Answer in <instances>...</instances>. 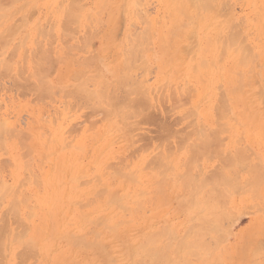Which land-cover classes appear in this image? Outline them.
<instances>
[{
    "label": "rangeland",
    "instance_id": "374dc122",
    "mask_svg": "<svg viewBox=\"0 0 264 264\" xmlns=\"http://www.w3.org/2000/svg\"><path fill=\"white\" fill-rule=\"evenodd\" d=\"M1 1V0H0ZM5 0H3L2 2H0V4L2 5V4H4V6H1L0 8H1V13L4 15V16H2V18H4V21H3V19L2 18H0V22H2L1 24H0V34L2 35V33L3 32H5V34L4 35H2L3 37H0V50H1V45H2V43H5L4 45H5V48H3L2 47V51H0V61L2 60H5V62H6V60H7V64L9 65V67H11V68H8V66H7V70H4L3 68H4V64H5V62H4V64H3V62L1 61L0 62V64H2V65H0V121H2V120H4V121H6V122H4V126L6 125V127L8 126L12 131H11V135H13L15 132H16V134L18 133V131L20 132V134H22V135H20L19 133H18V135H16L17 136V138H16V136L15 135H13V137L11 136L10 137V135L8 134L10 131H9V129L7 130L6 128V130L8 131V132H6L7 133V135H6V133H4V128H2L1 126H0V128H2V131H1V129H0V131L2 132V136H1V138H2V141H1V139H0V159H1V161H0V181H1V183L2 184H0V197L1 198H5L4 200L3 199H1L0 201H2V202H0L1 204H0V222L2 223H0V239H3V240H1L0 242V244L2 245V242H3V244H4V246H2V248H1V245H0V264H52V262H53V264H55V259L58 261V263L59 264H69L70 262H72V263H70V264H75V263H80L81 262V264L83 263V264H100V262H102L101 264H121L120 262H122V264H126L127 262V264H132L134 261H136L137 259H138V257H139V259L142 257V258H144L143 259V261H142V259H141V261H142V263L144 264V262H145V260H146V258L148 257V256H154V254H152V252L149 254H144V252H142L141 250L139 251H137L135 248L137 247V245L136 244H139L143 239V235H144V237L145 236H147L148 234L147 233H145V231L147 232L148 231V233L149 234H151L152 232H154V231H156L155 232V234H157L158 232H160L161 230H162V228H164V227H166L167 229H165L164 228V233L166 232L165 230H167V232L164 234V236L162 235L161 236V233H160V235H159V233H158V235H159V237L161 236V238H158L157 236V238H156V240H159V242H160V247H162L163 248V246L162 245H165V244H163V243H165V242H167V241H170L169 243L171 244H168V243H166L167 245H165L164 247H166V246H168V245H170L169 246V249L167 250L166 248H165V250L164 249H162V250H164V251H162V250H160L161 248H159V250L160 251H162V252H164L163 253V255H164V257H166L167 259V262H166V260L165 259H163V262H160L161 264H165V262H166V264H174L175 262H181V261H183V263L182 264H184V261L185 260H189L190 262L191 261H194V262H187V264H208V263H213V264H215L216 262V264H252L251 263V261L252 262H254L253 264H259V262H260V264H264V237H263V235H264V212H262V211H264L263 210V208H264V199H263V197H264V179L262 180V177L264 178V174H262L261 173V171L264 173V115H262L263 113H264V109H263V107H264V101L262 102L263 103V107L261 106H259V105H261L262 103H261V101L259 102V100L262 98V96H263V100H264V77H262L263 75H264V62H263V66H262V61H264V50H263V52H262V49L264 48V45H262L263 44V42L264 41H262V39L264 40V33H263V31H264V14L262 13V12H264V0H253L252 2H251V0H207L208 2H209V4L211 3V5H212V3L214 4V5H216V6H214V5H212V6H210V8H212V7H214L215 8V10L213 11V10H210V8H209V10L208 9H206V12L205 11H203L205 8H207V7H205V4H203L202 6L203 7H205V8H202L201 6H199L200 4H199V2L196 4V5H198V7H201L202 8V11H201V9L199 8L198 10H196L195 9V7H197L195 4H191V2H189L190 0H188V2L191 4L190 6H192V5H195V7H193L192 6V8L191 7H189V5L187 4L188 2L186 1L185 3H184V0H170V2H169V0H128V2H126L127 0H15V1H13V0H6V1H12L11 3L10 2H4ZM105 1H106V4H105ZM117 1V2H116ZM135 1V2H134ZM176 1V2H175ZM194 2H195V0H193ZM192 1V2H193ZM212 1V2H211ZM213 1H215L216 2V4L213 2ZM221 1V2H220ZM226 1V2H225ZM24 2H26L25 3V5L27 6V8H26V6L24 5ZM28 2V3H27ZM31 2H33V3H31ZM101 2V3H100ZM109 2V3H108ZM132 4H131V3ZM139 2H140V4H139ZM165 2V3H164ZM169 2V3H168ZM208 2H206V3H208ZM218 2H219V4H218ZM222 2H225V4L223 5V3ZM258 2H260V4L258 3ZM262 2V3H261ZM7 3H9V4H11V5H9V4H7ZM68 3V4H67ZM164 3V4H163ZM169 5H168V4ZM170 3H172V4H170ZM174 3H175V5L176 6H174ZM186 5L187 4V6L185 7V6H183L184 4ZM220 3H222V4H220ZM228 3V4H227ZM24 5L23 7L22 6H20V9H21V7L24 9H19L18 7H19V5ZM65 4V5H64ZM70 4V5H69ZM125 4V5H124ZM128 4V5H127ZM139 4V5H138ZM165 4H166V6H165ZM181 4V5H180ZM183 4V5H182ZM209 4H207L208 5V7H209ZM263 4V5H262ZM8 5V7L9 6H11V7H6ZM68 5V6H67ZM136 5V6H135ZM171 5H173L172 7H171ZM179 5V6H178ZM206 5V6H207ZM221 5V7L219 8V6ZM226 5V6H225ZM256 5H257V7H256ZM13 6V7H12ZM32 6V7H31ZM100 6V7H99ZM113 6H115L114 8H112ZM126 6V7H125ZM163 6H165V8L163 7ZM168 6L170 7V8H168ZM263 6V7H262ZM29 7H31V8H29ZM82 7V8H81ZM137 7H138V9H137ZM175 7V8H174ZM178 7V8H177ZM183 7V8H182ZM187 7H188V9L189 8H191V9H187ZM216 7H218V8H216ZM230 7V8H229ZM3 8H5V9H3ZM29 8V9H28ZM34 8V9H33ZM65 8V10H66V12H64L63 13V9ZM77 8V9H76ZM78 8H79V10H78ZM168 8V9H167ZM256 8V9H255ZM258 8V9H257ZM15 9H16V11L19 9V11L18 12H14L15 11ZM31 9H33L32 10V12H31ZM69 9V10H68ZM112 9H114V10H112ZM115 9H116V11H115ZM127 10V11H124V10ZM167 9V11H165ZM175 9V10H174ZM187 9V10H186ZM193 9H195L197 12H195V11H192ZM218 9H219V13L220 14H222V15H225V16H227V14H228V16L229 17H224V20H223V16L222 15H220L219 13H215V11L217 10L218 11ZM222 9H223V11H222ZM255 9V10H254ZM13 10V12L12 13H10L11 11ZM56 10V11H55ZM84 12H83V11ZM117 10H118V12H119V16H118V12H117ZM135 10H137V11H135ZM140 10V11H139ZM168 10H170V12L168 11ZM177 10V11H176ZM178 10H179V12H180V15H182V16H180V15H178L179 14V12H178ZM180 10H182V12L180 11ZM183 10H184V12H183ZM200 10V11H199ZM209 12H208V11ZM222 12H221V11ZM253 10V11H252ZM5 11V12H4ZM8 11V12H7ZM70 11H71V14H70ZM74 11V14H72V12ZM76 11H78V12H76ZM174 11V12H173ZM191 11V12H190ZM216 11V12H217ZM255 11V12H254ZM257 11H258V13H257ZM20 12V13H19ZM25 12H27V13H29V14H31V16L28 14V16H27V13H25ZM31 12V13H30ZM50 12V13H49ZM90 12V13H89ZM92 12V13H91ZM114 12V13H113ZM127 12V13H126ZM138 12V13H137ZM166 12V13H165ZM167 12H168V14H167ZM175 12H177L176 13V17H174L175 16ZM204 13L203 14V16H202V14H200V13ZM7 13H9V14H7ZM83 13H84V15H83ZM85 13H89V14H87V15H85ZM126 13V14H125ZM171 13H173V14H171ZM183 13V14H182ZM185 13V14H184ZM186 13L187 14H189V13H192L191 15L189 14V17L190 16H192L195 20H197L196 22L194 21V20H188V18L186 19H182V18H184V17H187V15H186ZM194 13H199L200 14V16H201V18H200V16L198 17V18H200L199 20H198V18L196 19V17H194ZM207 13V14H206ZM252 13V14H251ZM2 14H0V16L2 15ZM12 15V16H9L10 18L8 19V15ZM20 14H22V15H20ZM23 14H24V16H23ZM59 14V15H58ZM64 14V15H63ZM125 14V15H124ZM170 14H171V16H170ZM196 14H195V16H196ZM199 14H197V15H199ZM206 14V15H205ZM212 14L215 16H212ZM217 14H219V16L217 15ZM251 14V15H250ZM258 14V15H257ZM260 14V15H259ZM262 14H263V16H262ZM49 15V16H48ZM73 15V17L71 18V16ZM89 15V16H88ZM93 15V16H92ZM117 15V16H116ZM123 15V16H122ZM168 15V16H167ZM179 17H178V16ZM183 15H186V16H183ZM92 16V17H91ZM114 16V17H113ZM126 16V17H125ZM208 16H210V17H214L213 19H215V20H212V18H210V19H208L209 17ZM247 16H248V18H247ZM256 16H258V17H256ZM262 16V17H261ZM60 17V18H59ZM86 17V18H85ZM174 17V18H173ZM203 17H204V19H203ZM231 17V18H230ZM235 17V18H234ZM252 17H254V18H252ZM256 17V18H255ZM27 18H28V20H27ZM48 18V19H47ZM65 20V22L63 23V22H61V21H64L63 19ZM113 18V19H112ZM168 18V19H167ZM171 18V19H170ZM222 18V20H220ZM229 19L227 22H225V20L226 19ZM238 18L240 19L241 18V20L242 21H240V20H238ZM260 18V19H259ZM262 18V19H261ZM7 19V20H6ZM13 19H15V20H13ZM24 19V20H23ZM45 19H46V21H45ZM62 19V20H61ZM74 19V20H73ZM77 19V20H76ZM85 19H87L86 21H85ZM91 19V20H90ZM93 19V20H92ZM110 19H112V20H110ZM147 19V20H146ZM203 19V20H202ZM206 19V20H205ZM231 19H233V20H231ZM257 19H259V20H257ZM5 20H6V22H5ZM22 20V21H21ZM36 20V21H35ZM39 21V23H36V22H38ZM145 20H146V22H145ZM167 20V21H166ZM174 20V22H172V23H170V21H173ZM175 20L176 21H180V22H183V24L185 25V22H187L186 20H188V22L189 21H191V22H193V23H191L192 24V26L193 27H196L197 26V28L199 27V29L200 30H202L201 32H200V30L199 29H197V28H195V29H197V30H195V29H193V28H191L190 26L188 27V25L190 24V22L189 23H187L185 26H180L182 29L180 30V27L178 28V27H175V25L176 26H178V25H183V24H180L179 22H175ZM183 20V21H182ZM202 20V22L200 23V21ZM209 20V21H208ZM232 21V23H233V25L231 24V21ZM238 21V23H237V25H235L234 23H236L237 21ZM249 20V21H248ZM25 21V22H24ZM33 21H35V22H33ZM67 21V22H66ZM111 21V22H110ZM149 21V22H148ZM168 21H169V23H168ZM206 21V22H205ZM243 24H240V22ZM244 21V22H243ZM251 21V22H250ZM258 21H260V22H262L261 23V26L259 25L260 24V22H258ZM13 22V23H12ZM28 24H27V23ZM59 22L60 23H62L61 25L59 24ZM198 22V23H197ZM210 22V23H209ZM213 22H215L214 24H213ZM221 22V23H220ZM224 22H225V24H224ZM230 24H229V23ZM247 22V23H246ZM6 23V24H5ZM17 25H16V24ZM25 23V24H24ZM56 23H58V24H56ZM174 23H175V25H174ZM179 23V24H178ZM200 23V24H199ZM203 23H205V24H207V25H205V24H203ZM228 24V28L230 29V31H229V29L227 28V24ZM248 23H249V26H248ZM252 23V24H251ZM3 24V25H2ZM23 24H24V26H23ZM32 24V25H31ZM35 24V25H34ZM53 24V26H51ZM87 24V25H86ZM151 24V25H150ZM171 24V25H170ZM212 24V25H211ZM218 24V25H217ZM238 24H240V25H238ZM2 25V26H1ZM8 26V28H7V26ZM11 25V26H10ZM25 25H27V26H25ZM31 27H29V26ZM34 25V26H33ZM37 25V26H36ZM40 25V26H39ZM50 25V26H49ZM152 25H155V28H154V26H152ZM166 25H168L167 27H165ZM174 25V26H173ZM196 25V26H195ZM203 25V26H202ZM208 25H210V27H208ZM224 27H223V26ZM230 25H231V27H230ZM13 26H15V27H13ZM21 26V27H20ZM44 26V27H43ZM58 27V29H56L55 27ZM62 26L64 27V29L62 28ZM85 26V27H84ZM147 26V27H146ZM151 26L153 27L152 29H151ZM162 26V29L160 28ZM163 26L165 27V28H167V31H166V29L164 30V28H163ZM173 26V27H172ZM187 26V27H186ZM206 26V27H205ZM211 26H214V27H216V28H211ZM220 26V27H219ZM222 26V27H221ZM234 26V27H233ZM242 26H244L245 27V29L243 30V27ZM9 27H11L12 29L13 28H15V29H13V31H11V29L9 30L10 32H13L12 34H9L10 32H8V29H9ZM22 27H24V30H23V28ZM34 27V28H33ZM37 27V28H36ZM43 27V28H42ZM51 27H53L52 29H51ZM111 27V29H109V28ZM115 27V28H114ZM171 27V28H170ZM175 27V28H174ZM202 27H205L204 28V31H203V28ZM219 27V28H218ZM237 27V28H236ZM255 27V28H254ZM259 27V28H258ZM3 28H4V30H5V28H6V30L5 31H3ZM26 28V29H25ZM38 29L39 30V32H37V30L36 29ZM55 28V29H54ZM60 28V29H59ZM173 28V29H172ZM177 28L179 29L178 31H177ZM187 29V31H189V32H191L190 30L192 29V31H195L194 32V36H196V37H192L191 36V34H188V32L187 31H185L186 29ZM189 28H190V30H189ZM211 28V29H210ZM217 28H218V30H217ZM234 28H236L237 30H232V29H234ZM257 28V29H256ZM261 28V29H260ZM42 29V31H43V34H42V32L40 31ZM49 29H51L52 30V32L49 30ZM54 29V30H53ZM147 29H149V30H147ZM170 29H172L171 30V33L173 32V34H172V37H175V38H171L170 37V34L171 33H169L170 31L169 30ZM216 30V31H208V30ZM223 29V30H222ZM226 29V30H225ZM241 29V30H240ZM14 30H16V32L14 33ZM27 30H29V31H27ZM30 30H31V32H30ZM34 30H36V31H34ZM113 30V31H112ZM159 30V31H158ZM221 30H222V32H221ZM228 30V31H227ZM238 30H240V31H238ZM245 30H246V32H245ZM249 30H251V31H249ZM255 30V31H254ZM262 31V33H260L261 31ZM3 31V32H2ZM22 31V32H21ZM33 31V32H32ZM55 31V32H54ZM135 31V32H134ZM166 33H165V32ZM169 31V32H168ZM175 31H176V33L178 34H175ZM182 31V32H181ZM226 31V32H225ZM240 33H238V32ZM257 31H259V33L257 32ZM7 32V33H6ZM183 32H184V34H183ZM187 32V33H186ZM208 32V33H207ZM211 32V33H210ZM215 32V33H214ZM217 32H219V34L217 33ZM230 34V32L232 33V32H236V33H238V34H235L236 36L235 37H231V35L232 36H234V34L232 33V34H230L228 37L229 38H226L227 37V35H228V33ZM30 33V34H29ZM33 33V34H32ZM37 33H39L38 35L35 34ZM47 33V34H46ZM161 34V35H159V34ZM164 33H165V35H164ZM183 34V35H185V36H182L181 34ZM201 34L202 35V39L200 38V35L199 34ZM204 33H206V34H204ZM221 33L223 34V36L221 35ZM227 33V34H226ZM243 33V34H242ZM23 34H24V36H23ZM26 34V35H25ZM127 34V35H126ZM144 36H143V35ZM151 34V35H150ZM154 34V35H153ZM186 34H188V36L186 35ZM214 35V34H217L218 35V37H220L221 39V41H222V39H223V37H224V43H226L227 45H225V47H228V49L226 48L225 49V51H224V46L222 45L221 46V43H223V41L221 42L220 40H219V42H218V39L219 38H217L216 36L217 35H214V36H212V38H210V35ZM225 34V35H224ZM246 34V35H245ZM258 34V35H257ZM0 35V36H1ZM6 35V36H5ZM7 35H11L10 36V38H12V41L11 40H9L10 42H8V40H7V38L9 37H7ZM41 35H43V36H41ZM136 35H137V38L139 39H137V38H135L136 37ZM169 37H168V36ZM179 35H180V37H179ZM192 35H193V33H192ZM197 35L199 36L198 38H197ZM205 37H204V36ZM219 35H221V36H219ZM237 35H238V37H237ZM244 37H243V36ZM248 35H249V38H248ZM255 35H257V36H255ZM262 35H263V38H262ZM22 36H23V40H24V42H22V46L20 47V41L22 40ZM28 36V37H27ZM30 36V37H29ZM139 36V37H138ZM159 36H161L162 38L160 39V37ZM182 36V37H181ZM186 36L187 37H190L191 36V38H195V41L193 40V39H190V43H191V40L192 41H194L192 44L194 45V43H196L194 46H190V44H189V42H188V38H186ZM207 36H208V39L209 40H207L206 38H207ZM240 36V37H239ZM247 36V37H246ZM251 36H254V38L253 37H251ZM261 37L260 39H259V37ZM5 37H7L6 39H5ZM17 37V38H16ZM157 37H159V38H157ZM177 37V38H176ZM185 38V43H187L188 42V46L183 42V41H181L182 39H184ZM216 37V39H217V46H215L216 45V43L214 44V42L216 41V40H214V38ZM127 38V39H126ZM147 38H149V39H147ZM171 38V39H170ZM180 38H182V39H180ZM204 38V39H203ZM243 39L242 40V42L244 43V44H246V45H248L247 46V48H244V47H246V46H242V44H240V46L242 47H240L242 50H243V48H244V50L248 53L249 51H251V54L252 55H254L253 53L255 52V55H254V57L256 58V60L258 59V61H256V60H254L253 62H252V66L254 67V68H251L250 66H248V65H250L249 64V62H246V60L248 59V57L250 56V55H248L246 52H244V53H246V54H243V52H242V50L239 48V43H238V45H237V47L238 48H234V47H232V46H234V45H236V43L237 42H241V40L239 41V39ZM245 38V39H244ZM9 39V38H8ZM134 39H137V41L136 40H134ZM160 39V40H159ZM162 39H164L165 40V43L167 42H170V43H168V49H167V43L164 45V44H161V43H157V42H162ZM166 39L168 40V39H170V40H168V41H166ZM173 39H175L174 41H172ZM188 39V40H187ZM198 39H201V40H203V41H201L202 43H200V40L198 41ZM211 39H213L214 41H212ZM253 39V40H252ZM260 41H259V40ZM17 40V41H16ZM27 40V41H26ZM135 41V42H133V41ZM144 40H145V42H144ZM176 40H179V41H176ZM207 40V41H206ZM210 40H211V42H213V43H211L210 42ZM236 40H237V42H236ZM128 41H129V45H128ZM132 41V42H131ZM142 42L143 41V43H139V44H141V46L139 45V44H137L138 42ZM173 43H175V44H173L172 45V42ZM181 41V42H180ZM206 41V42H205ZM252 41V42H251ZM253 41H254V44L252 45V43H253ZM262 41V42H261ZM12 42V43H11ZM147 42V43H146ZM176 42H178V43H176ZM210 42V43H209ZM233 42H236L235 44H233ZM249 42H251V43H249ZM130 43H132V44H130ZM135 43V44H134ZM162 43H164V42H162ZM184 44V46H185V48H184V46L182 45V50H180L179 48H181L180 46H181V44ZM204 43V44H203ZM220 43V44H219ZM223 43V44H224ZM255 43H257V44H255ZM259 43V44H258ZM261 43V44H260ZM11 44V45H10ZM145 44V45H144ZM159 44V45H158ZM178 44V45H177ZM191 44V45H192ZM205 44H207L208 46H206ZM211 44V46L213 47H210L209 45ZM214 46H213V45ZM17 45V46H16ZM135 45H138L136 48H138L139 50V52L137 53V52H135L136 54H134L135 56H133V55H131V52H133V51H129L130 49H129V46H130V48L131 49H134L133 47L135 46ZM144 45V46H143ZM160 45H162V47L160 46ZM171 45V46H170ZM177 45V46H176ZM180 45V46H179ZM230 45V46H229ZM256 45V46H255ZM8 46V47H7ZM133 46V47H132ZM165 46V48H163ZM173 46V47H172ZM203 46V47H202ZM208 47V49L206 48V47ZM221 47V50H222V52L224 53V56H221V54H220V56H218L219 55V53H220V51L221 50H218V49H220L219 47ZM250 46V47H249ZM258 46H259V48H258ZM7 47V48H6ZM40 47V48H39ZM140 47V48H139ZM142 47V48H141ZM175 47V48H174ZM179 47V48H178ZM192 47H194V48H196V49H194L193 48V50L191 49ZM214 47H216V48H214ZM32 48V49H31ZM43 50L42 51V53H41V51L39 50ZM126 48V49H125ZM147 48V49H146ZM172 48H174L173 50H172ZM184 48V49H183ZM203 48V49H202ZM231 50H230V49ZM253 48V49H252ZM13 50L12 52H11V50ZM17 49V50H16ZM46 50V52H45V50ZM128 49V50H127ZM143 49V50H142ZM145 49V50H144ZM164 49V50H163ZM166 49V50H165ZM177 49V50H176ZM178 49H179V51H178ZM191 49V51H189V53L187 52V53H185V51H187V50H190ZM204 49H205V51H204ZM240 51H239V50ZM14 50H15V53H13L14 52ZM22 50V51H21ZM123 50V51H122ZM125 50V51H124ZM136 51H137V49H135ZM134 50V51H135ZM196 50V51H195ZM212 50H213V52H212ZM226 50H230L229 52H226ZM238 50V51H237ZM243 50V51H244ZM254 50V51H253ZM255 50H257L258 52V54L256 53V51ZM259 50H261L260 52H259ZM4 51V52H3ZM9 51V52H8ZM26 52V54H25V52ZM35 51H36V54H35ZM37 51L38 52H40V53H37ZM129 51V52H128ZM165 51V52H164ZM168 53H167V52ZM172 51V52H171ZM177 51H178V53H177ZM203 53V55H202V53ZM218 53H217V52ZM231 51L233 52V51H237L236 53L235 52H233V53H231ZM19 52V53H18ZM23 52V53H22ZM44 52H45V54H44ZM170 52V53H169ZM179 52H180V54H179ZM193 52V53H192ZM199 52V53H198ZM206 52V54H204ZM211 52V53H210ZM214 52H216V53H214ZM225 52H226V54H225ZM239 52H241V56H240V54H239ZM13 53V54H12ZM24 54V55H22V54ZM48 53V54H47ZM125 53V54H124ZM129 53H130V55H131V57H130V59H128L127 60V56H130L129 55ZM134 53V52H133ZM191 53V54H190ZM198 53V54H197ZM228 53V54H227ZM230 53V54H229ZM32 54V55H31ZM33 54H35V55H33ZM40 54H42V55H40ZM128 54V55H127ZM164 54V55H163ZM166 54H167V56H166ZM173 54V55H172ZM193 54V55H192ZM194 54H197V56L198 55H201L200 57H198V58H196L197 56L196 55H194ZM208 54V55H207ZM212 54H213V56H212ZM30 55H31V57H30ZM40 56V59H38L39 57H37V56ZM124 55V56H123ZM181 55H183V57L184 56H186L185 58H182L181 59ZM204 55H206V56H204ZM235 55V57H233ZM237 55H239L238 56V58H242L243 57V59H241L242 61L244 60V57L246 56V55H248L247 56V59H246V57H245V62H246V64H244V65H246V66H244V65H242L243 64V62H242V64L241 63H238L237 64V61L238 62H241V60L240 59H238L237 58ZM242 55H245V56H242ZM251 55V56H252ZM22 56V57H21ZM24 56V57H23ZM35 56H36V58L38 59H36L35 58ZM134 57V61L132 60L133 59V57ZM179 56V57H178ZM191 56H194L193 58L191 57ZM208 56V58H206ZM209 56H211V58H209ZM225 56H229V57H225ZM232 56V57H231ZM260 56H262V57H260ZM4 57H6V59L4 58ZM41 57H42V60H44V58L45 57H47L46 58V61H43L42 62V60H41ZM44 57V58H43ZM125 57V58H124ZM166 57V58H165ZM170 59H169V58ZM179 59H177V58ZM191 57V58H190ZM203 57V59H205L206 58V60L207 59H211V61H212V63H211V65H209L210 64V60H208V61H206L205 63H203V64H201L202 62V59H201V61H199V63H198V61L196 60V59H198L199 60V58H202ZM213 57V58H212ZM214 57H216V58H214ZM218 57V58H217ZM223 57V58H222ZM231 57V58H230ZM258 57V58H257ZM259 57H260V59H259ZM4 58V59H3ZM13 58V59H12ZM129 58V57H128ZM136 58V59H135ZM175 58H176V60H175ZM195 58V59H194ZM221 58V59H220ZM227 60H225V59ZM228 58V59H227ZM233 58H234V60H233ZM250 58H252V59H250ZM249 58V61L250 60H253V56L252 57H250ZM254 58V59H255ZM10 59H11V61H10ZM32 59H36L39 63H40V65L38 66L37 64H35V65H37V68L35 67V69L37 70H39V72H41V73H39L38 74V72H37V74L38 75H42V76H40L41 77V79H43V81H45L47 84H49V85H51V86H54V87H48V86H46V90H47V87H48V89L50 90V88H51V92H49V90L48 91H46V90H44V88H42V87H44V85H40V83L41 82H43V81H41V79H36L37 77H35L34 76V71H36L35 69H34V67H32V64L31 63H33L32 62ZM77 59V60H76ZM161 59V61H159ZM173 61H172V60ZM184 59V60H183ZM185 59H186V62L184 63L183 61H185ZM214 59H216V60H214ZM230 59V60H229ZM238 59V60H237ZM36 60L34 61L35 63H36ZM41 62H40V61ZM125 60V61H124ZM131 60V61H130ZM162 60H166L165 61V63H163V67L165 66V67H167V68H165V69H163V67H161L162 66ZM170 60V61H169ZM178 60V61H177ZM180 60H181V62H180ZM187 60H189V61H187ZM194 60V61H193ZM229 60V61H228ZM262 60V61H261ZM9 61V62H8ZM80 61V62H79ZM176 61V63H174ZM193 61V62H192ZM197 62V64L196 63H194V62ZM205 61V60H204ZM221 61H223V62H221ZM233 61V62H232ZM259 61H261V62H259ZM69 62V63H68ZM77 62L78 63H81L82 65H83V67L81 66V64H77ZM84 62V63H83ZM124 63V65H125V62L126 63H128V65L126 64L125 66H126V68H127V66H128V69H125L124 67V65H123V63ZM132 62V64H130ZM134 62V63H133ZM139 62H142L141 64L139 63ZM172 62V64H170ZM201 62V63H200ZM214 62L215 63H217V64H214ZM224 62L226 63L225 65H224ZM230 62V63H229ZM244 62V63H245ZM11 63V64H10ZM14 65H13V64ZM17 63L19 64V66L17 65ZM38 63V64H39ZM138 63H139V65H138ZM182 63V64H181ZM184 63V64H183ZM190 63V64H189ZM192 63V64H191ZM207 63H209L208 65H207ZM229 63V65L227 66V64ZM232 63H233V65H232ZM247 63H248V65H247ZM259 63H261V65L259 64ZM42 64H43V66H42ZM133 64H135L133 67L131 66V65H133ZM194 64V67H195V69L194 68H190V70H188L189 68L188 67H190V66H192ZM198 64H201V66L200 65H198ZM206 65V68H204V67H202V65ZM218 64H219V66H221L222 64H223V66H224V70L222 69V67L223 66H221V67H219L218 66ZM240 64H241V66H240ZM33 65H34V63H33ZM138 65V66H137ZM170 65V66H169ZM188 67H187V66ZM190 65V66H189ZM196 65V66H195ZM258 65V66H257ZM260 65V66H259ZM40 66H42V67H40ZM68 66V67H67ZM129 66H131V68L129 69ZM137 66V67H136ZM173 67V69H172V67ZM185 66V67H184ZM198 66V67H197ZM208 66H209V68H208ZM213 66H215V69H214V67ZM243 66H244V68H245V70H244V68H243ZM249 67V69H250V71H252L253 70V73L251 74L250 73V71L248 70V67ZM1 67H2V69H1ZM20 67V68H19ZM30 67V68H29ZM169 67V68H168ZM171 67V68H170ZM179 67H183L182 69H179ZM193 67V66H192ZM18 68V69H17ZM28 68V69H27ZM65 68V69H64ZM68 68V69H67ZM79 68H83L82 70H84V72L83 71H81V69H79ZM115 68V69H114ZM138 68V69H137ZM179 70H178V69ZM218 68V69H217ZM258 68V69H257ZM21 69V70H20ZM23 69V70H22ZM34 69V71H32ZM73 69H74V71H73ZM79 69L81 72H83V73H78L79 72V70L77 71V70ZM168 69H169V71H168ZM171 69V70H170ZM175 69V70H174ZM177 69V70H176ZM196 72V76L194 75L195 73H191V71L192 72H194L193 70ZM221 69V70H220ZM252 69V70H251ZM10 70V71H9ZM37 70V71H38ZM117 70V74H116V72H114V71H116ZM119 70V71H118ZM134 70H137V71H134ZM181 70V71H180ZM186 70V71H185ZM200 70V71H199ZM208 70H210V72L208 71ZM239 70V71H238ZM243 70V71H242ZM256 70H259V71H256ZM17 71V72H16ZM30 71H32V73L30 72ZM72 71L74 72L73 74H72ZM128 72L127 74L128 75H132V77H130V79H129V77L128 76H126L127 74H126V72ZM164 71V72H163ZM165 71H168V73L170 72L171 74H168V73H166ZM176 71H177V73H176ZM190 71V72H189ZM204 71H205V73H204ZM217 71V72H216ZM232 71V72H231ZM235 71V72H234ZM239 72V74H241L240 72H244V73H242V75L240 76V78H238V75L239 74H237L238 72ZM2 72V73H1ZM24 72V73H23ZM32 74V76L29 74ZM66 72V73H65ZM97 72H99V73H97ZM107 72V73H106ZM125 73V76L126 77H128V79L127 80H124V79H122V78H124V77H122V78H120L121 76H119L120 75V73ZM175 73V75L176 74H178V75H180V77L177 75L176 77L173 75L174 73ZM179 72V73H178ZM207 72H208V74H207ZM212 72H214V74L212 73ZM223 72V73H222ZM237 72V73H236ZM254 72L257 74V76H256V74H254ZM260 74H259V73ZM16 73V74H15ZM71 73V74H70ZM86 73V74H85ZM188 73H190L189 74V76H188ZM216 73V74H215ZM226 73H228L227 75H229V76H227L226 75ZM234 73H236V75H234ZM261 73H262V75H261ZM18 74V75H17ZM36 74V73H35ZM88 74V75H87ZM90 74V75H89ZM168 74V75H167ZM185 74V75H184ZM199 74V75H198ZM202 74H204V75H206V77L203 75V76H201ZM225 74V75H224ZM232 74V76L230 77V75ZM245 74L248 76V77H254L253 79H255L254 80V82L257 84V82H258V85L259 86H257L256 87V85H255V83H253V80L251 79V78H248L247 76H245ZM249 74V75H248ZM37 75V76H38ZM82 75V76H81ZM116 75V76H115ZM119 77H118V76ZM121 75H123V74H121ZM170 75H173V76H171L170 77ZM191 75H192V77L193 78H191ZM213 77H215V78H213V79H215V80H212V76ZM215 75V76H214ZM222 75V76H221ZM255 75V76H254ZM260 75V76H259ZM14 76H16V77H14ZM25 76H27V77H25ZM34 76V77H33ZM64 76V77H63ZM90 76V77H89ZM111 76H114V78L113 77H111ZM124 76V75H123ZM134 76V77H133ZM186 78H184V77ZM188 76V77H187ZM209 76H210V78H209ZM218 76V77H217ZM219 76L221 77V78H219ZM243 76V77H242ZM259 76V77H258ZM44 77V78H43ZM68 77V78H67ZM78 77V78H77ZM87 77V78H86ZM98 77H99V79H98ZM105 77V78H104ZM108 77V78H107ZM183 77V78H182ZM191 79H190V78ZM198 77H200L201 79H204L203 81H204V83H206V84H204L203 82H200V80H198L199 78ZM204 77V78H203ZM225 79H224V78ZM233 77V78H232ZM260 77H261V79H260ZM38 80V82L39 81H41L39 84H37L36 83V80ZM70 78V79H69ZM73 78V79H72ZM75 78H77V79H75ZM86 78V79H85ZM103 78V79H102ZM117 78H118V83H119V80H121L122 79V85L124 86H120V88H119V84L117 85V83H116V80H117ZM132 78V79H131ZM167 78V79H166ZM175 78V79H174ZM187 78H188V80H187ZM208 78V79H207ZM223 78V79H222ZM228 78V79H227ZM263 78V79H262ZM17 79V80H16ZM93 79V80H92ZM96 79V80H95ZM171 79V80H170ZM173 79H174V81H173ZM182 79V80H181ZM183 79H185V80H183ZM205 79H207V82H206V80ZM218 79V80H217ZM231 79V80H230ZM239 80L240 81V79L242 80V79H244V81L242 80V81H238L239 82V84L238 83H236L237 81L236 80ZM252 81H250V80ZM62 82H61V81ZM76 80V81H75ZM84 80L86 81L85 82V84H84ZM88 80H90V81H88ZM97 81V80H99V83H98V81L97 82H95V81ZM104 80H106L105 82H104ZM133 80H138V82H136L135 84H134V82H133ZM166 82H165V81ZM168 80H170L169 81V83L167 82ZM177 80V81H176ZM195 80V81H194ZM209 80L211 81V82H209ZM223 80V81H222ZM227 80H228V82H227ZM249 80V81H248ZM19 81V82H18ZM81 81H83V82H81ZM110 81V84H109V86H107L108 85V82ZM113 81H114V83H113ZM139 81H141V83L139 82ZM179 81V82H178ZM199 81V82H198ZM202 81V80H201ZM213 81V82H212ZM230 81V82H229ZM245 81H247V83H243V82H245ZM257 81V82H256ZM45 82H43V84H45L46 85V83ZM76 82V83H75ZM81 82V83H83V84H81L82 85V87L84 88V86L86 87V90H83V91H80V93L79 92H77L78 90H80L81 88H79L78 89V85H79V83ZM103 82V83H102ZM165 82V83H164ZM187 83V86H189L190 88H191V90H192V87H193V90H195L194 92L196 93V95L195 96H192V99L190 98L191 97V93L193 92V90H192V92H190L189 93V91L187 90V89H185V88H188V87H185L186 86V84H184V83ZM195 84H194V83ZM220 82V86H219V88H217L216 86L218 85V83ZM59 83H61L60 85H59ZM73 83H75L74 85H73ZM105 83H107V85L105 84ZM115 83H116V85H115ZM120 83V84H121ZM162 83V84H161ZM175 83V84H174ZM208 83V84H207ZM212 83H214V87H213V84ZM228 83V84H227ZM250 83V84H249ZM42 84V83H41ZM52 84H54V85H52ZM68 84V85H67ZM77 84V86H75ZM92 84V85H91ZM100 84H101V89H103L104 87L103 86H107L106 88H107V90H109V92L106 90V88H105V92L104 93H102L104 96L106 95L107 96V94H109L110 92H114V93H112L113 95H114V97H115V99H114V97L112 98L115 102H114V104L116 105V103H117V105L116 106H114L115 108H113V109H111L110 110V112L108 111V109L110 108V105L108 106L107 104H105L104 103V101H105V99L106 100H108V98L110 99V97H104V96H101V93L98 95V94H95V92L96 93H98V90L97 89H100L99 88V86H100ZM102 84H105V85H102ZM124 84H126V85H124ZM128 84V85H127ZM194 84V85H193ZM225 84H227V85H225ZM234 86H233V85ZM236 84H237V87L238 88H240L239 90H237V87H236ZM37 85H39V86H42L41 88L38 86V88L39 89H36L37 87L36 86ZM70 85H71V87L73 88V90H75L74 92L76 93H74L73 92V90H71L72 88H70ZM80 85V86H81ZM98 85V86H97ZM130 85V86H129ZM183 85H184V87H183ZM202 85H204V87L202 86ZM208 85V86H207ZM224 85V86H223ZM249 85H251L250 87H249ZM254 85V86H253ZM79 86V87H80ZM112 86V87H111ZM118 86V88H116ZM212 86V87H211ZM227 86V87H226ZM253 86V87H252ZM55 87H58V88H56V89H54ZM74 87H77V89L75 88L74 89ZM110 87V88H109ZM115 87V88H114ZM122 87V88H121ZM127 87V88H126ZM131 87H133V88H131ZM185 89H183V88ZM206 87H209V88H206ZM231 87H236V90L237 91H235V93H234V91L233 90H235V88L233 89L232 88V91H233V93H231L230 94V91H231ZM241 87H246V88H241ZM259 87L261 88V90H259ZM64 88V89H63ZM96 88V89H95ZM112 88V89H111ZM129 88V89H128ZM135 88V89H134ZM139 88V93H140V95H137L138 93H136L137 91H136V89H138ZM153 88V89H152ZM157 88V89H156ZM189 88V89H190ZM204 88V89H203ZM208 90V91H205L206 89ZM217 88V89H216ZM37 91H36V90ZM41 89V90H40ZM61 91H60V90ZM66 89H68V92L66 91ZM85 89V88H84ZM110 89L111 90H113V91H110ZM123 89H124V91H130V92H128V94H127V92H124L123 91ZM133 89V90H135V92H132L131 90ZM140 89L141 90H143L144 92H142V91H140ZM184 90V91H180V90ZM219 89V90H218ZM222 89V92H223V96H224V99H225V104H224V99L222 100V102L220 103L219 101V103H217L216 101H217V99H216V97L218 98V94H221L222 92H220V93H218L220 90ZM245 89V90H244ZM39 90V91H38ZM59 90V91H58ZM62 90H64L63 92H62ZM70 90V91H69ZM104 90V89H103ZM117 90V91H116ZM190 90V91H191ZM203 90V91H202ZM227 90V91H226ZM240 90H241V92H240ZM258 90H259V92H258ZM72 91V92H71ZM92 91V92H91ZM95 91V92H94ZM147 91V92H146ZM151 91V92H150ZM185 91L187 92V93H185ZM204 91H205V93H207V94H205L204 93ZM211 91H214L213 93L211 92ZM231 91V92H232ZM251 91V92H250ZM258 93V95H257V93ZM262 91V92H261ZM70 92V94L68 95V93ZM88 92V93H87ZM108 92V93H107ZM116 92V93H115ZM181 94H180V93ZM204 94H203V93ZM228 92V93H227ZM246 92V93H245ZM250 92V93H249ZM254 93V95H253V93ZM261 92V95L259 94ZM67 93V94H66ZM73 93V94H72ZM118 93V94H117ZM121 93V94H120ZM154 93V94H153ZM178 93H179V95H178ZM211 93V94H210ZM214 93H218L217 95L216 94H214ZM243 94V93H245V95H239V94ZM252 93V95H249V94H251ZM42 94H45L44 96L42 95ZM88 94V95H87ZM123 94V95H122ZM131 94V95H130ZM135 94V96L137 95V99H135V96H133ZM144 96H143V95ZM172 94V95H171ZM174 94V95H173ZM187 94V95H186ZM214 94V95H213ZM233 94H236V95H233ZM257 96H256V95ZM263 94V95H262ZM70 95H72V97L70 96ZM116 95V96H115ZM126 95V96H125ZM127 95H129V97L127 96ZM142 95V96H141ZM204 95H207V96H204ZM222 95V94H221ZM227 95H229V96H227ZM237 95H239L238 97H237ZM249 95V96H248ZM260 95V96H259ZM41 98H40V97ZM84 98H83V97ZM92 96V97H91ZM101 98V97H104V98H101V99H104L103 100V102H99L97 105H100V106H95V104L93 103L92 104V102H97V99L99 98V97ZM110 96V95H109ZM124 96H125V99H124V102H126L125 103V106H126V104H127V106L125 107V109H124V107L122 106V105H124V104H122L121 106L123 107L122 109H120V107L121 106H119L118 105V99H119V101H121L123 98H124ZM210 96V97H209ZM220 96V95H219ZM232 96V97H231ZM235 96V97H234ZM250 96H251V98H250ZM253 96H254V100L252 99L253 98ZM261 97L260 99H259V97ZM112 97V96H111ZM119 97H121V98H119ZM126 97L127 98H129V99H126ZM132 97V98H131ZM133 97H134V99H133ZM144 97V98H143ZM147 97H149V98H147ZM221 98H223L222 96H220ZM219 97V98H220ZM247 97V98H246ZM257 98V101H256V98ZM89 98V100H87ZM90 98H92L93 100H91ZM99 98V99H100ZM142 98H143V100H142ZM206 98H208V99H206ZM210 98V99H209ZM220 98V99H221ZM234 99V100H232V99ZM238 98V99H237ZM245 98H246V100H245ZM98 99V100H99ZM100 99V100H101ZM117 99V100H116ZM132 99V100H131ZM201 99V100H200ZM216 99V100H215ZM249 99H251V100H249ZM125 100H127V101H125ZM136 100H139V101H136ZM143 101V103L141 104V102ZM146 101V103H145V101ZM230 100V101H229ZM112 101V100H111ZM111 101H109V103L108 104H111L110 102ZM128 101H131V102H128ZM133 101H134V103L136 104H133V105H131V103H133ZM211 101H213V103L211 102ZM215 101V102H214ZM229 101V102H228ZM246 101H248V102H246ZM253 101H255V103L253 102ZM68 102V103H67ZM69 102H70V105H69ZM87 102V103H86ZM106 102V101H105ZM108 102V101H107ZM129 104H128V103ZM139 102V103H138ZM194 102V103H193ZM195 102H198V103H195ZM246 102V103H245ZM249 102H251V103H249ZM257 102V103H256ZM261 103V104H259V103ZM214 103H216V104H214ZM232 103V104H231ZM234 103H236V104H234ZM66 104V105H65ZM91 104V105H90ZM144 104V105H143ZM212 104V105H211ZM218 104H219V106L221 105V109L218 107ZM231 104V105H230ZM238 104H241V105H239L238 106ZM242 104H243V106H242ZM244 104H245V107H244ZM256 104H257V106H256ZM130 106V108H128L129 106ZM138 105H140V106H138ZM179 105V106H178ZM210 105V106H209ZM215 105H217V107L220 109V113L221 114H223V113H226V115L225 114H223L222 116H224V117H222L221 118V116H220V114H219V109H217V107L215 108L214 106ZM249 105H250V107H249ZM103 106V107H102ZM107 106V107H106ZM111 106H113V105H111ZM138 106V107H137ZM204 106V107H203ZM208 106V107H207ZM228 106V107H227ZM254 106H255V108H254ZM94 107H96V109H94ZM116 107H117V109H116ZM132 107H135V108H133L134 109V115L132 114V112L133 111H131V110H133V109H131ZM141 107V108H140ZM186 107H188V108H186ZM212 107H214L217 111H218V113L216 112V110H215V112H214V110L212 109ZM238 107V108H237ZM248 107V108H247ZM256 107H260L259 109L261 110V108L263 109V110H259V109H257ZM105 108L107 109V110H105ZM136 108H138V109H136ZM140 108V109H139ZM205 108V109H204ZM207 108V109H206ZM235 108V109H234ZM121 110V112L119 111H117V112H115V113H117L116 114V116H115V114L113 115L112 113L114 112V110ZM192 109L194 110V111H192ZM204 109V110H203ZM208 109H210V110H213V111H210V110H208ZM228 109V110H227ZM231 109H234V110H231ZM242 109H244V110H242ZM248 109V110H247ZM257 109V110H256ZM138 110H140V111H138ZM191 110V111H190ZM208 110V111H207ZM225 112H224V111ZM242 111V113H240V111ZM251 110H252V112H251ZM111 111H112V113H111ZM123 111V112H122ZM137 111V112H136ZM188 111H190V112H193V113H195L194 114V116L192 115H190L191 113H189ZM197 111V112H196ZM203 111V112H202ZM226 111H230V113L229 114H227L228 112H226ZM246 111V112H245ZM247 111H249L248 113H247ZM130 113L131 115H128L126 118H125V121L123 120V122H122V119L124 118L123 117V114L125 113ZM223 112V113H222ZM233 112V113H232ZM261 112V113H260ZM139 115H138V114ZM186 113V114H185ZM215 113H217V115L219 114V116L218 117H216L215 118V116L213 115V114H215ZM119 114H122L121 116L119 115ZM125 114H124V116H125ZM136 114V115H135ZM182 114V115H181ZM187 114H188V116H187ZM196 114H197V116H196ZM243 114V115H242ZM251 114V115H250ZM255 114V115H254ZM107 115V116H106ZM113 115V116H112ZM117 115H118V117H117ZM127 115V114H126ZM181 115V116H180ZM203 115V116H202ZM206 115V116H205ZM213 115V116H212ZM228 115L229 116H231V119H230V117H228ZM241 115H242V117H241ZM36 116V117H35ZM208 116V117H207ZM233 116V117H232ZM234 116H235V118H234ZM246 116H247V118H246ZM248 116L249 117H251V118H248ZM111 117H112V119H111ZM116 117V118H115ZM122 117V118H121ZM185 117V118H184ZM207 117V118H206ZM228 117V118H227ZM244 117V118H243ZM119 120H118V119ZM121 118V119H120ZM243 118V119H242ZM257 119V121L256 120H254V119ZM2 119V120H1ZM194 120V121H191V120ZM227 119H229V120H227ZM235 119V120H234ZM237 119V120H236ZM260 119V120H259ZM118 120V121H117ZM198 120V121H197ZM212 120V121H211ZM231 120V121H230ZM243 120V121H242ZM248 120H250V121H248ZM253 120L255 121L254 123H253ZM120 121L123 123H120ZM223 121V122H222ZM245 121H248V122H245ZM50 122V123H49ZM199 122V123H198ZM202 122V123H201ZM231 122H234V123H231ZM236 122V123H235ZM258 122V123H257ZM2 123H3V121H2ZM1 123V124H2ZM186 123H188L187 124V126H186ZM193 123H195L194 125H193ZM201 123V124H200ZM213 123H215V124H223V125H225L224 127L221 125V127L219 126L218 128L220 129V128H224V131H225V128H226V131H225V133H224V131H222L221 133H219L218 131H220V130H218V129H214V127H216L217 128V126L215 125V124H213ZM53 125V126H50V125ZM190 124H191V126H190ZM199 124V125H198ZM205 124V125H204ZM213 124V125H212ZM237 124V126L238 125H240V127L238 126H235ZM40 125V127H42V128H39L38 126ZM60 125H61V128L63 129H61L60 128ZM122 125V126H121ZM202 125V126H201ZM215 125V126H214ZM33 126V127H32ZM36 126V127H35ZM60 128V129H58V127ZM118 126V127H117ZM199 126H201L202 127V129L204 128V130H202V131H204V137H203V132L200 130V128H199V130H197V128L199 127ZM54 127V128H53ZM56 127V128H55ZM116 127V128H115ZM193 127H195V128H193ZM52 128L55 130V132H53V133H51L52 132ZM121 130H120V129ZM205 128H206V130H205ZM213 129V131L214 130H218L217 131V133H215L216 135H213L214 137L216 136V138H214L213 136H212V133H211V135H210V137L212 138V140L214 139V140H216V141H214L213 140V142H215V143H210V142H212V140L209 138V139H207V140H211L210 142H208L206 139V141H204L203 139H202V137L203 138H205V137H208V136H205V135H209V134H206L207 133V131H210V132H213L212 131V129ZM243 128V129H242ZM245 128V129H244ZM32 129V130H31ZM191 129V130H190ZM53 130V131H54ZM59 132V134H58V132ZM70 131V132H69ZM131 131V132H130ZM192 131H193V133H192ZM263 131V132H262ZM52 134H50V133ZM128 132V133H127ZM187 132V133H186ZM195 132H197V135H196V133ZM202 133V136H201V133ZM28 133V134H27ZM49 134V136H48V134ZM57 133V134H56ZM69 133V134H68ZM181 133H182V135H181ZM240 133V134H239ZM244 133V134H243ZM254 133V134H253ZM5 134V135H4ZM23 134H25L24 136H23ZM38 134V135H37ZM41 134V135H40ZM130 134V135H129ZM213 134H214V132H213ZM29 135V136H28ZM55 135V136H54ZM57 135H58V137H57ZM69 135V136H68ZM226 135V136H225ZM242 137V139L241 138H239L240 136ZM14 136H15V138H14ZM26 136V137H25ZM37 136H40L39 138L37 137ZM47 136H48V138H47ZM54 136V137H53ZM218 136V137H217ZM232 136V137H231ZM237 136V137H236ZM251 136V137H250ZM9 137V138H8ZM21 138V139H19V138ZM22 137H23V139L25 140H23L22 139ZM25 137V138H24ZM42 137V138H41ZM54 139V141H53V139ZM61 137V138H60ZM62 137H65V139L66 140H64V138L62 139ZM175 137V138H174ZM195 137H196V139H195ZM199 137L201 138L200 140H198L199 139ZM225 139H224V138ZM254 137V138H253ZM257 137V138H256ZM8 138V139H7ZM50 138H51V140H50ZM69 138H71V139H69ZM77 138H78V140H77ZM198 138V139H197ZM222 138V139H221ZM237 138H239V140H235V141H238L237 143L234 141V139H237ZM7 139V140H6ZM46 139V140H45ZM48 139V140H47ZM55 139L57 140L56 142H59V143H56L55 142ZM193 139H195L194 140V142H196V143H194L195 145H198V150L196 149V150H194L195 148H193V142L191 141V140ZM221 139V140H220ZM248 139H249V141H248ZM45 140V141H44ZM51 141V142H47V141ZM68 140V141H67ZM74 140V141H73ZM160 140V141H159ZM161 140H162V142H161ZM218 140H219V142H218ZM241 140V141H240ZM261 140V141H260ZM19 141V143H17ZM44 141V142H43ZM67 141V142H66ZM70 141H72L71 143L73 144V146L72 145H70L69 144V142ZM222 141V142H221ZM24 142V143H23ZM43 142V143H42ZM46 142V143H45ZM68 143V146L69 147H67V145L66 146H64V144H62V143ZM165 142V143H164ZM203 142V143H202ZM41 143L43 144V145H41ZM44 143H45V146H44ZM187 143V144H186ZM205 143H208V145L206 144L205 146H204V144ZM218 143H220L219 144V146H218ZM241 143V144H240ZM6 144V145H5ZM23 144V145H22ZM166 144V145H165ZM183 144V145H182ZM210 144V145H209ZM211 144H213V145H211ZM214 144L216 145V146H218L216 149H218L220 152H218V150H216L215 148H213L214 147ZM261 144V145H260ZM28 145V146H27ZM41 145V146H40ZM46 145H47V148H43V147H46ZM51 145V146H50ZM56 145V146H55ZM63 145V146H62ZM82 145H83V147H82ZM25 146V147H24ZM43 146V147H42ZM50 146V147H49ZM62 146V147H61ZM75 146V147H74ZM78 146V148H76ZM179 146V147H178ZM212 146V147H211ZM248 148H247V147ZM256 147V149H255V147ZM260 146V147H259ZM53 147V148H52ZM55 147H56V149H55ZM58 147V148H57ZM65 147H66V150H65ZM71 147H73V148H75L76 149V151H77V149H78V151L79 152H75V150L73 149V148H71ZM79 147H80V149L82 150H80L79 149ZM82 147V148H81ZM155 147V148H154ZM187 147H189L188 148V151L186 150L185 151V149H187ZM197 147V146H196ZM206 147H208L207 149H206ZM26 148V149H25ZM61 148V149H60ZM71 148V149H70ZM159 148H160V150H159ZM200 148H202V149H200ZM209 148L210 149H212V152H214V151H216V152H218V153H216V152H214V153H216V154H218V156H219V154L221 155V156H223V162L221 161V159H220V156L219 157H217V156H215L214 155V153H212L211 151L209 152L208 150H209ZM234 148V149H233ZM247 148V149H246ZM253 148V149H252ZM261 148V149H260ZM42 149H45V150H42ZM55 149V150H54ZM58 149V150H57ZM68 149V150H67ZM121 149V150H120ZM181 149V150H180ZM242 151V153L240 152V150ZM28 151L27 153L26 152H24V151ZM29 150L31 151V153H29ZM49 150H51V152L52 153H54L55 151H56V153H54V154H50L49 153ZM65 150V151H64ZM107 150V151H106ZM200 150L202 151V154L204 153V154H206L205 152H207L208 154H206L207 156H204V155H198V154H201L200 153ZM207 150V151H206ZM239 150V151H238ZM54 151V152H53ZM105 151V152H104ZM195 151V152H194ZM199 152V153H196V152ZM244 151V152H243ZM247 153H246V152ZM257 151V152H256ZM4 152V153H3ZM20 152H22L21 154H20ZM58 152V153H57ZM81 152V153H80ZM181 152V153H180ZM225 152H227L226 154H225ZM237 152H238V154L240 155L241 154V156H238L237 155ZM251 152V153H250ZM260 152V153H259ZM26 153V155L24 156V154ZM29 153V154H28ZM40 153H42V154H40ZM46 153V155L44 156V154ZM49 153V154H48ZM65 153V154H64ZM98 153V154H97ZM101 153V154H100ZM248 153L249 154H253V155H249L248 156ZM48 154V155H47ZM167 154V155H166ZM193 154V155H192ZM213 154V156H215V157H213V159L212 158H210V157H212V156H210L209 158H208V156L209 155H212ZM234 154H236V156H234L236 159L237 158H239L238 160L240 161V159L241 158H243V157H245V158H243V160L241 159V161H242V163L243 162H245L244 164H242L241 163V161L240 162H238V160H237V162L235 163V165H234V163H232L233 161L232 160H234V158L232 159V157H233V155ZM260 154V155H259ZM21 155H23V158H21L22 156ZM42 155V156H41ZM51 155V156H50ZM55 157H54V156ZM58 155V156H57ZM70 155V156H69ZM95 155V156H94ZM98 155V156H97ZM197 155L199 156V158L197 157ZM225 155V156H224ZM256 155L258 156L257 158H254V157H256ZM263 155V156H262ZM28 156H30L31 158H29ZM44 156V157H43ZM67 156V157H66ZM80 156V157H79ZM110 156V157H109ZM126 156H128V157H126ZM130 156V157H129ZM163 156V157H162ZM165 156V157H164ZM189 158H187V157ZM229 156H231V159L232 160H228V159H230V158H228ZM254 156V157H253ZM27 157V158H26ZM43 157V158H42ZM54 157V158H53ZM57 157V158H56ZM69 157V158H68ZM77 159H75V158ZM94 157V158H93ZM100 157H102V158H100ZM125 157V158H124ZM156 159H155V158ZM191 157H193L194 159H193V162H192V158ZM206 157V158H205ZM224 157H225V159H226V163H225V159H224ZM261 157V158H260ZM26 158V159H25ZM65 158V159H64ZM74 158V159H73ZM91 158V159H90ZM110 158V159H109ZM123 158V159H122ZM141 158V159H140ZM149 158V159H148ZM154 158V159H153ZM171 158V159H170ZM187 158V159H186ZM219 158V159H218ZM247 158V159H246ZM25 159V160H24ZM50 159V160H49ZM62 159V160H61ZM65 161H64V160ZM158 159V161L156 162V160ZM159 159H161V160H159ZM169 159V160H168ZM181 159H182V161H181ZM184 159H185V161H187V162H190V159H191V162H190V165H191V167H190V170L187 168V167H189L188 165H186L185 164V162H183L184 161ZM202 159V160H201ZM205 159H206V161H205ZM210 159V160H209ZM255 159H257V161L255 160ZM263 159V160H262ZM18 160V161H17ZM27 160V161H26ZM67 160V161H66ZM69 160V161H68ZM93 160V161H92ZM99 160V161H98ZM110 160V161H109ZM142 160V161H141ZM197 161V164L199 165V166H201L200 168H199V166H197L196 167V161ZM198 160H200V161H198ZM217 160H219V161H217ZM247 160V161H246ZM24 161H26L27 163L29 162V164H30V166H28V167H30V169H32V170H30V169H28L27 170V167L25 166V164H23V162ZM70 161H71V163H70ZM73 161H75V162H73ZM89 161H91V162H89ZM105 161H106V164H107V162H108V164L107 165H105L104 163H105ZM115 161V163H113ZM116 161H118V162H116ZM166 161V162H165ZM172 163H171V162ZM230 161H231V163L234 165V166H232L231 164H230ZM236 160H234V162H235ZM254 161V162H253ZM256 161V162H255ZM262 161V162H261ZM16 162V163H15ZM21 162V163H20ZM60 162V163H59ZM64 162H66L65 164H64ZM103 162V163H102ZM110 162H112L111 163V165H109L110 164ZM121 162V163H120ZM139 162H141L140 164H139ZM161 162H164V164H165V166L166 165H168L169 166V169H170V171H169V169L167 168L168 166H166V168H167V170L164 172V170H165V168H164V164L162 165L161 164ZM170 162V163H169ZM183 163V165L185 164L186 165V167H185V165H184V167H183V165H182V163ZM198 162H200V163H198ZM19 163H20V165H19ZM59 163V164H58ZM89 163V164H88ZM94 163V164H93ZM97 163V164H96ZM99 163V164H98ZM125 163V164H124ZM205 163L207 164V166H205V167H203L204 165H205ZM251 163V164H250ZM263 163V164H262ZM73 164V165H72ZM94 167H92L91 165ZM158 164H161V166H162V168H161V166L160 165H158ZM172 164H173V166H172ZM177 164V165H176ZM182 165V167H180L181 165ZM188 164V163H187ZM214 164H217V165H215L214 166ZM220 164L222 165L223 164V166L225 165V164H229L230 165V168L232 169H226L225 167L226 166H224V168L222 167L221 169H219L218 168V166L220 167ZM237 164H239V166L237 165ZM14 165V167H12V166ZM17 165V166H16ZM64 165H65V167H64ZM71 165V166H70ZM94 165H96V166H94ZM118 165V166H117ZM121 165V166H120ZM153 165V166H152ZM229 165H227V166H229ZM246 165V166H245ZM248 165H249V167H250V169H251V166L253 167V168H255V167H257L258 168V171H257V169H256V171L254 170V169H251V173L253 174V176H255V177H261V175H263L261 178H259V179H261L260 181L259 180H256V178L255 177H253L252 176V174L249 172V171H247L246 172V170H248L249 168H248ZM260 165V166H259ZM23 166H24V169L26 170V173H25V170H22L23 169ZM58 166V167H57ZM99 166V167H98ZM104 166H106V167H104ZM128 166V167H127ZM137 168H136V167ZM160 166V167H159ZM212 166H214V167H212ZM217 166V167H216ZM261 166H262V168H261ZM55 167V168H54ZM81 169H80V168ZM98 167V168H97ZM122 167H124V168H122ZM150 167V168H149ZM160 168L161 169V172H162V174H161V172H159V170H157L158 168ZM171 167H173V169H171ZM180 167V168H179ZM240 167V168H239ZM245 167V168H244ZM260 167V168H259ZM11 168H12V170H11ZM20 168V169H19ZM69 168V169H68ZM72 168V169H71ZM119 168V169H118ZM126 168V169H125ZM132 168H134V169H132ZM140 168V169H139ZM156 168V169H155ZM184 168L186 169V174H185V172L183 171L184 170ZM228 168V167H227ZM243 168V169H242ZM58 169H59V171H58ZM64 169H66V171L64 170ZM88 171H87V170ZM129 169V170H128ZM144 169V170H143ZM175 169V171H171V170H174ZM199 169H201V170H203L202 172H201V170H199ZM210 169V170H209ZM213 169V170H212ZM217 169V170H216ZM246 169V170H245ZM249 169V170H250ZM30 170V171H29ZM51 170H54V171H51ZM81 170V171H80ZM86 170V171H85ZM123 170L126 172V174L125 175H128L129 173H130V171L131 172H133L132 174V176H131V174H130V176L131 177H133V178H131V179H133V180H130V178H127V177H125V178H122V177H124V176H120V174H124V173H122L123 172ZM127 170V171H126ZM181 170V171H180ZM209 170V171H208ZM220 170V171H219ZM222 170H223V172H224V174H222ZM259 170H261V171H259ZM23 171V172H22ZM41 171V172H40ZM49 171V172H48ZM84 171V172H83ZM90 171H92V172H90ZM121 173H120V172ZM136 171H137V173H136ZM142 171V172H141ZM145 171V172H144ZM159 173H158V172ZM180 171V172H179ZM182 171H183V173H184V175L185 176H187V175H189V174H187L189 171V173H190V175L192 176V175H196L195 177L194 176H192L193 178H195L196 179V181L198 180L199 181V179L205 174V178L203 179H200L201 181H199V183L201 182V185H202V182H204L203 180H205L206 178H208V181H206L204 184L205 185H202V188H205V189H200V188H198L197 190L195 189V182L196 181H194L193 180V178H192V181H190V179H191V176L189 177V176H187V177H185V179L187 178H189V181L188 182H191V183H193V186H191L189 183H185L184 182V178H181V177H184V175L182 174ZM188 171V172H187ZM214 171H219L218 173H221L222 174V176H225V175H230V173H231V175H230V177L231 176H233L234 175V173L236 174V175H234V177H236L235 179L237 180V188H239V187H241V188H239L236 192H234L235 190H236V188H235V184H234V181H235V179H234V181L232 180L233 179V177H231L232 179V181L231 182H228V184H227V181L229 180L230 181V179H228L226 182H225V180L228 178H226L224 181H222V178L220 179V181H222V182H225L224 184L225 185H223L225 188H226V190L225 189H223V190H225V191H223L222 189H221V187H223V186H221L223 183L222 182H219V183H215V182H217L219 179L216 177V179L215 180H217V181H215L214 183H213V175L214 176H216V173L214 172ZM232 171H233V173H232ZM22 172V173H21ZM29 172H30V174L32 173V175H30L29 174ZM52 172V173H51ZM59 172V173H58ZM69 173V175H68V173ZM77 172V173H76ZM90 172V173H89ZM120 173V174H116V176H117V178L115 177V175H114V179H113V175L111 176V174H109V173ZM128 172V173H127ZM140 172V173H139ZM156 172V173H155ZM173 172V173H172ZM193 172V173H192ZM195 172V173H194ZM253 172H256V174H257V176H256V174L255 173H253ZM33 173H35V175L37 176H33L34 174ZM48 173V174H47ZM66 173V174H65ZM80 173V174H79ZM166 173V174H165ZM178 173V174H177ZM200 173V174H199ZM207 173V174H206ZM212 173H214L213 175H211V177H210V174H212ZM218 173H217V175H218ZM246 173V174H245ZM248 173H250L249 175H248ZM28 174H29V176H28ZM46 174V175H45ZM58 174V175H57ZM94 174H99V177L98 176H96V177H98V178H100L99 180H97L96 179V177H95V175ZM155 174L157 175L156 177H155ZM160 174V175H159ZM168 174V175H167ZM173 174H174V176L175 177H172L173 176ZM182 174V176H180V178L182 179V181H181V179L179 178V176L178 175H181ZM203 174V175H202ZM221 174H219V175H221ZM56 175V176H55ZM88 175V176H87ZM92 175H94V177H92ZM108 175V176H107ZM119 175V176H118ZM137 175V176H136ZM151 175V176H150ZM152 175H154V176H152ZM165 175H167V176H165ZM13 176H14V178H13ZM31 176V177H30ZM32 176H33V178H32ZM46 176V177H45ZM50 176V177H49ZM62 176V177H61ZM64 176V177H63ZM75 176V177H74ZM80 176H82L83 178H78V177H80ZM84 176H85V178H84ZM107 176V177H106ZM136 176V177H135ZM168 176H170V177H168ZM199 176H201V177H199ZM210 178H209V177ZM222 176H220V177H222ZM238 176V177H237ZM245 176V177H244ZM21 177V182L20 181H18L19 180V178ZM28 177L30 178L29 179V181L27 182L26 180L28 179ZM44 177V178H43ZM53 179H52V178ZM73 177V178H72ZM76 177L78 178V181L76 182L74 179H76ZM150 177V178H149ZM160 177H162L163 179L161 180V178ZM199 177V178H198ZM219 177V176H218ZM244 177V178H243ZM248 177V178H247ZM23 178V179H22ZM39 178V179H38ZM47 178V179H46ZM64 178H67V181H66V179H64ZM71 178V179H70ZM90 178H92V179H90ZM110 178L111 179H113V181H111L110 180ZM120 178V179H119ZM136 178L140 181H136ZM141 178V179H140ZM154 178V179H153ZM171 178V179H170ZM175 178H176V180H175ZM198 178V179H197ZM18 179V180H17ZM31 179H32V181H34V182H32L31 181ZM57 179V180H56ZM69 179V180H68ZM97 180V181H93V180ZM123 179V180H122ZM134 179H135V181H134ZM146 179H148L147 181H146ZM158 180V181H155V180ZM180 179V180H179ZM187 179L185 180V181H187ZM244 179H246V185H244V182L243 181H245ZM258 179V178H257ZM24 180V181H23ZM40 181V182H37V184H38V186L37 187H35L37 184H36V181ZM49 180V181H48ZM62 180V181H61ZM65 182H64V181ZM70 180H71V182H70ZM90 180V181H89ZM101 180V181H100ZM175 180V181H174ZM213 180V181H212ZM247 180H249L248 182L249 183H247ZM3 181L6 183L7 182V184H5L6 186H5V188L8 186V185H10V187H9V189H11V187H13V184H14V187H13V190H14V188H15V186L17 185V183H22L19 187H18V185L16 186V189H18V191H22V193L21 192H19L18 193V191L16 190V193L14 192V195H16L15 196V198H19V200H21V195H28V193H29V196H30V199H28V200H24L23 199V201H25V203L24 202H21V201H19L18 199H16V201H18V211L16 212L15 210H13L14 208H12V210L13 211H15L16 212V214L18 215V216H15L13 213H12V211L10 212V208L11 207H8L7 208V206L9 205L10 206V203H11V201H10V198H12V196H13V190H11L12 191V193H11V191H9V189L6 191V189L8 188H6V189H4V183H3ZM51 181V183H52V185H49L50 182ZM53 181V182H52ZM61 181V182H60ZM90 183H89V182ZM128 182V181H130L129 183H124V182ZM134 181V182H133ZM155 182V184H154V182ZM160 181H163V182H161L160 183ZM165 181V182H164ZM169 181H171V182H169ZM177 181V182H176ZM179 181V182H178ZM181 181V182H180ZM197 181V182H198ZM239 181V182H238ZM241 181V182H240ZM254 181H255V183H254ZM256 181H257V183H256ZM23 182H24V184H23ZM44 182H45V185H46V189H45V186L43 185L44 184ZM54 182H55V185H54ZM76 182V183H75ZM79 182L81 183V184H79ZM88 182V183H87ZM95 182V183H94ZM97 182H102V183H100V184H102V185H100V187H102V188H100V190L98 189V185H97ZM182 182H184V186H187V189L185 188V187H183V184H181ZM196 182V183H197ZM210 182H212L213 184H215V186L213 185H211L212 183H210ZM236 182V181H235ZM30 183H32V184H30ZM41 185H40V184ZM58 183H60V184H58ZM66 184V185H64L63 186V184ZM92 183V184H91ZM104 183H109V185H107V184H105L106 185V187L104 186ZM133 183V184H132ZM161 184L160 186H158V184ZM169 183H171V184H169ZM175 183V184H174ZM206 183H207V185H206ZM210 183V184H209ZM232 184L233 183V185L232 186H227V185H229V184ZM58 184V186H56ZM68 184V185H67ZM90 186V184H91V186L90 187H88V185ZM94 184V187L92 186ZM153 184V185H152ZM165 184V185H164ZM248 184V185H247ZM250 184H252V186H254L255 184H259L257 187H256V189H257V193L254 191L255 190V188H254V190L252 189V191H251V185ZM254 184V185H253ZM261 184V185H260ZM2 185H3V187H2ZM30 185V186H29ZM86 185H87V187H86ZM96 185V186H95ZM129 185V186H128ZM133 185H135V186H133ZM139 185V186H138ZM151 187H150V186ZM241 185V186H240ZM23 186V187H22ZM53 186H54V188H53ZM62 186V187H61ZM73 187L72 189H71V187ZM104 186V187H103ZM120 188H119V187ZM128 186V187H127ZM146 186L147 187H149V188H146ZM156 186V187H155ZM158 186V187H157ZM178 186V187H177ZM191 186V187H190ZM207 188H206V187ZM209 186V187H208ZM211 186V187H210ZM220 186V187H219ZM227 186V187H226ZM233 186H234V188H233ZM247 186H248V188H247ZM18 187V188H17ZM43 187V188H42ZM63 187H65V189H63ZM67 187V188H66ZM76 187V188H75ZM89 188L88 190L86 189H83V188ZM109 187V188H108ZM122 187H124V188H122ZM127 187V188H126ZM160 187V188H159ZM193 187V189L192 190H190V188H192ZM220 188V190H222V193H221V191L219 190V188ZM223 187V188H224ZM22 188H23V190H22ZM35 188H36V190H35ZM49 188V189H48ZM58 188V189H57ZM105 188H107V189H105ZM118 188V189H117ZM129 188L131 189L130 191H129ZM137 188H138V190H139V192L137 191ZM173 188H175L174 190H173ZM178 188V189H177ZM181 188H184V190L181 192L179 189H181ZM197 188V187H196ZM213 188H216L217 190H219V191H217V190H215L214 189V191H217L218 192V195H216L213 191V194H215V195H213L212 193H211V190H213ZM229 188L230 189H234V191H233V189H232V191L231 190H229ZM247 189V191H246V189ZM50 189H53V190H50ZM54 189H56L57 191H55ZM69 189V190H68ZM74 189V190H73ZM77 189H80V191H79V193L80 194H78L77 193ZM96 189V190H95ZM107 190V191H104V190ZM121 189V190H120ZM128 189V190H127ZM146 189V191H144ZM153 189V190H152ZM155 189V190H154ZM161 189H164V190H161ZM169 191H168V190ZM196 191H195V190ZM244 189V190H243ZM42 190V193L40 192ZM46 190V191H45ZM50 190V192H48ZM58 190L60 191L59 193H58ZM66 190V192H64ZM68 190V191H67ZM84 190V191H83ZM92 190V191H91ZM100 192H99V191ZM148 190V191H147ZM159 190H161V193H157ZM172 192H171V191ZM178 190H179V192H178ZM187 190V191H186ZM198 190H200V193H201V195H202V191H204L203 192V194H205V195H203L204 197H203V199H205V196L207 197L206 199H207V201L208 202H210V204L208 203V206H210L211 207V204H214L213 206L214 207H212L213 209L214 208H219V207H221V208H219L218 210H224V215L225 216H222L221 214H220V212H217L215 209V211H212L213 213H215V217L219 214V215H221L222 217L220 218L221 219V221H219L218 223L214 220L215 219V217H214V215H213V217H214V219H212V217L210 218L209 217V214H207V213H209L211 210H209V209H211V208H209L208 206H207V204L206 203H204L203 204V202H205V200L202 202V204L204 205H202V204H200L199 203V201H202L203 199H202V196H201V198L199 199V201L197 200H195V198L196 199H198V197H200V194L198 193L197 195H196V192L198 191ZM228 190V191H227ZM242 190H243V192H242ZM31 191H32V193H31ZM54 191V193H52ZM91 191V192H90ZM94 191V192H93ZM102 191H104V193L106 192V195L104 194L103 195V192ZM114 193H113V192ZM119 191V192H118ZM125 191H127V192H125ZM141 191H143V192H145V194H143V192H141ZM157 191V192H156ZM168 191V192H167ZM185 191H186V194H185ZM189 191V192H188ZM190 191H191V193H192V195H193V193H194V191H195V196L193 195L192 197H191V195H190V199L192 200V201H194V202H191V201H189L188 200V202L186 201L188 198L187 197H189L188 195L190 194ZM193 191V192H192ZM245 191V192H244ZM6 192V193H5ZM41 193V194H36V193ZM47 192V193H46ZM67 193V194H62L61 195V193ZM82 192V193H81ZM89 192V194H87ZM102 192V193H101ZM147 192H149V193H147ZM160 192V191H159ZM171 192V193H170ZM180 192H181V194H180ZM199 192V191H198ZM209 192H210V194H209ZM237 192H238V194H237ZM240 192V193H239ZM252 192V193H251ZM254 192H255V195H254ZM21 193V194H20ZM51 193H52V195H51ZM92 193H93V195H92ZM100 193V196L98 195ZM108 193H110V195L113 197H110V195H108L107 196V194ZM130 193V194H129ZM139 193V194H138ZM176 193H178V194H176ZM206 193H207V195H206ZM229 193V194H228ZM242 193V194H241ZM245 193H247V195L245 194ZM250 193V194H249ZM263 193V194H262ZM6 194H8L7 196L8 197H6ZM36 194V195H35ZM82 194H86L85 196L84 195H82ZM102 194V195H101ZM112 194H114V195H112ZM116 194V195H115ZM123 194H125V195H127V196H129V197H127V196H122V198L124 199V200H121V197H120V195H123ZM134 194V195H133ZM135 194H138V195H135ZM141 194V195H140ZM171 194V195H170ZM252 194H253V196H252ZM256 194H259V195H256ZM43 195V196H42ZM73 195V196H72ZM79 195V196H78ZM96 195L97 196H99V197H97L96 198ZM132 195H133V197H132ZM163 195V196H162ZM176 195V196H175ZM215 196V198L214 199H212V197L213 196ZM220 195V196H219ZM246 195V196H245ZM251 195V196H250ZM25 196H23L24 198H25ZM29 196H26V198L28 197L29 198ZM38 196V197H37ZM45 196V197H44ZM61 196H62V198H61ZM68 196H69V198H68ZM72 196V197H71ZM102 196H103V199H102ZM116 196V197H115ZM147 196V197H146ZM168 196V197H167ZM186 196V197H185ZM223 196H224V199L222 200V198H223ZM226 196V197H225ZM235 196V197H234ZM257 196H258V198H257ZM262 196V197H261ZM10 197V198H9ZM56 199H55V198ZM64 197V198H63ZM93 197V199H91ZM109 197V198H108ZM120 198V199H118V198ZM126 197V198H125ZM139 197V198H138ZM169 197H171V198H169ZM194 197V198H193ZM222 197V198H221ZM229 197V198H228ZM250 197V198H249ZM256 197V198H255ZM261 197V198H260ZM7 198H9V199H7ZM25 198V199H26ZM44 198H45V201H44ZM70 198H72V199H70ZM89 200V201H87V199ZM108 198V199H107ZM143 198V199H142ZM167 198H169V199H167ZM178 198V199H177ZM182 198V199H181ZM185 198V199H184ZM43 199V200H42ZM51 199V201H49ZM60 199V200H59ZM64 199V200H63ZM77 199V203L80 201V203H82L81 205H84V204H89V206L87 207V206H80L79 208H78V206H77V204H75L72 200H76ZM102 200L101 202L99 201V200ZM127 199V200H126ZM137 199V201H140V200H142V202L140 203L141 204V208H138L137 209V211L135 212V209L134 210H132V208H134L135 206L136 207H138L139 206V203H137V201L136 202H133V201H135ZM181 199V200H180ZM227 199V200H226ZM230 199V200H229ZM232 199V200H231ZM238 199V200H237ZM252 199V200H251ZM258 199V200H257ZM260 199V200H259ZM262 199V200H261ZM14 200V199H13ZM54 200H56V201H54ZM59 200V201H58ZM62 200V201H61ZM79 200V201H78ZM91 200H93L94 201V203H93V201H91ZM97 200H98V202H97ZM121 200V201H120ZM148 200V201H147ZM161 200V201H160ZM162 200H163V202H162ZM176 202H175V201ZM178 200V201H177ZM8 201H10V203H8ZM54 201V202H53ZM66 201H68V202H66ZM71 201V202H70ZM105 203H104V202ZM121 203H120V202ZM127 203H126V202ZM130 201H132V202H130ZM159 201L161 202L160 204H159ZM196 201V202H195ZM218 202L217 204H215V202ZM226 203H225V202ZM230 201H232V202H230ZM236 201V203H234ZM259 201H261V202H259ZM14 202H15V200H14ZM35 203L34 205H33V203ZM50 202V203H49ZM83 202H86V203H83ZM100 202V203H99ZM122 202H123V204H122ZM125 202V203H124ZM146 202V203H145ZM239 202V203H238ZM254 202H256V205H255V203ZM3 203V204H2ZM16 203H14L13 205H15ZM30 203V204H29ZM31 203H32V205H31ZM52 203V204H51ZM70 203H72V204H70ZM80 203H78L79 205H80ZM92 203V204H91ZM107 203V204H106ZM113 203V204H112ZM134 203H136V204H134ZM143 203V204H142ZM155 203V204H154ZM166 203V204H165ZM191 203H196V205L198 206V207H192V205L193 204H191ZM234 203V204H233ZM252 203H254V205L252 204ZM263 203V204H262ZM12 204V203H11ZM45 204H49V205H45ZM61 206H60V205ZM64 204H66V205H64ZM73 204H75V205H73ZM106 205V207H105V205ZM132 204V205H131ZM219 204V205H218ZM245 204V205H244ZM251 205V207L249 208V206ZM262 204V205H261ZM12 205V206H13ZM39 205H41V206H39ZM62 205H64V206H62ZM102 205V207L101 208H98L99 206H101ZM196 205H194V206H196ZM231 205V206H230ZM235 205V206H234ZM243 205V206H242ZM248 205V206H247ZM28 206H30L29 208H27ZM32 206L34 207V209L32 208ZM45 206V207H44ZM50 206V207H49ZM56 206H58V208L56 207ZM111 206V207H110ZM128 208V210L130 211V213L131 214H126L125 215V213H128L129 211L128 210H126L127 208ZM129 206V207H128ZM142 206H144V210L142 209L143 207ZM217 206V207H216ZM239 206H240V209H243V210H240L239 209ZM246 206V208H244ZM37 207V208H36ZM40 207H43V208H40ZM46 207H48V208H46ZM97 207V208H96ZM104 207V209H102ZM116 207H117V209H116ZM140 207V206H139ZM156 207H158V209L156 208ZM160 207V208H159ZM182 207V208H181ZM200 207L202 208V210L200 209ZM206 207H208L207 209V211L208 212H206V210H205V208ZM224 207V208H223ZM234 207V208H233ZM253 207V208H252ZM255 207H256V209H255ZM257 207H260L261 209H259L258 210V208ZM37 210H36V209ZM40 208V209H39ZM75 208V209H74ZM94 208V209H93ZM147 208V209H146ZM193 208V209H192ZM198 208V209H197ZM38 209H39V211H38ZM58 209H60V210H58ZM99 209H101V210H99ZM112 210V211H109V210ZM122 209V210H121ZM179 209V210H178ZM199 209H200V211H199ZM212 209V210H213ZM230 211H229V210ZM20 210H22L21 211V213H24V214H21L20 213ZM33 210V211H32ZM36 210V211H35ZM44 210L46 211V213L44 212ZM51 210V212L50 213H48L49 211ZM53 210H54V212H53ZM78 210H79V212H78ZM88 210V211H87ZM98 210V211H97ZM108 210V211H107ZM120 210V211H119ZM125 210L127 211V212H125ZM141 210H143L144 211V213H143V211H141ZM194 210H195V212H196V214H197V211H199L198 212V214L199 213H201V212H203L204 214H205V216H206V218H210V221L207 219L206 221L208 222V224L210 223V227H211V229H213L214 231L216 230L217 231V233H218V235H216L217 233L216 232H214L213 230H210L209 231V229H210V227L208 226V224L205 226H203V225H201L202 223H201V221L203 222L204 220L203 219H206V218H204V214L203 213H201V214H199L201 217L203 216V219L201 218V219H199L200 218V216L198 215L197 217H193L192 218V215L193 216H195L194 215ZM197 210V211H196ZM228 210V211H227ZM5 211V212H4ZM26 211H27V213H26ZM28 211H30V213L33 215L34 213H36V214H34L33 215V218L31 217L32 215H30V213H28ZM32 211V212H31ZM58 211H60L59 213H58ZM77 211V212H76ZM80 211H81V213H80ZM90 211V212H89ZM95 211V212H94ZM123 211L125 212L124 214H123ZM135 213H134V212ZM254 211H256V212H254V214H253V212ZM9 212V213H8ZM72 212V213H71ZM106 212V213H105ZM116 212H117V214H116ZM212 212H211V216H212ZM231 212V213H230ZM260 212H262V213H260ZM59 214V215H57V214ZM65 213V214H64ZM69 215H68V214ZM87 213H89L88 215H89V217L86 215ZM114 213V214H113ZM178 213V214H177ZM222 213V212H221ZM234 213V214H233ZM27 214L29 215L28 217H27ZM39 214V215H38ZM48 214V215H47ZM57 215V216H59V219L58 218H56L54 215ZM73 214V215H72ZM77 214V215H76ZM91 214V215H90ZM92 214H93V216H92ZM101 214H104L105 216H101ZM113 214V215H112ZM123 214V216H121ZM207 214V215H206ZM217 214V215H216ZM26 215V217H24ZM61 215H62V217H61ZM68 215V216H67ZM71 215V216H70ZM78 215H79V218H78ZM83 215V217H81ZM99 215H100V217H99ZM125 215V216H124ZM140 215V216H139ZM142 215H143V218H142ZM147 217H146V216ZM156 217H155V216ZM159 216V218H158V216ZM9 216H11V217H9ZM70 216V217H69ZM99 217V221L101 222V223H105L106 225H104V226H102V224L100 225V223L98 224V220H96L97 221V223H96V221H94L95 219H97L98 217ZM123 217L124 218V220H123V218H121V217ZM150 216H154L153 218H151ZM18 217V218H17ZM36 217V218H35ZM45 217H46V220H45ZM50 219H49V218ZM64 217V218H63ZM69 217V218H68ZM88 217V218H87ZM92 217V218H91ZM97 217V218H96ZM104 218V220H103V218ZM107 217H109L108 219H107ZM116 217V219H114ZM118 217V218H117ZM146 217V218H145ZM149 217V218H148ZM220 217V216H219ZM25 218H27V219H25ZM32 218V219H31ZM34 218H35V220H34ZM55 218V219H54ZM61 218V219H60ZM63 218V219H62ZM82 218V219H81ZM102 220H101V219ZM139 218V219H138ZM157 218V219H156ZM194 218L196 219V220H201V221H199V224L201 225H197V223H196V221H193L194 220ZM217 218V217H216ZM5 219V220H4ZM25 219V220H24ZM49 219V220H48ZM67 221H66V220ZM70 219V220H69ZM72 219V220H71ZM77 219V220H76ZM93 219V221H90V220H92ZM114 219V220H113ZM119 219V220H118ZM130 219H132V220H137V221H133L132 222V220L130 221ZM159 219V220H158ZM211 219H212V221L214 220L216 223H214V222H212L211 221ZM12 220H14V221H12ZM17 220V221H16ZM26 220L28 221V222H26ZM32 220H33V224H30V222L32 223ZM41 220V221H40ZM43 220V221H42ZM51 220H52V222H51ZM79 220V221H78ZM81 220V221H80ZM83 220V221H82ZM106 220V221H105ZM121 221V222H118V221ZM123 220V221H122ZM126 220V221H125ZM150 220H153V222L151 221L150 222ZM162 220H163V222H162ZM218 220V219H217ZM253 220V221H252ZM263 220V221H262ZM5 221V222H4ZM20 221H23V222H20ZM30 221V222H29ZM45 221H47L49 224H47V222H45ZM65 223H64V222ZM116 222L117 224L116 225H118V227L119 228H121V229H118L117 230V228L118 227H113V226H111L112 225V223L113 222ZM130 221V222H129ZM165 221H167V222H165ZM172 221V222H171ZM177 223H175V222ZM189 221H191L190 223H189ZM205 221V222H206ZM262 221V222H261ZM4 222V223H3ZM42 222V223H41ZM55 222H58V223H55ZM59 222H61V223H59ZM82 222V223H81ZM87 222V223H86ZM95 224L96 223V226H94V227H96L95 229L93 228V223ZM114 222V223H115ZM143 222V223H142ZM149 222V223H148ZM212 222V223H211ZM40 223V224H39ZM43 223H44V225H43ZM69 223H72V224H69ZM84 223V224H83ZM111 223V224H110ZM119 223H123V224H119ZM125 223L127 224V223H129V225H126L125 226ZM145 223V224H144ZM150 223H151V226H150ZM162 223V224H161ZM166 223V224H165ZM178 223H180V224H178ZM193 223H194V225H193ZM196 223V224H195ZM4 224V225H3ZM7 224V225H6ZM28 228H24V225ZM58 224V225H57ZM63 224L65 225V226H63ZM79 225V226H76V225ZM88 224H89V226H88ZM99 226H98V225ZM135 224V225H134ZM137 224V225H136ZM143 224V225H142ZM177 226H176V225ZM190 224H192V225H190ZM204 224V223H203ZM215 224V225H214ZM216 224H218V225H216ZM3 225V226H2ZM16 225H18V226H16ZM21 225H22V227L23 228H21ZM51 225V226H50ZM57 225V226H56ZM60 225V226H59ZM62 225V226H61ZM69 225V226H68ZM72 225V226H71ZM108 225H110L111 227H113V228H111L110 226H108ZM115 225V226H116ZM155 225L158 227H160L161 225L163 226V225H165L164 227H162V228H160L159 229V227H158V229H159V231H158V229H157V227H155ZM174 225H175V227H174ZM14 226H16V227H14ZM41 226H42V228H41ZM59 226V227H58ZM82 226V227H81ZM101 226H102V229L100 230V228H101ZM128 226V227H127ZM131 226H133V227H131ZM145 226H147L146 228H145ZM172 226V227H171ZM179 226V227H178ZM186 226H189L187 229H189L190 230V227H192L194 230H192L191 229V232L193 233V234H191V232L189 231L188 233H187V235L188 236H190V237H188V236H186V238H184L185 239V241L186 240H193V238H194V236H196V235H198V233H195L194 231H198V230H200V229H203V230H205V231H207L206 232V234H209V235H211V236H208V235H205V237L204 236H202L199 240L201 241V239L202 240H205V241H203V243H206V245L208 246H206L207 248H211L210 250L209 249H206V247H204V245L201 243L200 245V247H199V244H198V246L196 247V246H192V245H194V244H192L191 243V247H196V248H190V247H186V248H181V250H178L179 249V243L177 242L178 240V238L180 237V238H182L183 239V237H181V234H182V236H184L185 237V231L187 230V229H185V227ZM196 227V229L194 228V227ZM209 227V229H208V227ZM47 227V228H46ZM64 227V228H63ZM72 227H74L73 229H70V228H72ZM77 227V228H76ZM108 227L110 228V230L111 231H108ZM131 229H133V228H135V227H137L136 229H133V230H131ZM140 227H141V229H140ZM149 227H151L150 229H149ZM4 228H6V229H4ZM15 228V229H14ZM54 228H56L55 230H53ZM90 228H92V230L91 231H89L90 230ZM104 228V229H103ZM114 228H116L115 230H113ZM124 228V229H123ZM127 228V229H126ZM145 228V229H144ZM155 228V229H154ZM176 228H178V229H176ZM199 228V229H198ZM253 228V229H252ZM16 230V232L18 233H23V231H24V235L23 234H17V233H12V232H15L14 230ZM21 229V230H20ZM27 229V230H26ZM37 229H39V230H37ZM45 229V230H44ZM62 229V230H61ZM87 229H88V231H87ZM93 229L96 231L97 230V232L99 231V233H98V235L99 236H96L95 234L92 236L91 234L92 233H94L93 232ZM125 229H126V231H125ZM130 229V230H129ZM157 229V230H156ZM170 229V230H169ZM172 229H174V232H175V234H174V236H173V232H172ZM2 230V231H1ZM21 232H20V231ZM35 230V231H34ZM43 230L44 231H48V230H50V232L51 233H48L47 231H46V233L45 232H43ZM52 230H53V232H52ZM59 230L61 231V235L62 234H64V235H62V236H60V234H56V233H58L59 232ZM76 232H75V231ZM122 230V231H121ZM136 230H138V231H136ZM141 232H140V231ZM178 230L180 231V232H178ZM181 230H185L184 232L183 231H181ZM203 230H202V232H203ZM253 230L255 231V232H253ZM40 231V232H39ZM42 231V232H41ZM54 231H56V233L54 232ZM64 231H66V232H64ZM69 233H71L72 231L74 232H72L73 233V235L75 234L76 235V233H79V234H81V233H83V236H85L81 241H83V242H81V241H78L77 239L80 237H78V234L76 235L78 238L77 239H75L76 238V236L74 235V236H70L69 234H68V232ZM86 231V232H85ZM121 231V232H120ZM126 232V233H124V232ZM136 231V232H135ZM149 231H152V232H149ZM201 231V230H200ZM214 233H213V232ZM260 231V232H259ZM25 232H27V233H25ZM113 232H115L116 233V236L115 237H112V236H114L115 234L113 233ZM135 232V233H134ZM138 232V233H137ZM140 232V233H139ZM187 232V231H186ZM201 232V233H202ZM210 232V233H209ZM3 233H4V235H3ZM39 233V234H38ZM43 233L45 234L44 236H43ZM56 235H55V234ZM88 233H89V235H88ZM96 233V232H95ZM111 233V234H110ZM118 233V234H117ZM123 235H121V234ZM144 233V234H143ZM163 233V232H162ZM168 233V234H167ZM172 234V236H170V234ZM195 233V234H194ZM205 233V232H204ZM15 234H16V236L18 237L19 235H23V237H18L19 239H20V241H19V239H17L16 238V236H15ZM36 234V235H35ZM46 234H48V235H46ZM65 234H67L66 236H65ZM106 234H107V236H106ZM110 234V235H109ZM135 234H137V235H135ZM140 234H142V235H140ZM147 234V235H146ZM167 234V235H166ZM215 236H214V235ZM256 234V235H255ZM13 235L15 236V241H14V239L12 238L13 237ZM34 235V236H33ZM42 235V236H41ZM54 237H53V236ZM57 235H59V236H57ZM82 235V234H81ZM126 235V236H125ZM151 235H153L154 236V233L153 234H151ZM178 235V236H177ZM202 234H200V235H198V236H201ZM212 235H213V237H212ZM224 235V236H223ZM5 236H7V237H5ZM41 236V237H40ZM47 236V237H46ZM65 236V237H64ZM82 236V237H83ZM88 238H90V239H88ZM96 238H95V237ZM129 236H133V237H129ZM138 236H140V237H138ZM167 236H170V238H168ZM177 236V237H176ZM217 236H218V241L217 242H215L216 240H217ZM222 236V237H221ZM248 236V237H247ZM252 236V237H251ZM37 238V237H39V238H37V240H35V239H33V238ZM43 237V238H42ZM46 237V238H45ZM59 237H62V238H59ZM67 237V238H66ZM72 237V238H71ZM75 237V238H74ZM101 237H102V239H101ZM129 237V240H128V242H127V238ZM150 237V236H149ZM167 239H165V238ZM192 237V238H191ZM197 237V236H196ZM211 237V238H210ZM245 237V238H244ZM262 237V238H261ZM4 238H6V239H4ZM10 238H12L13 240H12V242H9L11 239ZM27 239V240H29V238L31 239V240H33L34 242H33V246L32 245H30V243L28 244V245H30V246H28L27 244H26V242H27V240H24V239ZM40 238H42V239H40ZM45 238V239H44ZM54 238H56V239H54ZM64 238V239H63ZM73 238L76 240V241H73ZM87 238V239H86ZM112 238H114L115 240H113ZM148 238V237H147ZM155 238V237H154ZM172 238H173V240H172ZM177 238V239H176ZM180 238H179V242L181 241V242H184V241H182V240H180ZM189 238V239H188ZM205 238V239H204ZM210 238V239H209ZM214 238V239H213ZM259 238H261V241H260V239ZM18 240V242L20 243V244H22V245H19V244H15V243H18L17 242V240ZM44 239V240H43ZM61 239V240H60ZM63 239V240H62ZM84 239H86L85 241H84ZM102 240V241H100V242H96V244H99V243H103L104 241V245L101 247V246H94V244L93 243H95V241L96 240ZM110 239V240H109ZM116 239H118L120 242H118ZM140 239H142V240H140ZM146 239V238H145ZM175 239V240H174ZM196 239V238H195ZM209 239V240H208ZM23 240V241H22ZM64 240L66 241V242H64ZM88 240V242L86 243V241ZM94 240V241H93ZM107 240H109V241H112V242H107ZM126 240V241H125ZM134 240V241H133ZM154 241H152V244H154V246H156L157 248H155V249H158V247H159V242L157 241L156 242V240L155 239H153ZM163 240V241H162ZM177 240V241H176ZM199 240H194L195 242V244H197L198 243V241ZM212 240H215V241H212ZM257 240H259V242H257ZM6 241H8L9 242V244L6 246L7 248H5V242ZM30 241V240H29ZM28 241V242H29ZM37 241V242H36ZM42 241V242H41ZM55 241V244L53 243L52 244V242H54ZM60 241V242H59ZM77 242V243H79V242H81V244H83V245H81L80 243V247L78 246L79 244H76L75 245V243H74V245L75 246H77V247H73L74 245H73V242ZM91 241V242H90ZM115 241H117V242H115ZM135 241H136V243H135ZM147 241V240H146ZM188 241H186V242H188ZM242 241V242H241ZM256 241V242H255ZM24 242H25V244L27 245H25L24 244ZM31 243H32V241H30ZM36 242V243H35ZM40 242H41V244H43V247L41 246V244H40ZM48 242H50V243H48ZM69 242V243H68ZM72 242V243H71ZM91 243V245H90V243ZM115 242V243H114ZM133 242L135 243V244H133ZM142 242H144V240L142 241ZM154 242H156V243H154ZM176 242L178 243V244H176ZM190 242V241H189ZM197 242V243H196ZM241 242V243H240ZM39 243V244H38ZM101 243V244H102ZM105 243H107V244H105ZM111 243V244H110ZM113 243L114 244H116V246L115 245H113ZM117 243H119V244H117ZM133 244V245H131V244ZM175 243V244H174ZM216 243H218L216 246H215V244ZM248 243V244H247ZM12 244H14L15 246H13ZM24 244V245H23ZM36 244V245H35ZM47 244V245H46ZM51 244V245H50ZM68 244V245H67ZM70 244H72V245H70ZM85 244H87L86 246H88V247H84V245ZM95 244V245H96ZM130 244V245H129ZM189 244V243H188ZM211 244H213V245H211ZM256 244V247L254 246ZM50 245V246H49ZM62 245V246H61ZM63 245H65L64 246V249H62L63 248ZM90 245V246H89ZM111 245V246H110ZM134 245H136V246H134ZM178 245L179 247L178 248H176V246ZM202 245H203V247H202ZM225 245V246H224ZM246 245V246H245ZM49 248H48V247ZM52 246V247H51ZM60 246V247H59ZM69 247V250L67 249V247ZM71 246H72V253L70 252L71 251ZM94 246V247H93ZM109 246H110V248H109ZM113 246V247H112ZM115 246V247H114ZM123 246V247H122ZM130 246H132V247H130ZM210 246V247H209ZM224 246V247H223ZM228 246V248H226ZM231 246V247H230ZM245 246V247H244ZM247 246H249V247H247ZM252 246V248L254 247V251H253V249H252V251L250 250V247ZM11 247V248H10ZM20 247V248H19ZM32 249H31V248ZM90 247H91V249H90ZM111 247H112V249H111ZM123 249H121V248ZM213 247H215L214 249H213ZM30 248V249H29ZM39 248H41L40 249V251H39ZM47 248H48V250H49V252H48V250H47ZM80 248V249H79ZM101 248H103L102 250H100ZM116 248V249H115ZM129 248V249H128ZM133 250V251H135V252H133L131 249ZM223 248V249H222ZM238 248V249H237ZM242 248H243V250H242ZM260 248V249H259ZM7 249V250H6ZM11 249V250H10ZM21 249V250H20ZM34 249H36V252L35 251H33ZM46 249V250H45ZM86 249V251H83V250H85ZM89 249V250H88ZM94 249V250H93ZM118 249H120V250H118ZM172 249H174V251L172 250ZM182 249L184 250L183 252L185 253V251H186V255H184V253L183 252H181L182 251ZM190 249V250H189ZM191 249L193 250H197V253H200V254H198V255H200V256H203V257H198L199 258V260H198V258L196 259H194V257L195 256H189L190 254H188V253H190V251H191ZM227 251H229L228 253V255H230V256H228L227 255V252H226V250ZM2 250V251H1ZM63 250V251H62ZM65 250H66V252H65ZM74 250H76V251H78V252H76L75 251V253H73L74 252ZM103 250L105 251V252H103ZM116 250V251H115ZM128 250H131V251H128ZM172 250V251H171ZM194 250L192 251V255H194L195 253H193L194 252ZM215 250V251H214ZM222 250H225L224 252L222 251ZM234 250V251H233ZM260 250V251H259ZM263 250V251H262ZM17 253H16V252ZM33 251V252H32ZM42 251H44V253L42 252ZM45 251L47 252V254L45 253ZM80 251V252H79ZM90 251V252H89ZM92 251V252H91ZM113 251V252H112ZM178 252L177 254L178 255H176V257L178 258V260H177V258H175L174 256H175V254L176 253H173V252ZM20 252V253H19ZM61 252H63V253H61ZM96 252V253H95ZM110 252V253H109ZM115 252V253H114ZM124 253V256H123V253ZM137 252L138 253H140L139 254V256H138V254H137ZM166 252V253H165ZM172 252V253H171ZM181 252V253H180ZM219 252V253H218ZM233 252H234V254H233ZM249 252V253H248ZM14 253H16L15 255L18 257H16L15 255H13ZM33 253H34V255H33ZM37 253V254H36ZM65 253V254H64ZM70 253V254H69ZM82 253L84 254V255H82ZM85 253H87V254H85ZM93 253H95V254H93ZM111 253H113L114 255H111ZM131 255H130V254ZM135 255H134V254ZM168 253V254H167ZM171 253V255H169ZM197 253L195 254V255H197ZM211 253V254H210ZM224 253V254H223ZM2 254V255H1ZM18 254V255H17ZM43 254H46V255H43ZM61 254V255H60ZM72 254V255H71ZM116 254V255H115ZM118 254V255H117ZM132 254H133V256H132ZM167 254V255H166ZM174 256H173V255ZM204 254H207L208 256V258L205 256V259H206V261H205V259H204ZM217 254H219V255H217ZM255 254V255H254ZM20 255V256H19ZM63 255V256H62ZM73 255H75V256H73ZM79 255V256H78ZM88 255H90L89 257H88V261H85V260H87L86 259V256H88ZM100 255V256H99ZM113 258V260L115 261H113V263H110V262H112V258L110 257V256ZM143 255V256H142ZM144 255H146V256H144ZM187 258H184V256ZM188 255V256H187ZM210 255V256H209ZM218 257H217V256ZM221 255V256H220ZM232 255H233V257H232ZM11 256H15V257H11ZM67 256V257H66ZM71 256V257H70ZM82 256V257H81ZM95 256H97V257H95ZM127 256V257H126ZM152 256V257H153ZM161 256V255H160ZM179 256H181V257H179ZM211 256H212V258L213 259H211ZM240 256V257H239ZM253 258H252V257ZM20 257V258H19ZM60 257V258H59ZM93 257V258H92ZM98 257H100V258H98ZM110 257V258H109ZM118 257V258H117ZM129 257V258H128ZM134 257V260H132V258ZM151 257V258H152ZM156 257H157V255H156ZM162 257V256H161ZM172 257H174L173 259H171ZM185 259V260H183V258ZM191 257V258H190ZM193 257V258H192ZM197 257V256H196ZM228 257H230V258H228ZM236 257V258H235ZM240 258V259H238V258ZM250 258V259H248V258ZM21 258H22V261H21ZM66 258V259H65ZM67 258H69V259H67ZM78 258L80 259V260H78ZM82 258V259H81ZM84 258H85V260H84ZM95 258V259H94ZM117 258V259H116ZM123 258V259H122ZM128 258V260L126 261V259ZM136 258V259H135ZM150 257H148V259H149ZM149 259L150 261H152V259ZM182 258V259H181ZM201 258V259H200ZM203 258V259H202ZM218 258L219 259H221V260H218ZM223 258H226V259H223ZM231 259V260H229L228 261V259ZM261 258H263L262 260H261ZM52 259V260H51ZM61 259H64L63 261L61 260ZM71 259L72 260H74V261H71ZM77 259V260H76ZM96 259H97V261H96ZM122 259V260H121ZM138 259V260H139ZM158 259H160L159 257H158ZM170 259V260H169ZM180 259V260H179ZM194 259V260H193ZM211 259V260H210ZM245 259V260H244ZM54 260V261H53ZM69 260V261H68ZM81 260H83V261H81ZM90 260H92V261H90ZM98 260H100V261H98ZM130 260H132L131 261V263H130ZM138 260L136 261V262H138ZM148 260V261H149ZM157 260V259H156ZM155 260V261H156ZM165 260V261H164ZM171 260H172V262H171ZM176 260V261H175ZM205 262H204V261ZM254 260V261H253ZM20 263H19V262ZM75 261H77V262H75ZM110 261V262H109ZM140 261V262H141ZM147 261V260H146ZM146 262L145 264H149V262ZM154 261V262H155ZM158 261V260H157ZM157 261H156V263H157ZM162 261V260H161ZM175 261V262H174ZM216 261V262H215ZM49 262H51V263H49ZM64 262V263H63ZM75 262V263H74ZM97 262V263H96ZM124 262V263H123ZM159 262V261H158ZM218 262H220V263H218ZM224 262V263H223ZM237 262V263H236ZM249 262V263H248ZM57 262H56V264H58ZM141 263V264H142ZM135 264H138V263H135ZM155 264V263H154ZM158 264V263H157ZM175 264H178V263H175Z\"/></svg>",
    "mask_w": 264,
    "mask_h": 264
},
{
    "label": "bare ground",
    "instance_id": "6f19581e",
    "mask_svg": "<svg viewBox=\"0 0 264 264\" xmlns=\"http://www.w3.org/2000/svg\"><path fill=\"white\" fill-rule=\"evenodd\" d=\"M2 1H3V0H1L0 2H2ZM13 1H15V0H13ZM16 1H17V0H16ZM107 1H108V0H107ZM117 1H118V0H117ZM117 1H116V2H117ZM124 1H125V0H124ZM130 1H131V0H130ZM172 1H173V0H172ZM186 1L188 2V0H184V3H185ZM192 1H193V0H190L189 2H191V4H192V3L195 4L196 2H197V3L199 2V4H200V3H201V4H200V5L198 4V5L201 6L202 8L207 7V8H205V9L203 10V11H205V12H206V9L209 10L210 6L214 5L213 3H212V5H211V3L209 4V2H208L207 0H195V2H194V1L192 2ZM218 1H219V0H218ZM221 1H222V0H221ZM221 1H220V2H221ZM248 1H249V0H248ZM252 1H253V0H251V2H252ZM4 2H10V3H11L12 1H6V0H5ZM126 2H128V0H127ZM134 2H135V1H134ZM169 2H170V0H169ZM169 2H168V3H169ZM175 2H176V1H175ZM189 2H188L187 4H188L189 7H191V8H192V6L195 7V5L197 4V3H196L195 5L190 6L191 4H190ZM206 2H208V3H206ZM211 2H212V1H211ZM213 2L216 4L215 1H213ZM225 2H226V1H225ZM225 2H222L223 5L225 4ZM249 2H250V1H249ZM2 3H3V2H2ZM12 3H13V2H12ZM25 3H26V2H24V5H25ZM27 3H28V2H27ZM31 3H33V2H31ZM100 3H101V2H100ZM108 3H109V2H108ZM130 3H131V2H130ZM164 3H165V2H164ZM164 3H163V4H164ZM168 3H167V4H168ZM184 3H183V4H184ZM202 3L205 4V7L202 6V5H203ZM222 3H220V4H222ZM258 3L260 4V2H258ZM261 3H262V2H261ZM7 4H9V3H7ZM67 4H68V3H67ZM105 4H106V1H105ZM131 4H132V3H131ZM139 4H140V2H139ZM139 4H138V5H139ZM170 4H172V3H170ZM183 4H182V5H183ZM187 4H186V5L184 4L183 6L186 7ZM207 4H209V7H208ZM218 4H219V2H218ZM227 4H228V3H227ZM9 5H11V4H9ZM24 5L21 4V5H19L18 8L20 9V6L23 7ZM64 5H65V4H64ZM69 5H70V4H69ZM124 5H125V4H124ZM127 5H128V4H127ZM168 5H169V4H168ZM180 5H181V4H180ZM198 5H196L197 7H195V9L198 10V9L200 8L201 11H202V8H201V7H198ZM206 5H207V6H206ZM262 5H263V4H262ZM1 6H4V4H2V5L0 4V7H1ZM25 6H26V5H25ZM25 6H24V7H25ZM67 6H68V5H67ZM135 6H136V5H135ZM165 6H166V4H165ZM165 6H163V7L165 8ZM172 6H173V5H171V7H172ZM174 6H176L175 3H174ZM178 6H179V5H178ZM214 6H216V5H214ZM225 6H226V5H225ZM263 6H264V5H263ZM263 6H262V7H263ZM6 7H8V5H7ZM9 7H11V6H9ZM9 7H8V8H9ZM12 7H13V6H12ZM22 7H21V9L24 8V7H23V8H22ZM31 7H32V6H31ZM31 7H29V8H31ZM99 7H100V6H99ZM114 7H115V6H113L112 8H114ZM125 7H126V6H125ZM220 7H221V5L219 6V8H220ZM222 7H223V6H222ZM222 7H221V8H222ZM256 7H257V5H256ZM26 8H27V6H26ZM29 8H28V9H29ZM81 8H82V7H81ZM168 8H170V7L168 6ZM168 8H167V9H168ZM172 8H173V7H172ZM174 8H175V7H174ZM177 8H178V7H177ZM182 8H183V7H182ZM191 8H189V9H191ZM216 8H218V7H216ZM229 8H230V7H229ZM263 8H264V7H263ZM3 9H5V8H3ZM19 9H18L17 11H16V9H15L14 12H18ZM21 9H20V10H21ZM33 9H34V8H33ZM33 9H31V12H32ZM76 9H77V8H76ZM137 9H138V7H137ZM167 9H166L165 11H167ZM187 9H188V7H187ZM187 9H186V10H187ZM189 9H188V10H189ZM195 9H193L192 11L197 12ZM213 9L215 10L214 7L210 8V10H213ZM255 9H256V8H255ZM255 9H254V10H255ZM257 9H258V8H257ZM23 10H24V9H23ZM63 10H64L63 13L66 12L65 8H64ZM68 10H69V9H68ZM78 10H79V8H78ZM112 10H114V9H112ZM174 10H175V9H174ZM208 10H207V11H208ZM210 10H209V11H210ZM214 10H213V11H214ZM263 10H264V9H263ZM0 11H1V8H0ZM55 11H56V10H55ZM82 11H83V10H82ZM115 11H116V9H115ZM124 11H127V10L125 9ZM135 11H137V10H135ZM139 11H140V10H139ZM168 11L170 12V10H168ZM176 11H177V10H176ZM180 11L182 12V10H180ZM199 11H200V10H199ZM209 11H208V12H209ZM216 11H217V10H216ZM216 11H215V13H219V9H218L217 12H216ZM220 11H221V10H220ZM222 11H223V9H222ZM222 11H221V12H222ZM252 11H253V10H252ZM4 12H5V11H4ZM7 12H8V11H7ZM12 12H13V10H12L10 13H12ZM31 12H30V13H31ZM76 12H78V11H76ZM83 12H84V11H83ZM117 12H118V10H117ZM173 12H174V11H173ZM178 12H179V10H178ZM183 12H184V10H183ZM190 12H191V11H190ZM254 12H255V11H254ZM19 13H20V12H19ZM25 13H27V12H25ZM49 13H50V12H49ZM89 13H90V12H89ZM89 13H85V15H87V14H89ZM91 13H92V12H91ZM113 13H114V12H113ZM126 13H127V12H126ZM126 13H125V14H126ZM137 13H138V12H137ZM165 13H166V12H165ZM176 13H177V12L174 13V14H175L174 17H176ZM257 13H258V11H257ZM262 13L264 14V12H262ZM0 14H2V13L0 12ZM7 14H9V13H7ZM28 14H29V13H27V16H28ZM70 14H71V11H70ZM72 14H74V11L72 12ZM125 14H124V15H125ZM167 14H168V12H167ZM171 14H173V13H171ZM171 14H170V16H171ZM182 14H183V13H182ZM184 14H185V13H184ZM189 14L191 15L192 13H189ZM189 14L186 13L187 17H184V18H182V19H185V18L187 19V18L189 17ZM195 14H196V13H194L193 15H194V17H196V19H197V18L200 16V14H202V16H203L204 13H203V12L200 13V14L197 13V14H199V15L196 14V16H195ZM206 14H207V13H206ZM206 14H205V15H206ZM219 14H220V13H219ZM219 14H217V15L219 16ZM251 14H252V13H251ZM251 14H250V15H251ZM263 14H262V16H263ZM4 15H5V14H4ZM4 15L2 14V15L0 16V18H2V16H4ZM20 15H22V14H20ZM29 15L31 16V14H29ZM58 15H59V14H58ZM63 15H64V14H63ZM74 15H75V14H74ZM83 15H84V13H83ZM168 15H169V14H168ZM168 15H167V16H168ZM178 15H180V12H179ZM178 15H177V16H178ZM186 15H183V16H186ZM214 15H215V14H214ZM214 15L212 14V16H214ZM220 15H222V14H220ZM257 15H258V14H257ZM259 15H260V14H259ZM9 16H12V15H11V14L8 15V19L10 18ZM23 16H24V14H23ZM48 16H49V15H48ZM88 16H89V15H88ZM92 16H93V15H92ZM92 16H91V17H92ZM116 16H117V15H116ZM118 16H119V12H118ZM122 16H123V15H122ZM180 16H182V15H180ZM197 16H198V17H197ZM222 16H223V20H224V17H229L228 14H227V16H225V15H222ZM262 16H261V17H262ZM72 17H73V15L71 16V18H72ZM113 17H114V16H113ZM125 17H126V16H125ZM174 17H173V18H174ZM178 17H179V16H178ZM191 17H192V16H190V17L188 18V20H189V19L191 20V19L193 18V17H192V18H191ZM208 17H209L208 19H210V18H212V20H215V19H216V18L213 19L215 16H214V17H210V16H208ZM256 17H258V16H256ZM256 17H255V18H256ZM263 17H264V16H263ZM59 18H60V17H59ZM73 18H74V17H73ZM85 18H86V17H85ZM176 18H177V17H176ZM200 18H201V16H200ZM200 18H198V20H199ZM230 18H231V17H230ZM234 18H235V17H234ZM247 18H248V16H247ZM252 18H254V17H252ZM2 19H3V21H4V18H2ZM47 19H48V18H47ZM62 19H63V18H62ZM62 19H61V20H62ZM112 19H113V18H112ZM112 19H110V20H112ZM167 19H168V18H167ZM170 19H171V18H170ZM203 19H204V17H203ZM203 19H202V20H203ZM259 19H260V18H259ZM259 19H257V20H259ZM261 19H262V18H261ZM6 20H7V19H6ZM6 20H5V22H6ZM13 20H15V19H13ZM23 20H24V19H23ZM27 20H28V18H27ZM63 20H64V19H63ZM73 20H74V19H73ZM76 20H77V19H76ZM86 20H87V19H85V21H86ZM90 20H91V19H90ZM92 20H93V19H92ZM146 20H147V19H146ZM146 20H145V22H146ZM188 20H186L187 22H185V25H186L187 23L190 22V24L188 25V27H189L190 25L192 26L191 23H193L194 21H195V22L197 21V20H195L194 18L192 19V20H194L193 22H191V21L188 22ZM202 20L200 21V23L202 22ZM205 20H206V19H205ZM220 20H222V18H221ZM223 20H222V21H223ZM228 20H229V19L227 18V19L225 20V22H227ZM231 20H233V19H231ZM231 20H230V21H231ZM238 20L242 21L241 18H240V19L238 18ZM21 21H22V20H21ZM28 21H29V20H28ZM35 21H36V20H35ZM35 21H33V22H35ZM37 21H38V20H37ZM45 21H46V19H45ZM166 21H167V20H166ZM182 21H183V20H182ZM208 21H209V20H208ZM236 21H237V20H236ZM240 21H239V22H240ZM248 21H249V20H248ZM7 22H8V21H7ZM7 22H6V23H7ZM24 22H25V21H24ZM61 22L64 23L65 20H64V21H61ZM66 22H67V21H66ZM110 22H111V21H110ZM148 22H149V21H148ZM172 22H174V20H173V21H170V23H172ZM175 22H179L180 24H183L184 21H183V22H180V21H176V20H175ZM205 22H206V21H205ZM225 22H224V24H225ZM243 22H244V21H243ZM250 22H251V21H250ZM258 22H260V21H258ZM1 23H2V22H0V24H1ZM6 23H5V24H6ZM12 23H13V22H12ZM26 23H27V22H26ZM36 23H39V21L36 22ZM168 23H169V21H168ZM179 23H178V24H179ZM197 23H198V22H197ZM200 23H199V24H200ZM209 23H210V22H209ZM214 23H215V22H213V24H214ZM220 23H221V22H220ZM228 23H229V22H228ZM237 23H238V21H237L236 23H234V24L237 25ZM246 23H247V22H246ZM261 23H262V22H260V24H259L260 26H261ZM15 24H16V23H15ZM24 24H25V23H24ZM24 24H23V26H24ZM27 24H28V23H27ZM56 24H58V23H56ZM59 24L61 25L62 23L59 22ZM193 24H194V23H193ZM203 24H205V23H203ZM207 24H208V23H207ZM207 24H205V25H207ZM226 24H227V23H226ZM229 24H230V23H229ZM231 24L233 25L232 21H231ZM240 24H242V23L240 22ZM240 24H238V25H240ZM251 24H252V23H251ZM2 25H3V24H2ZM2 25H1V26H2ZM16 25H17V24H16ZM31 25H32V24H31ZM31 25H30V26H31ZM34 25H35V24H34ZM34 25H33V26H34ZM86 25H87V24H86ZM150 25H151V24H150ZM170 25H171V24H170ZM174 25H175V23H174ZM174 25H173V26H174ZM176 25H177V24H176ZM176 25H175V27H178V28H179L180 26H182V27L185 26L184 24H183V25H178V26H176ZM211 25H212V24H211ZM217 25H218V24H217ZM242 25H243V24H242ZM6 26H7V25H6ZM10 26H11V25H10ZM25 26H27V25H25ZM28 26H29V25H28ZM30 26H29V27H30ZM36 26H37V25H36ZM39 26H40V25H39ZM49 26H50V25H49ZM51 26H53V24H52ZM152 26H154V28H155V25H152ZM152 26H151V29L153 28ZM167 26H168V25H166L165 27H167ZM173 26H172V27H173ZM191 26H190V27H191ZM193 26H194V25H193ZM193 26H192L191 28H193V29L197 28L196 25H195L196 27H193ZM202 26H203V25H202ZM222 26H223V25H222ZM222 26H221V27H222ZM240 26H241V25H240ZM248 26H249V23H248ZM13 27H15V26H13ZM20 27H21V26H20ZM43 27H44V26H43ZM43 27H42V28H43ZM84 27H85V26H84ZM146 27H147V26H146ZM165 27L163 26L164 30L166 29V31H167V28H168V27H167V28H165ZM175 27H174V28H175ZM186 27H187V26H186ZM205 27H206V26H205ZM205 27H202V28H203V31H204V28H205ZM208 27H210V25H208ZM212 27H213V28H216V27H214V26H211V28H212ZM219 27H220V26H219ZM219 27H218V28H219ZM223 27H224V26H223ZM228 27H229V26H228V24H227V28H228ZM230 27H231V25H230ZM233 27H234V26H233ZM242 27H243V30H244L245 27H244V26H242ZM7 28H8V26H7ZM15 28H16V27H15ZM15 28H13V29H15ZM22 28H23V30H24V27H22ZM30 28H31V27H30ZM33 28H34V27H33ZM36 28H37V27H36ZM36 28H35V29H36ZM52 28H53V27H51V29H52ZM55 28L58 29L57 26H56ZM55 28H54V29H55ZM62 28L64 29L63 26H62ZM108 28H109V27H108ZM114 28H115V27H114ZM160 28L162 29V26H161ZM170 28H171V27H170ZM178 28H177V31L179 30ZM211 28H210V29H211ZM218 28H217V30H218ZM236 28H237V27H236ZM236 28H234V29H232V30H233V31H234V30H237ZM254 28H255V27H254ZM258 28H259V27H258ZM10 29H11V31H13V29H12L11 27H9L8 32H10V31H9ZM25 29H26V28H25ZM51 29H49V30L52 32ZM54 29H53V30H54ZM59 29H60V28H59ZM109 29H111V27H110ZM172 29H173V28H172ZM172 29H170V30L168 29V30L170 31V32H169V31H168V32L171 33V30H172ZM181 29H182V28L180 27V30H181ZM185 29H186V28H185ZM187 29H188V28H187ZM187 29H186L185 31H187ZM197 29H199V27H198ZM197 29H195V30H197ZM200 29H201V28H200ZM200 29H199V30H200ZM210 29H209L208 31H211V32H212V31H216V30H214V29H213V30H210ZM228 29H229V28H228ZM256 29H257V28H256ZM260 29H261V28H260ZM5 30H6V28H5ZM5 30H4V28H3V31H5ZM36 30H37V32H39L38 29H36ZM36 30H34V31H36ZM147 30H149V29H147ZM189 30H190V28H189ZM222 30H223V29H222ZM222 30H221V32H222ZM225 30H226V29H225ZM240 30H241V29H240ZM240 30H238V31H240ZM3 31H2V32H3ZM6 31H7V30H6ZM27 31H29V30H27ZM40 31H41L42 34H43L42 29H41ZM112 31H113V30H112ZM158 31H159V30H158ZM172 31H173V30H172ZM190 31H191V32H189V31H187V32H188V34H191V36L193 37L195 31H192V29H191ZM201 31H202V30H200V32H201ZM227 31H228V30H227ZM229 31H230V29H229ZM238 31H237V32H238ZM249 31H251V30H249ZM254 31H255V30H254ZM260 31H261V30H260ZM15 32H16V30H14V33H15ZM21 32H22V31H21ZM30 32H31V30H30ZM32 32H33V31H32ZM54 32H55V31H54ZM134 32H135V31H134ZM164 32H165V31H164ZM173 32H174V31H173ZM173 32L170 34V37H171V38H175V37H172ZM181 32H182V31H181ZM187 32H186V33H187ZM211 32H210V33H211ZM225 32H226V31H225ZM245 32H246V30H245ZM257 32L259 33V31H257ZM0 33H1V32H0ZM3 33L5 34V32H3ZM3 33H2V35H4ZM6 33H7V32H6ZM12 33H13V32H10L9 34H12ZM39 33H40V32H39ZM39 33H38V34H39ZM165 33H166V32H165ZM165 33H164V35H165ZM192 33H193V35H192ZM207 33H208V32H207ZM212 33H213V32H212ZM214 33H215V32H214ZM217 33L219 34V32H217ZM222 33H223V32H222ZM222 33H221V35L223 36ZM227 33H228V32H227ZM227 33H226V34H227ZM232 33H233V34H234V33H235V34H238L239 32H238V33H236V32H232ZM232 33L230 32V34H232ZM260 33H262V31H261ZM263 33H264V31H263ZM29 34H30V33H29ZM32 34H33V33H32ZM34 34H35V33H34ZM36 34H37V33H36ZM36 34H35V35H36ZM38 34H37V35H38ZM46 34H47V33H46ZM158 34H159V33H158ZM161 34H162V33H161ZM161 34H159V35H161ZM175 34H177L176 31H175ZM180 34H181V33H180ZM183 34H184V32H183ZM183 34H181V35H182V36H185V35H183ZM188 34H186V35L188 36ZM198 34H199V33H198ZM204 34H206V33H204ZM230 34L228 33V35H227L226 38H229L228 36H229ZM235 34H234V36L231 35V37H235V36H236ZM239 34H240V33H239ZM239 34H238V35H239ZM242 34H243V33H242ZM0 35H1V34H0ZM2 35H1L0 37H3ZM25 35H26V34H25ZM39 35H40V34H39ZM43 35H44V34H43ZM43 35H41V36H43ZM126 35H127V34H126ZM142 35H143V34H142ZM150 35H151V34H150ZM153 35H154V34H153ZM177 35H178V34H177ZM199 35H200V38H201L202 35H201V34H199ZM209 35H210V34H209ZM214 35H217V34H214ZM214 35H210V38H212V36H214ZM221 35H219V36H221ZM224 35H225V34H224ZM238 35H237V37H238ZM245 35H246V34H245ZM257 35H258V34H257ZM257 35H255V36H257ZM263 35H264V34H263ZM263 35H262V38H263ZM5 36H6V35H5ZM8 36H9V37H8ZM10 36H11V35H7V37H8L9 39H8L7 37H5V39L7 38L8 42H10L9 40L12 41V38H10ZM23 36H24V34H23ZM23 36H22V40L20 41V42H21V43H20V44H21L20 47L22 46V42H24V40H23ZM143 36H144V35H143ZM165 36H166V35H165ZM167 36H168V35H167ZM182 36H181V37H182ZM187 36H186V38L189 39V40L187 39L188 42L190 41V39H193V40L195 41V38H191V36H190V37H187ZM203 36H204V35H203ZM205 36H206V35H205ZM205 36H204V37H205ZM222 36H221V37H222ZM242 36H243V35H242ZM24 37H25V36H24ZM27 37H28V36H27ZM29 37H30V36H29ZM138 37H139V36H138ZM159 37H160V39L162 38L161 36H159ZM159 37H157V38H159ZM168 37H169V36H168ZM179 37H180V35H179ZM194 37H196V36H194ZM198 37H199V36L197 35V38H198ZM216 37L219 38V39H218V42H219V40H220L221 38L218 37V35H217ZM216 37H215V38L213 37L214 40H216V41L214 42V44L217 42ZM239 37H240V36H239ZM243 37H244V36H243ZM246 37H247V36H246ZM251 37L254 38V36H251ZM258 37H259V36H258ZM16 38H17V37H16ZM135 38H137V35H136ZM171 38H170V39H171ZM176 38H177V37H176ZM183 38H184V37H183ZM248 38H249V35H248ZM260 38H261V37H259V39H260ZM126 39H127V38H126ZM137 39H138V38H137ZM137 39H134V40L137 41ZM139 39H140V38H139ZM139 39H138V40H139ZM147 39H149V38H147ZM160 39H159V40H160ZM170 39H168V40H170ZM180 39H182V38H180ZM201 39H202V38H201ZM201 39H198V41L200 40V43H202L201 41H203V40H201ZM203 39H204V38H203ZM206 39L209 40V39H208V36H207ZM238 39H239V38H238ZM244 39H245V38H244ZM259 39H258V40H259ZM168 40L166 39V41H168ZM174 40H175V39H173L172 41H174ZM207 40H206V41H207ZM211 40L214 41L213 39H211ZM211 40H210V42H211ZM224 40H225V39H224V37H223V39H222L223 43H224ZM240 40H241V42H237V40H236L237 43H236V42H233V44L236 43V45H234V46H232V47H234V48H235V47L238 48L237 45H238V43H239V48L241 47L240 44H242L243 47L246 46V47H244V48H247L248 45H246V44H244V43L242 42L243 39H239V41H240ZM252 40H253V39H252ZM16 41H17V40H16ZM26 41H27V40H26ZM132 41H133V40H132ZM132 41H131V42H132ZM172 41H171V42H172ZM176 41H179V40H176ZM181 41L184 42V41H185V38L182 39ZM181 41H180V42H181ZM194 41L191 40V43L189 42L190 46H194V45L196 44V43H194V45L192 44ZM206 41H205V42H206ZM220 41H221V40H220ZM222 41H221V42H222ZM243 41H244V40H243ZM259 41H260V40H259ZM262 41H264V40L262 39ZM262 41H261V42H262ZM133 42H135V41H133ZM144 42H145V40H144ZM162 42H164V43H162ZM162 42H157V43H161V44H164V45L167 43V42L165 43V40H164V39H162ZM188 42H187V43L184 42V43L188 46ZM210 42H209V43H210ZM218 42H217V43H218ZM251 42H252V41H251ZM251 42H249V43H251ZM11 43H12V42H11ZM139 43H143V41H142V42L140 41V42H138L137 44H139ZM146 43H147V42H146ZM168 43H170V42H168ZM168 43H167V49L169 48V47H168V46H169ZM176 43H178V42H176ZM211 43H213V42H211ZM217 43H216L215 46H217ZM223 43H221V46H222V45L224 46L223 48H224V51H225L226 48L228 49V47H225V45H227V44H226L227 42L224 43V44H223ZM0 44H1V43H0ZM4 44H5V43H2V45H1L3 48H5V45H4ZM130 44H132V43H130ZM134 44H135V43H134ZM173 44H175V43L172 42V45H173ZM191 44H192V45H191ZM203 44H204V43H203ZM219 44H220V43H219ZM253 44H254V41H253L252 45H253ZM255 44H257V43H255ZM258 44H259V43H258ZM260 44H261V43H260ZM10 45H11V44H10ZM128 45H129V41H128ZM139 45L141 46V44H139ZM144 45H145V44H144ZM144 45H143V46H144ZM158 45H159V44H158ZM177 45H178V44H177ZM177 45H176V46H177ZM182 45L184 46V44L182 43L181 46L179 45L181 48L178 47L180 50H182ZM205 45L208 46L207 44H205ZM212 45H213V44H212ZM262 45H264V42H263ZM16 46H17V45H16ZM137 46H138V45H135L134 47L132 46L134 49H131L130 46H129V49H130L129 51H133V52H134V53L131 52V55L135 56V55H134V54H136L135 52L138 53V52L140 51L138 48H136ZM160 46L162 47V45H160ZM170 46H171V45H170ZM206 46H205V47H206ZM209 46L212 47L211 44H210ZM213 46H214V45H213ZM229 46H230V45H229ZM255 46H256V45H255ZM2 47H1V50H0V51H2ZM7 47H8V46H7ZM7 47H6V48H7ZM172 47H173V46H172ZM202 47H203V46H202ZM218 47H219V46H218ZM249 47H250V46H249ZM39 48H40V47H39ZM39 48H38V49H39ZM139 48H140V47H139ZM141 48H142V47H141ZM163 48H165V46H164ZM174 48H175V47H174ZM174 48H172V50H173ZM184 48H185V46H184ZM184 48H183V49H184ZM193 48H194V47H192L191 49L193 50ZM196 48H197V47H196ZM196 48H194V49H196ZM206 48L208 49V47H206ZM212 48H213V47H212ZM214 48H216V47H214ZM219 48H220V49H218V50H221V47H219ZM241 48H242V47H241ZM241 48H240V49H241ZM244 48H243V50H244ZM258 48H259V46H258ZM31 49H32V48H31ZM125 49H126V48H125ZM135 49H137V51H136ZM146 49H147V48H146ZM179 49H178V51H179ZM185 49H186V48H185ZM191 49L185 51V53H187V52L189 53V51H191ZM197 49H198V48H197ZM202 49H203V48H202ZM229 49H230V48H229ZM231 49H232V48H231ZM231 49H230V50H231ZM252 49H253V48H252ZM10 50H11V49H10ZM16 50H17V49H16ZM39 50H40V49H39ZM44 50H45V49H44ZM127 50H128V49H127ZM134 50H135V51H134ZM138 50H139V51H138ZM142 50H143V49H142ZM144 50H145V49H144ZM163 50H164V49H163ZM165 50H166V49H165ZM176 50H177V49H176ZM230 50H229V51H230ZM238 50H239V49H238ZM238 50H237V51H238ZM241 50H242V49H241ZM243 50H242L243 54H246L247 52H246L245 50H244V51H243ZM263 50H264V48L262 49V52H263ZM12 51H13V50H11V52H12ZM21 51H22V50H21ZM40 51H41V53H42L43 50H40ZM122 51H123V50H122ZM124 51H125V50H124ZM129 51H128V52H129ZM178 51H177V53H178ZM195 51H196V50H195ZM204 51H205V49H204ZM229 51L226 50V52H229ZM237 51H233V52L236 53ZM239 51H240V50H239ZM253 51H254V50H253ZM255 51H256V53L258 52L257 50H255ZM260 51H261V50H259V52H260ZM3 52H4V51H3ZM8 52H9V51H8ZM24 52H25V51H24ZM45 52H46V50H45ZM45 52H44V54H45ZM164 52H165V51H164ZM166 52H167V51H166ZM171 52H172V51H171ZM200 52H201V51H200ZM212 52H213V50H212ZM216 52H217V51H216ZM216 52H214V53H216ZM218 52H219V51H218ZM218 52H217V53H218ZM226 52H225V54H226ZM233 52L231 51V53H233ZM244 52H246V53H244ZM13 53H15V50H14ZM13 53H12V54H13ZM18 53H19V52H18ZM22 53H23V52H22ZM22 53H21V54H22ZM37 53H40V52L37 51ZM167 53H168V52H167ZM169 53H170V52H169ZM192 53H193V52H192ZM198 53H199V52H198ZM198 53H197V54H198ZM201 53H202V52H201ZM210 53H211V52H210ZM217 53H216V54H217ZM260 53H261V52H260ZM25 54H26V52H25ZM35 54H36V51H35ZM35 54H33V55H35ZM42 54H43V53H42ZM42 54H40V55H42ZM47 54H48V53H47ZM124 54H125V53H124ZM179 54H180V52H179ZM190 54H191V53H190ZM197 54H194V55L197 56ZM204 54H206V52H205ZM220 54H221V56H224V53L222 52V50L220 51V53H219L218 56H220ZM227 54H228V53H227ZM229 54H230V53H229ZM239 54H240V56H241V52H239ZM247 54L250 55V56L248 57V59H247V56H248V55H246V56H245V55H242V56H245L246 59H247L246 62H249L250 65H248V63H247V65L250 66L251 68H254V67L252 66V62H253L254 60H256V58H255L256 56L254 57L255 52L253 53L254 55L251 54V51H249ZM257 54H258V53H257ZM22 55H24V54H22ZM31 55H32V54H31ZM31 55H30V57H31ZM36 55H37V54H36ZM127 55H128V54H127ZM129 55H130V53H129ZM131 55H130V56H127V60L130 59ZM163 55H164V54H163ZM172 55H173V54H172ZM192 55H193V54H192ZM202 55H203V53H202ZM207 55H208V54H207ZM251 55L253 56V60H250V61H249V58L252 57ZM123 56H124V55H123ZM133 56H132V57H133ZM166 56H167V54H166ZM181 56H182L181 59L186 57V56L183 57V55H181ZM200 56H201V55H198L196 58H198V57H200ZM204 56H206V55H204ZM212 56H213V54H212ZM238 56H239V55H237V58H238ZM21 57H22V56H21ZM23 57H24V56H23ZM37 57H39L38 59H40V56H39V55H38ZM128 57H129V58H128ZM178 57H179V56H178ZM191 57L193 58L194 56H191ZM191 57H190V58H191ZM225 57H229V56H225ZM231 57H232V56H231ZM231 57H230V58H231ZM233 57H235V55H234ZM245 57H244V60H243V61L241 60V59H243V57H242L241 59L238 58V59L241 60V62H238V61H237V64H238V63H241V64H242V62H243L242 65L246 64V62H245ZM260 57H262V56H260ZM260 57H259V59H260ZM4 58L6 59V57H4ZM4 58H3V59H4ZM35 58H36V56H35ZM43 58H44V57H43ZM46 58H47V57H45L44 60H42V57H41L42 62H43V61H46ZM124 58H125V57H124ZM165 58H166V57H165ZM168 58H169V57H168ZM176 58H177V57H176ZM176 58H175V60H176ZM206 58H208V56H207ZM206 58L203 59V57H202V58H199V60H198V59H196V60H197L198 63H199V61H201V59H202V61H201L202 63L200 62L201 64L205 63V62L208 61V60L211 61V59H207V60H206ZM209 58H211V56H209ZM212 58H213V57H212ZM214 58H216V57H214ZM217 58H218V57H217ZM222 58H223V57H222ZM235 58H236V57H235ZM254 58H255V59H254ZM257 58H258V57H257ZM12 59H13V58H12ZM36 59H37V58H36ZM36 59H35V60H36ZM38 59H37V60H38ZM135 59H136V58H135ZM169 59H170V58H169ZM177 59H178V58H177ZM179 59H180V58H179ZM179 59H178V60H179ZM194 59H195V58H194ZM220 59H221V58H220ZM224 59H225V58H224ZM227 59H228V58H227ZM238 59H237V60H238ZM250 59H252V58H250ZM35 60L32 59V62L34 63V65H33V63H31V64H32V67L35 66V67L37 68V65L39 66L40 63H39L37 60H36V63H35V62H34ZM76 60H77V59H76ZM132 60L134 61V57H133ZM171 60H172V59H171ZM178 60H177V61H178ZM183 60H184V59H183ZM204 60H205V61H204ZM214 60H216V59H214ZM225 60H226V59H225ZM229 60H230V59H229ZM229 60H228V61H229ZM233 60H234V58H233ZM1 61H2V60H1ZM1 61H0V62H1ZM10 61H11V59H10ZM39 61H40V60H39ZM124 61H125V60H124ZM130 61H131V60H130ZM159 61H161V59H160ZM165 61H166V60H165ZM165 61L162 60V62H161V63H162V66H161V67H163V63H165ZM169 61H170V60H169ZM172 61H173V60H172ZM187 61H189V60H187ZM193 61H194V60H193ZM193 61H192V62H193ZM226 61H227V60H226ZM234 61H235V60H234ZM251 61H252V62H251ZM256 61H258V59H257ZM261 61H262V60H261ZM261 61H259V62H261ZM2 62H3V64H4L5 60H3ZM8 62H9V61H8ZM40 62H41V61H40ZM79 62H80V61H79ZM180 62H181V60H180ZM183 62L185 63V62H186V59H185V61H183ZM221 62H223V61H221ZM232 62H233V61H232ZM244 62H245V63H244ZM254 62H255V61H254ZM254 62H253V63H254ZM263 62H264V61L261 62V63H262V66H263ZM38 63H39V64H38ZM68 63H69V62H68ZM83 63H84V62H83ZM122 63H123V62H122ZM133 63H134V62H133ZM139 63L141 64L142 62H139ZM139 63H138V65H139ZM174 63H176V61H175ZM184 63H183V64H184ZM186 63H187V62H186ZM194 63L197 64L196 61H195ZM211 63H212V61L210 62V64L207 63V65H208V64L211 65ZM229 63H230V62H229ZM229 63L227 64V66L229 65ZM261 63H259V64L261 65ZM10 64H11V63H10ZM12 64H13V63H12ZM35 64H37V65H35ZM77 64H81V63H78V62H77ZM126 64L128 65V63L125 62V65H126ZM130 64H132V62H131ZM170 64H172V62H171ZM181 64H182V63H181ZM189 64H190V63H189ZM191 64H192V63H191ZM201 64H198V65L201 66ZM214 64H217V63L214 62ZM225 64H226V63L224 62V65H225ZM241 64H240V66H241ZM0 65H2V64H0ZM13 65H14V64H13ZM17 65L19 66L18 63H17ZM83 65H84V64H83ZM83 65L81 64L82 67H83ZM123 65H124V63H123ZM125 65H124V66H125ZM134 65H135V64H133V65H131V66L133 67ZM138 65H137V66H138ZM232 65H233V63H232ZM260 65H259V66H260ZM2 66H3V65H2ZM7 66H8V68H11V67H9V65L7 64V60H6L3 69H4V70H7V69H8ZM42 66H43V64H42ZM42 66H40V67H42ZM131 66H129V69L131 68ZM137 66H136V67H137ZM169 66H170V65H169ZM186 66H187V65H186ZM189 66H190V65H189ZM192 66H193V67H192ZM192 66H190V67L187 66V67L189 68L188 70H190V68H194V69H195L194 64H193ZM195 66H196V65H195ZM218 66H219V64H218ZM221 66H223V64H222ZM221 66H219V67H221ZM244 66H246V65H244ZM244 66H243V68H244ZM248 66H247V67H248ZM257 66H258V65H257ZM35 67H34V69H35ZM67 67H68V66H67ZM134 67H135V66H134ZM164 67H165V66H164ZM164 67H163V69L167 68V67H165V68H164ZM171 67H172V66H171ZM171 67H170V68H171ZM184 67H185V66H184ZM197 67H198V66H197ZM202 67L206 68V65L204 64V65H202ZM213 67H214V69H215V66H213ZM6 68H7V69H6ZM19 68H20V67H19ZM29 68H30V67H29ZM124 68H125V69H128V66H127V68H126V66H125ZM168 68H169V67H168ZM182 68H183V67H182ZM182 68L179 67V69H182ZM208 68H209V66H208ZM223 68H224V66L222 67V69H223ZM1 69H2V67H1ZM3 69H2V70H3ZM17 69H18V68H17ZM27 69H28V68H27ZM34 69H33L32 71H34ZM64 69H65V68H64ZM67 69H68V68H67ZM79 69H81V68H79ZM79 69H78V70H79ZM82 69H83V68H82ZM82 69H81V71L84 72V70H82ZM114 69H115V68H114ZM137 69H138V68H137ZM172 69H173V67H172ZM177 69H178V68H177ZM177 69H176V70H177ZM179 69H178V70H179ZM217 69H218V68H217ZM257 69H258V68H257ZM20 70H21V69H20ZM22 70H23V69H22ZM35 70H36V69H35ZM37 70H38V69H37ZM37 70L34 71V76L37 77L36 79L39 80V79H41L40 76H42V75H41V74L38 75V74L41 73V72H39V70H38V71H37ZM76 70H77V69H76ZM78 70H77V71H78ZM170 70H171V69H170ZM174 70H175V69H174ZM192 70H193V69H192ZM220 70H221V69H220ZM223 70H224V69H223ZM244 70H245V68H244ZM248 70L250 71L249 67H248ZM251 70H252V69H251ZM7 71H8V70H7ZM9 71H10V70H9ZM32 71H30V72L32 73ZM73 71H74V69H73ZM73 71H72V74L74 73ZM81 71L79 70L78 73H83V72H81ZM118 71H119V70H118ZM134 71H137V70H134ZM168 71H169V69H168ZM168 71H165V72L168 73ZM180 71H181V70H180ZM185 71H186V70H185ZM193 71H194V70H193ZM199 71H200V70H199ZM208 71L210 72V70H208ZM238 71H239V70H238ZM238 71H237V72H238ZM242 71H243V70H242ZM256 71H259V70H256ZM16 72H17V71H16ZM37 72H38V74H37ZM114 72H116V74L118 73L117 70L114 71ZM125 72H126V71H125ZM163 72H164V71H163ZM189 72H190V71H189ZM196 72H197V71H196ZM196 72H195V71H194V72L191 71V73H195V74H194L195 76H196ZM216 72H217V71H216ZM231 72H232V71H231ZM234 72H235V71H234ZM237 72H236V73H237ZM251 72L253 73V70L250 71V73H251ZM1 73H2V72H1ZM23 73H24V72H23ZM28 73H29V72H28ZM35 73H36V74H35ZM65 73H66V72H65ZM97 73H99V72H97ZM106 73H107V72H106ZM127 73H128V72H126V74H127ZM173 73H174V72H173ZM176 73H177V71H176ZM178 73H179V72H178ZM204 73H205V71H204ZM212 73L214 74V72H212ZM222 73H223V72H222ZM236 73H234V75H236ZM240 73H241V74H239V72L237 73V74H239V75H238V78H240V76H241L242 73H244V72H240ZM252 73H251V74H252ZM258 73H259V72H258ZM15 74H16V73H15ZM29 74H30V73H29ZM70 74H71V73H70ZM85 74H86V73H85ZM121 74H123L124 76L121 75ZM168 74H171V73L169 72ZM168 74H167V75H168ZM189 74H190V73H188V76H189ZM207 74H208V72H207ZM209 74H210V73H209ZM209 74H208V75H209ZM215 74H216V73H215ZM227 74H228V73H226V75H227ZM254 74H256V73L254 72ZM259 74H260V73H259ZM17 75H18V74H17ZM30 75L32 76V74H30ZM37 75H38V76H37ZM87 75H88V74H87ZM89 75H90V74H89ZM173 75L176 77L178 74L175 75V73H174ZM173 75H170V77L173 76ZM184 75H185V74H184ZM198 75H199V74H198ZM203 75H204V74H202L201 76H203ZM224 75H225V74H224ZM248 75H249V74H248ZM261 75H262V73H261ZM34 76H33V77H34ZM81 76H82V75H81ZM115 76H116V75H115ZM117 76H118V75H117ZM119 76H121L120 78L124 77V78H122V79L127 80L128 77H129L130 75L127 74L126 76H128V77H126V76H125V73L122 72V73H120ZM119 76H118V77H119ZM178 76L180 77V75H178ZM188 76H187V77H188ZM204 76L206 77V75H204ZM211 76H212V75H211ZM214 76H215V75H214ZM221 76H222V75H221ZM227 76H229V75H227ZM231 76H232V74L230 75V77H231ZM245 76H247V75L245 74ZM254 76H255V75H254ZM256 76H257V74H256ZM259 76H260V75H259ZM259 76H258V77H259ZM14 77H16V76H14ZM25 77H27V76H25ZM63 77H64V76H63ZM89 77H90V76H89ZM111 77L114 78V76H111ZM125 77H126L127 79H126ZM130 77H132V75H131ZM130 77H129V79H130ZM133 77H134V76H133ZM183 77H184V76H183ZM183 77H182V78H183ZM217 77H218V76H217ZM242 77H243V76H242ZM247 77H248V76H247ZM262 77H264V75H263ZM43 78H44V77H43ZM67 78H68V77H67ZM77 78H78V77H77ZM77 78H75V79H77ZM86 78H87V77H86ZM86 78H85V79H86ZM104 78H105V77H104ZM107 78H108V77H107ZM171 78H172V77H171ZM184 78H185V77H184ZM189 78H190V77H189ZM191 78H193L192 75H191ZM191 78H190V79H191ZM198 78H199L198 80H200V82H203V83H204V81H203L204 79H201L200 77H198ZM203 78H204V77H203ZM209 78H210V76H209ZM213 78H215V77L212 76V80H215V79H216V78H215V79H213ZM219 78H221V77L219 76ZM223 78H224V77H223ZM223 78H222V79H223ZM232 78H233V77H232ZM248 78H251V77H248ZM253 78H254V77H252L251 79L253 80V83H255L254 80H255L256 78H255V79H253ZM34 79H35V78H34ZM36 79H35V80H36ZM69 79H70V78H69ZM72 79H73V78H72ZM98 79H99V77H98ZM102 79H103V78H102ZM114 79H115V78H114ZM122 79L119 80V83H118V78H117V80H116L117 85L119 84V85H118L119 88H120V86H123L122 83H121V82H122ZM131 79H132V78H131ZM166 79H167V78H166ZM174 79H175V78H174ZM174 79H173V81H174ZM185 79H186V78H185ZM185 79H183V80H185ZM207 79H208V78H207ZM207 79H205L206 82H207ZM210 79H211V78H210ZM224 79H225V78H224ZM227 79H228V78H227ZM260 79H261V77H260ZM262 79H263V78H262ZM16 80H17V79H16ZM38 80H36V83H37V84H39L41 81H43V79H41V81H39V82H38ZM92 80H93V79H92ZM95 80H96V79H95ZM95 80H94V81H95ZM170 80H171V79H170ZM170 80H168L167 82L169 83ZM181 80H182V79H181ZM187 80H188V78H187ZM201 80H202V81H201ZM217 80H218V79H217ZM230 80H231V79H230ZM242 80L244 81V79H242ZM242 80L240 79V81H242ZM249 80H250V79H249ZM249 80H248V81H249ZM45 81H46V80H45ZM45 81H43V82H45ZM60 81H61V80H60ZM75 81H76V80H75ZM88 81H90V80H88ZM97 81H98V83H99V80H97ZM97 81H95V82H97ZM105 81H106V80H104V82H105ZM164 81H165V80H164ZM176 81H177V80H176ZM194 81H195V80H194ZM215 81H216V80H215ZM222 81H223V80H222ZM236 81H237L236 83L239 84L240 81H239L238 79H237ZM238 81H239V82H238ZM250 81H251V80H250ZM18 82H19V81H18ZM43 82H41L42 84L40 83V85H44V87L39 86V85H37V86L35 85V86L37 87L36 89H39V88H38V86H39L40 88L42 87V88H44V90H46V86H48V87L51 86V85L47 84L48 82H47V83L45 82L46 85L43 84ZM61 82H62V81H61ZM81 82H83V81H81ZM81 82H80V83L78 82V83H79V85H78V89L81 88L80 90L77 91V92H79V93H80V91L86 90V87H85V86H84L85 89L82 87L81 84H83V83H81ZM85 82H86V81L84 80V84H85ZM106 82H107V81H106ZM133 82H134V84H135L136 82H138V80H137V81H136V80H133ZM139 82L141 83V81H139ZM165 82H166V81H165ZM165 82H164V83H165ZM178 82H179V81H178ZM198 82H199V81H198ZM209 82H211V81L209 80ZM212 82H213V81H212ZM216 82H217V81H216ZM227 82H228V80H227ZM229 82H230V81H229ZM251 82H252V81H251ZM256 82H257V81H256ZM75 83H76V82H75ZM75 83H73V85H74ZM102 83H103V82H102ZM113 83H114V81H113ZM116 83H115V85H116ZM120 83H121V84H120ZM193 83H194V82H193ZM243 83H247V81H245V82H243ZM60 84H61V83H59V85H60ZM84 84H83V85H84ZM105 84L107 85V83H105ZM105 84H102V85H105ZM109 84H110V81L108 82V85H107V86H109ZM161 84H162V83H161ZM174 84H175V83H174ZM184 84H186L185 87H188V88H185V89H187V90L189 91V93L192 92L193 87H192V90H191V88H190L189 86H187V83H186V82H185ZM194 84H195V83H194ZM194 84H193V85H194ZM204 84H206V83H204ZM207 84H208V83H207ZM212 84H213V87L216 85V84L214 85V83H212ZM219 84H220V82H219L218 85L216 86L217 88H219V86H220ZM227 84H228V83H227ZM227 84H225V85H227ZM249 84H250V83H249ZM52 85H54V84H52ZM67 85H68V84H67ZM80 85H81V86H80ZM85 85H86V84H85ZM91 85H92V84H91ZM106 85L103 86V87H104V88H103L104 90H103V89L100 88V87H101V84H100V86H99L100 89H97V90H98V93H96V92L94 91L95 94H98V95H99L101 92L104 93V92L107 90V88H106L107 86H106ZM124 85H126V84H124ZM127 85H128V84H127ZM232 85H233V84H232ZM234 85H235V84H234ZM234 85H233V86H234ZM239 85H240V84H239ZM255 85H256V87L259 86V85H258V82H257V84L255 83ZM54 86H55V85H54ZM54 86H51V87H54ZM75 86H77V84H76ZM79 86H80V87H79ZM97 86H98V85H97ZM118 86H117L116 88H118ZM129 86H130V85H129ZM202 86L204 87V85H202ZM207 86H208V85H207ZM223 86H224V85H223ZM250 86H251V85H249V87H250ZM253 86H254V85H253ZM253 86H252V87H253ZM48 87H47V90H46V91L49 90ZM111 87H112V86H111ZM123 87H124V86H123ZM183 87H184V85H183ZM183 87H182V88H183ZM211 87H212V86H211ZM226 87H227V86H226ZM236 87H237V84H236ZM236 87H231V91H232V88H233V89L235 88V90H233L234 93H235V91H237V90L240 89V88L237 87V90H236ZM42 88H41V89H42ZM56 88H58V87H55L54 89H56ZM70 88H72L71 85H70ZM75 88L77 89V87H74V89H75ZM105 88H106V90H105ZM109 88H110V87H109ZM114 88H115V87H114ZM121 88H122V87H121ZM126 88H127V87H126ZM131 88H133V87H131ZM189 88H190V89H189ZM206 88H209V87H206ZM206 88H205V89H206ZM217 88H216V89H217ZM241 88H246V87H241ZM250 88H251V87H250ZM36 89H35V90H36ZM41 89H40V90H41ZM63 89H64V88H63ZM82 89H83V90H82ZM95 89H96V88H95ZM111 89H112V88H111ZM111 89H110V91H113V90H111ZM128 89H129V88H128ZM134 89H135V88H134ZM152 89H153V88H152ZM156 89H157V88H156ZM183 89H184V88H183ZM183 89L180 90V91L182 92V91L185 90V89H184V90H183ZM203 89H204V88H203ZM246 89H247V88H246ZM59 90H60V89H59ZM59 90H58V91H59ZM71 90H73V88H72ZM130 90H131V89H130ZM143 90H144V89H143ZM143 90L140 89V91L144 92ZM190 90H191V91H190ZM218 90H219V89H218ZM244 90H245V89H244ZM259 90H261L260 87H259ZM259 90H258V92H259ZM36 91H37V90H36ZM38 91H39V90H38ZM60 91H61V90H60ZM63 91H64V90H62V92H63ZM66 91L68 92V89H66ZM69 91H70V90H69ZM74 91H75V90H73V92H74ZM103 91H104V92H103ZM107 91L109 92V90H107ZM116 91H117V90H116ZM123 91H124V89H123ZM131 91H132V92H135V90H133V89H132ZM136 91H137L136 93H138L137 95H140L141 92L139 93V88L136 89ZM194 91H195V90H193V92L191 93V97H190L191 99H192V96H195V95H196V93H195L196 91H195V92H194ZM202 91H203V90H202ZM205 91H208V90L206 89ZM205 91H204V93H205ZM226 91H227V90H226ZM231 91H230V94L233 93V91H232V92H231ZM49 92H51V88H50ZM71 92H72V91H71ZM75 92H76V91H75ZM75 92H74V93H75ZM77 92H76V93H77ZM83 92H84V91H83ZM91 92H92V91H91ZM108 92H107V93H108ZM124 92H127V94H128V92H130V91L128 90V91H124ZM146 92H147V91H146ZM150 92H151V91H150ZM211 92L213 93L214 91H211ZM220 92H222V89H221L218 93H220ZM240 92H241V90H240ZM250 92H251V91H250ZM250 92H249V93H250ZM255 92H256V91H255ZM261 92H262V91H261ZM261 92L259 93L260 95H261ZM76 93H75V94H76ZM84 93H85V92H84ZM87 93H88V92H87ZM102 93H101V96H104ZM112 93H114V92H110L109 94H107V96L110 97V99L108 98V100H106V99H107V98H106L107 96H106V95L104 96V97L106 98V99H105L106 102L104 101V103L107 104L108 106L110 105V108L108 109L109 112H110L111 109L115 108L114 106L117 105V103H116V105L114 104L115 101L112 99V98L114 97V95H113ZM115 93H116V92H115ZM179 93H180V92H179ZM179 93H178V95H179ZM185 93H187V92L185 91ZM202 93H203V92H202ZM204 93H203V94H204ZM207 93H208V92H207ZM207 93H205V94H207ZM218 93H217V94H218ZM227 93H228V92H227ZM245 93H246V92H245ZM245 93H243V94L241 93V94H239V95H245ZM252 93H253V92H252ZM252 93L249 94V95H252ZM256 93H257V92H256ZM66 94H67V93H66ZM69 94H70V92L68 93V95H69ZM72 94H73V93H72ZM117 94H118V93H117ZM120 94H121V93H120ZM153 94H154V93H153ZM180 94H181V93H180ZM210 94H211V93H210ZM214 94H216V93H214ZM214 94H213V95H214ZM217 94H216V95H217ZM221 94H222V95H221ZM221 94H218V98L216 97V99H217L216 102H217V103H219V102L221 103L222 100L224 99L223 92H222ZM42 95L44 96L45 94H42ZM87 95H88V94H87ZM109 95H110V96H109ZM122 95H123V94H122ZM130 95H131V94H130ZM137 95H136V96H135V94L133 95V96H135V99H137V98H136ZM142 95H143V94H142ZM142 95H141V96H142ZM171 95H172V94H171ZM173 95H174V94H173ZM186 95H187V94H186ZM219 95L222 96L223 98H221ZM233 95H236V94H233ZM239 95H237V97H238ZM249 95H248V96H249ZM253 95H254V93H253ZM255 95H256V94H255ZM257 95H258V93H257ZM257 95H256V96H257ZM260 95H259V96H260ZM262 95H263V94H262ZM70 96L72 97V95H70ZM99 96H100V95H99ZM99 96H98V97H99ZM111 96H112V97H111ZM115 96H116V95H115ZM125 96H126V95H125ZM125 96H124V98H123L121 101H119V99H118V100L116 99V100L118 101V105H119V106H121L122 104H124V105H122L123 107L125 106V103H126V102H124ZM127 96L129 97V95H127ZM143 96H144V95H143ZM204 96H207V95H204ZM227 96H229V95H227ZM259 96H258V97H259ZM39 97H40V96H39ZM82 97H83V96H82ZM84 97H85V96H84ZM84 97H83V98H84ZM91 97H92V96H91ZM104 97H101V98H104ZM209 97H210V96H209ZM219 97H220L221 99H220ZM231 97H232V96H231ZM234 97H235V96H234ZM40 98H41V97H40ZM99 98H100V97H99ZM99 98H98V99H99ZM101 98H100V99H101ZM119 98H121V97H119ZM129 98H130V97H129ZM129 98L126 97V99H129ZM131 98H132V97H131ZM143 98H144V97H143ZM143 98H142V100H143ZM147 98H149V97H147ZM246 98H247V97H246ZM246 98H245V100H246ZM250 98H251V96H250ZM255 98H256V97H255ZM260 98H261V97H259V99H260ZM90 99L93 100L92 98H90ZM98 99H97V102H96V101H95V102H92V104H93V103H94V104L96 103V104H95V106H96L100 101L103 102V100H104V99H101V100H100V99L98 100ZM114 99H115V97H114ZM133 99H134V97H133ZM206 99H208V98H206ZM209 99H210V98H209ZM216 99H215V100H216ZM231 99H232V98H231ZM237 99H238V98H237ZM252 99L254 100V96H253ZM87 100H89V98H88ZM111 100H112V101H111ZM131 100H132V99H131ZM142 100H141V101H142ZM200 100H201V99H200ZM232 100H234V99H232ZM249 100H251V99H249ZM107 101H108V102H107ZM109 101H111V102H110L111 104H108ZM125 101H127V100H125ZM136 101H139V100H136ZM144 101H145V100H144ZM218 101H219V102H218ZM229 101H230V100H229ZM229 101H228V102H229ZM256 101H257V98H256ZM260 101H261V103L264 101V100H263V96H262V98L259 100V102H260ZM101 102H100V103H101ZM128 102H131V101H128ZM128 102H127V103H128ZM211 102L213 103V101H211ZM214 102H215V101H214ZM223 102H224V104H225V99H224ZM246 102H248V101H246ZM246 102H245V103H246ZM253 102L255 103V101H253ZM259 102H258V103H259ZM67 103H68V102H67ZM86 103H87V102H86ZM121 103H122V104H121ZM138 103H139V102H138ZM142 103H143V101L141 102V104H142ZM145 103H146V101H145ZM193 103H194V102H193ZM195 103H198V102H195ZM249 103H251V102H249ZM256 103H257V102H256ZM261 103H259V104H261ZM128 104H129V103H128ZM133 104H135L134 101H133V103H131V105H133ZM136 104H137V103H136ZM136 104H135V105H136ZM214 104H216V103H214ZM231 104H232V103H231ZM231 104H230V105H231ZM234 104H236V103H234ZM65 105H66V104H65ZM69 105H70V102H69ZM90 105H91V104H90ZM111 105H113V106H111ZM143 105H144V104H143ZM211 105H212V104H211ZM239 105H241V104H238V106H239ZM97 106H100V105H97ZM97 106H96V107H97ZM122 106L120 107V109L123 108ZM126 106H127V104H126ZM126 106H125V107H126ZM128 106H129V105H128ZM138 106H140V105H138ZM138 106H137V107H138ZM178 106H179V105H178ZM209 106H210V105H209ZM242 106H243V104H242ZM256 106H257V104H256ZM259 106H260V107H261V106L263 107V103H262L261 105H259ZM96 107H94V109H96ZM102 107H103V106H102ZM106 107H107V106H106ZM112 107H113V108H112ZM125 107H124V109H125ZM203 107H204V106H203ZM207 107H208V106H207ZM214 107L216 108L217 105H215ZM214 107H212V109H213ZM218 107L220 108L221 105L219 106V104H218ZM218 107H217V109H219ZM227 107H228V106H227ZM244 107H245V104H244ZM249 107H250V105H249ZM260 107H259V108H260ZM97 108H98V107H97ZM128 108H130V106H129ZM133 108H135V107H132L131 109H133ZM140 108H141V107H140ZM140 108H139V109H140ZM186 108H188V107H186ZM215 108H214V109H215ZM237 108H238V107H237ZM247 108H248V107H247ZM254 108H255V106H254ZM256 108L259 109L258 107H256ZM98 109H99V108H98ZM116 109H117V107H116ZM116 109L114 110L113 113H112V111H111V113H112L113 115L115 114V116H116V114H117L119 111L121 112L120 109H119V110H116ZM136 109H138V108H136ZM204 109H205V108H204ZM204 109H203V110H204ZM206 109H207V108H206ZM214 109H213V110H214ZM220 109H221V108H220ZM220 109H219V114H220V116H221V118H222V117H224V116H222V115H223V114L226 115V113H223V112H222L223 114H221L220 112H221L222 110L220 111ZM234 109H235V108H234ZM234 109H231V110H234ZM257 109H256V110H257ZM263 109H264V107H263ZM263 109L261 108V110H263ZM105 110H107V109L105 108ZM208 110H210V109H208ZM208 110H207V111H208ZM213 110H210V111H213ZM215 110H216V109H215ZM215 110H214V112H215ZM227 110H228V109H227ZM242 110H244V109H242ZM247 110H248V109H247ZM259 110H260V109H259ZM261 110H260V111H261ZM117 111H118V112H117ZM131 111H133V112H132V114H133V113H134V109L131 110ZM138 111H140V110H138ZM190 111H191V110H190ZM190 111H188L189 113H191L190 115H191V116H192V115L194 116L195 113L190 112ZM192 111H194V110L192 109ZM223 111H224V110H223ZM239 111H240V110H239ZM263 111H264V110H263ZM115 112H117V113H115ZM122 112H123V111H122ZM136 112H137V111H136ZM196 112H197V111H196ZM202 112H203V111H202ZM216 112L218 113L217 110H216ZM224 112H225V111H224ZM226 112H228V111H226ZM245 112H246V111H245ZM248 112H249V111H247V113H248ZM251 112H252V110H251ZM130 113H131V112H130ZM130 113L127 112V113H126L127 115L124 113L125 116H124V114H123V117H124V118L122 119V122H123V120L125 121V118H126L128 115H131ZM217 113L213 114V115L215 116V118L219 116V114L217 115ZM229 113H230V111H229L227 114H229ZM232 113H233V112H232ZM240 113H242V111H240ZM260 113H261V112H260ZM137 114H138V113H137ZM185 114H186V113H185ZM248 114H249V113H248ZM113 115H112V116H113ZM119 115L121 116L122 114H119ZM133 115H134V114H133ZM135 115H136V114H135ZM138 115H139V114H138ZM181 115H182V114H181ZM181 115H180V116H181ZM213 115H212V116H213ZM242 115H243V114H242ZM242 115H241V117H242ZM250 115H251V114H250ZM254 115H255V114H254ZM262 115H264V113H263ZM106 116H107V115H106ZM187 116H188V114H187ZM196 116H197V114H196ZM202 116H203V115H202ZM205 116H206V115H205ZM35 117H36V116H35ZM117 117H118V115H117ZM207 117H208V116H207ZM207 117H206V118H207ZM228 117H230V119H231V116L228 115ZM228 117H227V118H228ZM232 117H233V116H232ZM115 118H116V117H115ZM121 118H122V117H121ZM121 118H120V119H121ZM184 118H185V117H184ZM224 118H225V117H224ZM234 118H235V116H234ZM243 118H244V117H243ZM243 118H242V119H243ZM246 118H247V116H246ZM248 118H251V117L248 116ZM111 119H112V117H111ZM117 119H118V118H117ZM1 120H2V119H1ZM118 120H119V119H118ZM118 120H117V121H118ZM227 120H229V119H227ZM234 120H235V119H234ZM236 120H237V119H236ZM254 120L257 121L256 118H255ZM254 120H253V123L255 122ZM259 120H260V119H259ZM2 121H3V123H2ZM2 121H0V126L2 125L1 127L4 128V133L8 132L7 130L9 129L10 132H9L8 134L10 135V137H11V136L13 137V135L16 136V135H18V133L20 134L21 131H20V132L18 131L17 134H16V132H15L13 135H11V134H12V133H11L12 130L10 129L11 127L9 128L8 126L6 127V125L4 126V122H6V121H4V120H2ZM191 121H194V120L192 119ZM197 121H198V120H197ZM211 121H212V120H211ZM230 121H231V120H230ZM242 121H243V120H242ZM248 121H250V120H248ZM248 121H245V122H248ZM122 122L120 121V123H122ZM222 122H223V121H222ZM1 123H2V124H1ZM49 123H50V122H49ZM198 123H199V122H198ZM201 123H202V122H201ZM201 123H200V124H201ZM231 123H234V122H231ZM235 123H236V122H235ZM257 123H258V122H257ZM122 124H123V123H122ZM187 124H188V123H186V126H187ZM194 124H195V123H193V125H194ZM213 124H215V123H213ZM213 124H212V125H213ZM220 124H221V123H220ZM220 124H219V125H218V124H215L216 126H217V125H218V126H217V128L214 127V129H218V130H220V131H218V130H214V131H213V129L211 128L212 131L214 132V134H213V132L207 131L206 134H209V135H205V136H208V137H205V138H203V137H204V131H202V130H204V128L202 129V127H201L202 125L199 126V127L197 128V130H199V128L201 127L200 130L202 129V130H201V131L203 132V137H202V139H203L204 141H206V140L209 139V138L212 140L211 137H212L213 135H216L215 133H217V131H218L219 133H221L222 131H224V128H223V129H222V128L219 129L218 127H219V126L221 127V125L224 127L226 124H225V125H223V124L220 125ZM198 125H199V124H198ZM204 125H205V124H204ZM215 125H214V126H215ZM50 126H53V125L51 124ZM121 126H122V125H121ZM190 126H191V124H190ZM235 126H237V124H236ZM238 126L240 127V125H238ZM238 126H237V127H238ZM32 127H33V126H32ZM35 127H36V126H35ZM38 127H39V128H42V127H40V125H39ZM57 127H58V126H57ZM117 127H118V126H117ZM2 128H0L1 131H2ZM5 128H6V129L8 128V129L6 130ZM53 128H54V127H53ZM53 128H52V132H51V133L55 132V130H54ZM55 128H56V127H55ZM60 128H61V125H60ZM60 128L58 127V129H60ZM115 128H116V127H115ZM193 128H195V127H193ZM61 129H62V128H61ZM119 129H120V128H119ZM121 129H122V128H121ZM121 129H120V130H121ZM242 129H243V128H242ZM244 129H245V128H244ZM31 130H32V129H31ZM53 130H54V131H53ZM62 130H63V129H62ZM190 130H191V129H190ZM200 130H199V131H200ZM205 130H206V128H205ZM221 130H222V131H221ZM1 131H0V135L2 136V132H1ZM5 131H6V132H5ZM225 131H226V128H225ZM225 131H224V133H225ZM12 132H13V131H12ZM57 132H58V131H57ZM69 132H70V131H69ZM130 132H131V131H130ZM262 132H263V131H262ZM21 133H22V132H21ZM49 133H50V132H49ZM51 133H50V134H51ZM127 133H128V132H127ZM186 133H187V132H186ZM192 133H193V131H192ZM195 133H196V135H197V132H195ZM200 133H201V132H200ZM211 133H212V136L210 137ZM27 134H28V133H27ZM47 134H48V133H47ZM56 134H57V133H56ZM58 134H59V132H58ZM68 134H69V133H68ZM193 134H194V133H193ZM217 134H218V133H217ZM239 134H240V133H239ZM243 134H244V133H243ZM253 134H254V133H253ZM4 135H5V134H4ZM6 135H7V133H6ZM20 135H22V134H20ZM24 135H25V134H23V136H24ZM37 135H38V134H37ZM40 135H41V134H40ZM51 135H52V134H51ZM129 135H130V134H129ZM181 135H182V133H181ZM1 136H0V139H1V141H2ZM15 136H14V138H15ZM28 136H29V135H28ZM48 136H49V134H48ZM48 136H47V138H48ZM54 136H55V135H54ZM54 136H53V137H54ZM68 136H69V135H68ZM201 136H202V133H201ZM225 136H226V135H225ZM239 136H240V135H239ZM25 137H26V136H25ZM25 137H24V138H25ZM37 137L39 138L40 136H37ZM57 137H58V135H57ZM213 137H214V136H213ZM217 137H218V136H217ZM231 137H232V136H231ZM236 137H237V136H236ZM250 137H251V136H250ZM8 138H9V137H8ZM8 138H7V139H8ZM16 138H17V136H16ZM18 138H19V137H18ZM41 138H42V137H41ZM51 138H52V137H51ZM51 138H50V140H51ZM58 138H59V137H58ZM60 138H61V137H60ZM63 138H64V140H66L65 137H62V139H63ZM174 138H175V137H174ZM214 138H216V136H215ZM223 138H224V137H223ZM239 138L242 139L241 136H240ZM239 138L234 139V141H235V140H239ZM253 138H254V137H253ZM256 138H257V137H256ZM7 139H6V140H7ZM19 139H21V138H19ZM22 139H23V137H22ZM52 139H53V138H52ZM69 139H71V138H69ZM195 139H196V137H195ZM195 139H194V140H195ZM197 139H198V138H197ZM200 139H201V138L199 137L198 140H200ZM205 139H206V140H205ZM221 139H222V138H221ZM221 139H220V140H221ZM224 139H225V138H224ZM23 140H24V139H23ZM45 140H46V139H45ZM45 140H44V141H45ZM47 140H48V139H47ZM50 140L47 141V142H51V141H52V140H51V141H50ZM77 140H78V138H77ZM190 140H191V139H190ZM194 140H193V139L191 140V141L193 142V144H192V145H193V148H195L194 150H196V149L198 150V145H195V144H194V143H196V142H194ZM211 140H210V141H211ZM213 140H214V139H213ZM213 140H212V142H210L209 140H207V141L210 142V143H215V142H213ZM216 140H217V139H216ZM216 140H214V141H216ZM24 141H25V140H24ZM44 141H43V142H44ZM53 141H54V139H53ZM56 141H57V140L55 139V142H56ZM67 141H68V140H67ZM67 141H66V142H67ZM73 141H74V140H73ZM159 141H160V140H159ZM240 141H241V140H240ZM248 141H249V139H248ZM260 141H261V140H260ZM43 142H42V143H43ZM71 142H72V141H70L69 144H70ZM161 142H162V140H161ZM218 142H219V140H218ZM221 142H222V141H221ZM235 142L237 143L238 141H235ZM17 143H19V141H18ZM23 143H24V142H23ZM42 143H41V145H43ZM45 143H46V142H45ZM45 143H44V146H45ZM56 143H59V142H56ZM164 143H165V142H164ZM202 143H203V142H202ZM62 144H64V146L67 145V147H69V146H68V143L66 144V143L64 142V143H62ZM65 144H66V145H65ZM186 144H187V143H186ZM206 144L208 145V143H205L204 146H205ZM219 144H220V143H218V146H219ZM240 144H241V143H240ZM5 145H6V144H5ZM22 145H23V144H22ZM41 145H40V146H41ZM70 145L73 146L72 143H71ZM165 145H166V144H165ZM182 145H183V144H182ZM209 145H210V144H209ZM211 145H213V144H211ZM260 145H261V144H260ZM27 146H28V145H27ZM50 146H51V145H50ZM50 146H49V147H50ZM55 146H56V145H55ZM62 146H63V145H62ZM62 146H61V147H62ZM196 146H197V147H196ZM218 146H216V145L214 144V147H213V148L216 149ZM24 147H25V146H24ZM42 147H43V146H42ZM74 147H75V146H74ZM82 147H83V145H82ZM82 147H81V148H82ZM178 147H179V146H178ZM211 147H212V146H211ZM219 147H220V146H219ZM246 147H247V146H246ZM254 147H255V146H254ZM259 147H260V146H259ZM43 148H47V145H46V147H43ZM52 148H53V147H52ZM57 148H58V147H57ZM71 148H73V147H71ZM71 148H70V149H71ZM76 148H78V146H77ZM154 148H155V147H154ZM188 148H189V147H187V149H185V151H186V150L188 151ZM207 148H208V147H206V149H207ZM247 148H248V147H247ZM247 148H246V149H247ZM25 149H26V148H25ZM55 149H56V147H55ZM55 149H54V150H55ZM60 149H61V148H60ZM73 149L75 150V152H79L78 149H77V151H76L75 148H73ZM79 149H80V147H79ZM189 149H190V148H189ZM200 149H202V148H200ZM233 149H234V148H233ZM252 149H253V148H252ZM255 149H256V147H255ZM260 149H261V148H260ZM42 150H45V149H42ZM57 150H58V149H57ZM65 150H66V147H65ZM65 150H64V151H65ZM67 150H68V149H67ZM80 150H81V149H80ZM120 150H121V149H120ZM159 150H160V148H159ZM180 150H181V149H180ZM216 150H218V149H216ZM239 150H240V149H239ZM239 150H238V151H239ZM81 151H82V150H81ZM106 151H107V150H106ZM198 151H199V150H198ZM198 151H197L196 153H199ZM206 151H207V150H206ZM208 151H209V152H210V151L212 152V149L209 148ZM24 152L27 153L28 151L26 150V151H24ZM53 152H54V151H53ZM104 152H105V151H104ZM194 152H195V151H194ZM214 152H216V151H214ZM214 152H212V153H214ZM218 152H220V151L218 150ZM218 152H216V153H218ZM240 152L242 153L241 150H240ZM243 152H244V151H243ZM245 152H246V151H245ZM256 152H257V151H256ZM3 153H4V152H3ZM21 153H22V152H20V154H21ZM26 153L24 154V156L26 155ZM29 153H31L30 150H29ZM29 153H28V154H29ZM49 153H50V154L52 153L51 150H49ZM49 153H48V154H49ZM54 153H56V151H55ZM54 153H52V154H54ZM57 153H58V152H57ZM80 153H81V152H80ZM180 153H181V152H180ZM200 153H201V154H198L199 156H200V155L207 156L206 154H208L207 152H205L206 154H204V153L202 154V151H201V150H200ZM216 153H214V155H215ZM226 153H227V152H225V154H226ZM246 153H247V152H246ZM250 153H251V152H250ZM259 153H260V152H259ZM22 154H23V153H22ZM40 154H42V153H40ZM48 154H47V155H48ZM64 154H65V153H64ZM97 154H98V153H97ZM100 154H101V153H100ZM45 155H46V153L44 154V156H45ZM166 155H167V154H166ZM192 155H193V154H192ZM198 155H197V157L199 158ZM221 155H222V154H221ZM221 155L219 154L220 159H221V161L223 162V156H221ZM237 155H238V156H241V154L239 155L238 152H237ZM249 155H253V154H249V153H248V156H249ZM259 155H260V154H259ZM21 156H22L21 158H23V155H21ZM26 156H27V155H26ZM41 156H42V155H41ZM44 156H43V157H44ZM50 156H51V155H50ZM53 156H54V155H53ZM57 156H58V155H57ZM69 156H70V155H69ZM94 156H95V155H94ZM97 156H98V155H97ZM210 156H212V157H210ZM215 156L219 157L218 154H216ZM215 156H213V154H212V155H209L208 158L210 157V158L213 159V157H215ZM224 156H225V155H224ZM234 156H236V154H234L233 157H232V159L234 158V160H236L235 162H234V160L231 159V156L228 157V158H230V159H228V160H232V161H233L232 163H234V165H235V163L237 162V160H238L239 158L236 159ZM262 156H263V155H262ZM28 157L31 158L30 156H28ZM43 157H42V158H43ZM54 157H55V156H54ZM54 157H53V158H54ZM66 157H67V156H66ZM79 157H80V156H79ZM109 157H110V156H109ZM126 157H128V156H126ZM129 157H130V156H129ZM162 157H163V156H162ZM164 157H165V156H164ZM186 157H187V156H186ZM236 157H237V156H236ZM241 157H242V156H241ZM253 157H254V156H253ZM257 157H258V156L256 155V157H254V158H257ZM26 158H27V157H26ZM26 158H25V159H26ZM56 158H57V157H56ZM68 158H69V157H68ZM74 158H75V157H74ZM74 158H73V159H74ZM93 158H94V157H93ZM100 158H102V157H100ZM124 158H125V157H124ZM154 158H155V157H154ZM154 158H153V159H154ZM187 158H188V157H187ZM187 158H186V159H187ZM191 158H192V162H193V159H194V158H193V157H191ZM205 158H206V157H205ZM243 158H245V157H243ZM243 158H241V159L243 160ZM260 158H261V157H260ZM25 159H24V160H25ZM64 159H65V158H64ZM64 159H63V160H64ZM75 159H76V158H75ZM90 159H91V158H90ZM109 159H110V158H109ZM122 159H123V158H122ZM140 159H141V158H140ZM148 159H149V158H148ZM155 159H156V158H155ZM170 159H171V158H170ZM188 159H189V158H188ZM218 159H219V158H218ZM224 159H225V157H224ZM226 159H227V158H226ZM226 159H225V163L227 162ZM241 159H240V161H241ZM246 159H247V158H246ZM49 160H50V159H49ZM61 160H62V159H61ZM76 160H77V159H76ZM159 160H161V159H159ZM168 160H169V159H168ZM201 160H202V159H201ZM209 160H210V159H209ZM255 160L257 161V159H255ZM262 160H263V159H262ZM0 161H1V159H0ZM17 161H18V160H17ZM26 161H27V160H26ZM26 161H24V162L22 161V162H23V164L26 163L25 166L27 167V170H28V169H30V167H28V166H30V164H29V162L27 163ZM64 161H65V160H64ZM66 161H67V160H66ZM68 161H69V160H68ZM92 161H93V160H92ZM98 161H99V160H98ZM109 161H110V160H109ZM141 161H142V160H141ZM157 161H158V159L156 160V162H157ZM181 161H182V159H181ZM187 161H188V160H187ZM187 161H185V159H184L183 162H185V164L189 166V165H190V162H191V159H190V162H187ZM195 161H196V160H195ZM198 161H200V160H198ZM205 161H206V159H205ZM217 161H219V160H217ZM240 161L238 160V162H240ZM246 161H247V160H246ZM256 161H255V162H256ZM73 162H75V161H73ZM89 162H91V161H89ZM116 162H118V161H116ZM165 162H166V161H165ZM170 162H171V161H170ZM170 162H169V163H170ZM172 162H173V161H172ZM172 162H171V163H172ZM192 162H191V163H192ZM253 162H254V161H253ZM261 162H262V161H261ZM15 163H16V162H15ZM20 163H21V162H20ZM20 163H19V165H20ZM59 163H60V162H59ZM59 163H58V164H59ZM65 163H66V162H64V164H65ZM70 163H71V161H70ZM102 163H103V162H102ZM111 163H112V162H110L109 165H111ZM113 163H115V161H114ZM120 163H121V162H120ZM140 163H141V162H139V164H140ZM181 163H182V162H181ZM187 163H188V164H187ZM198 163H200V162H198ZM232 163H231V161H230V164H231L232 166H234ZM241 163H242V161H241ZM244 163H245V162H243L242 164H244ZM263 163H264V162H263ZM263 163H262V164H263ZM88 164H89V163H88ZM93 164H94V163H93ZM96 164H97V163H96ZM98 164H99V163H98ZM104 164L107 165L108 162H107V164H106V161H105ZM124 164H125V163H124ZM161 164L163 165L164 162H161ZM161 164H158V165L161 166ZM185 164H184V165H185ZM250 164H251V163H250ZM27 165H28V166H27ZM72 165H73V164H72ZM90 165H91V164H90ZM168 165H169V164H168ZM168 165H166V166H168ZM176 165H177V164H176ZM180 165H181V164H180ZM182 165H183V163H182ZM182 165H181L180 167H182ZM184 165H183V167H184ZM186 165H185V167H186ZM191 165H192V164H191ZM191 165H190L189 167H187L189 170H190ZM215 165H217V164H214V166H215ZM227 165H229V164H225L224 166H226V167H225L226 169H229V168H230V165H229V166H227ZM237 165L239 166V164H237ZM11 166H12V165H11ZM16 166H17V165H16ZM70 166H71V165H70ZM91 166H92V165H91ZM94 166H96V165H94ZM117 166H118V165H117ZM120 166H121V165H120ZM152 166H153V165H152ZM160 166H159V167H160ZM166 166H165V164H164V168H165L164 172L167 170V168L169 169V166H168L167 168H166ZM172 166H173V164H172ZM197 166H199V165L197 164V161H196V167H197ZM205 166H207L206 163H205V165H204L203 167H205ZM214 166H212V167H214ZM221 166L224 168L223 164H222V165L220 164V167L218 166V168L221 169V168H222ZM245 166H246V165H245ZM259 166H260V165H259ZM12 167H14V165H13ZM57 167H58V166H57ZM64 167H65V165H64ZM92 167H93V166H92ZM98 167H99V166H98ZM98 167H97V168H98ZM104 167H106V166H104ZM127 167H128V166H127ZM135 167H136V166H135ZM180 167H179V168H180ZM200 167H201V166H199V168H200ZM216 167H217V166H216ZM227 167H228V168H227ZM54 168H55V167H54ZM79 168H80V167H79ZM93 168H94V167H93ZM122 168H124V167H122ZM136 168H137V167H136ZM149 168H150V167H149ZM157 168H158V167H157ZM161 168H162V166H161ZM187 168H186V169H187ZM225 168H224V169H225ZM239 168H240V167H239ZM244 168H245V167H244ZM248 168L250 169L249 165H248ZM259 168H260V167H259ZM261 168H262V166H261ZM19 169H20V168H19ZM68 169H69V168H68ZM71 169H72V168H71ZM80 169H81V168H80ZM118 169H119V168H118ZM125 169H126V168H125ZM132 169H134V168H132ZM139 169H140V168H139ZM155 169H156V168H155ZM159 169H160V168H158L157 170H159ZM171 169H173V167H171ZM186 169L184 168L183 171L185 172ZM230 169H231V168H230ZM242 169H243V168H242ZM249 169H248V170L245 169L246 172L249 171V172L251 173V169H254L255 171H256V169H257V171H258V168H257V167L253 168V167L251 166V169H250V170H249ZM11 170H12V168H11ZM22 170H25V169H24V166H23V169H22ZM30 170H32V169H30ZM30 170H29V171H30ZM64 170L66 171V169H64ZM86 170H87V169H86ZM86 170H85V171H86ZM88 170H89V169H88ZM88 170H87V171H88ZM128 170H129V169H128ZM134 170H135V169H134ZM143 170H144V169H143ZM199 170H201V169H199ZM209 170H210V169H209ZM209 170H208V171H209ZM212 170H213V169H212ZM216 170H217V169H216ZM231 170H232V169H231ZM12 171H13V170H12ZM51 171H54V170H51ZM58 171H59V169H58ZM60 171H61V170H60ZM60 171H59V172H60ZM80 171H81V170H80ZM126 171H127V170H126ZM131 171H132V170H131ZM131 171H130V173H129L128 175H125L126 172H125L124 170H123V172H122V173H124V174H120V173H121L120 171H119L120 173L117 172V173H109V174H111V176L113 175V179H114V175H115V177L117 178L116 174H120V176H124V177H122V178L127 177V178H130V180H133V179H131V178H133L134 176L131 177V176L133 175V174H132L133 172H131ZM169 171H170V169H169ZM171 171H175V169H174V170H171ZM180 171H181V170H180ZM180 171H179V172H180ZM183 171H182V174L184 175ZM202 171H203V170H201V172H202ZM219 171H220V170H219ZM219 171H214V172H215V173H216V172L218 173ZM257 171H256V172H257ZM259 171H261V170H259ZM262 171H263V170H262ZM262 171H261V173L264 174ZM22 172H23V171H22ZM22 172H21V173H22ZM40 172H41V171H40ZM48 172H49V171H48ZM59 172H58V173H59ZM83 172H84V171H83ZM90 172H92V171H90ZM90 172H89V173H90ZM141 172H142V171H141ZM144 172H145V171H144ZM157 172H158V171H157ZM159 172H161V169L159 170ZM159 172H158V173H159ZM187 172H188V171H187ZM189 172H190V171H189ZM189 172H188L187 174L190 175ZM203 172H204V171H203ZM203 172H202V173H203ZM256 172H253V173L256 174ZM25 173H26V170H25ZM51 173H52V172H51ZM67 173H68V172H67ZM76 173H77V172H76ZM127 173H128V172H127ZM136 173H137V171H136ZM139 173H140V172H139ZM155 173H156V172H155ZM172 173H173V172H172ZM192 173H193V172H192ZM194 173H195V172H194ZM217 173H216V176L213 175L214 173L210 174V177H211V175H213V177H214V178H213L214 181L212 180L213 183H214L215 181H217L218 179H219V180H218L217 182H215V183L222 182V181H224V180L228 177V178L225 180V182H226L228 179H230V181H229V180L227 181V184H228V182H231L232 180L234 181V179L236 178V177H234V175H236L235 173H234L233 176H231V177H233V179L230 177L231 173H230L229 176H228V175L222 176V174H224L223 170H222V174H221V173H218V175H217ZM232 173H233V171H232ZM250 173H248V175H249ZM29 174H30V172H29ZM29 174H28V176H29ZM33 174H34L33 176H36L35 173H33ZM47 174H48V173H47ZM65 174H66V173H65ZM79 174H80V173H79ZM130 174H131V176H130ZM161 174H162V172H161ZM165 174H166V173H165ZM177 174H178V173H177ZM182 174H181V175H178L179 178H180V176H182ZM185 174H186V172H185ZM199 174H200V173H199ZM206 174H207V173H206ZM219 174H221V175H219ZM245 174H246V173H245ZM251 174H252V173H251ZM30 175H32V173H31ZM45 175H46V174H45ZM57 175H58V174H57ZM68 175H69V173H68ZM94 175H95V177H96V176L99 177V174H97V175L94 174ZM94 175H92V177H94ZM159 175H160V174H159ZM167 175H168V174H167ZM167 175H165V176H167ZM189 175H187V176H189ZM196 175H197V174H196ZM196 175H195V176H196ZM202 175H203V174H202ZM33 176H32V178H33ZM55 176H56V175H55ZM87 176H88V175H87ZM107 176H108V175H107ZM107 176H106V177H107ZM118 176H119V175H118ZM136 176H137V175H136ZM136 176H135V177H136ZM150 176H151V175H150ZM152 176H154V175H152ZM156 176H157V175L155 174V177H156ZM187 176L184 175V177H181V178H184V182H185V183L187 182V183L190 184L191 182H188V181H189V178H188V179L186 178L187 181H185V180H186L185 177H187ZM190 176H191V175H190ZM190 176H189V177H190ZM192 176H194V175H192ZM192 176H191L190 181H192V178H193ZM195 176H194V177H195ZM204 176H205V174H204L202 177H201V176H199V177H201L200 179H202V178L204 179V178H205ZM218 176H219V177H218ZM220 176H222V177H220ZM249 176H250V175H249ZM252 176H253V174H252ZM256 176H257V174H256ZM262 176H263V175H261V177H262ZM30 177H31V176H30ZM36 177H37V176H36ZM45 177H46V176H45ZM49 177H50V176H49ZM61 177H62V176H61ZM63 177H64V176H63ZM74 177H75V176H74ZM95 177H94V178H95ZM98 177H96L97 180L100 179V178H98ZM168 177H170V176H168ZM172 177H175L174 174H173ZM199 177H198V178H199ZM208 177H209V176H208ZM210 177H209V178H210ZM216 177L218 178L217 180H215ZM225 177H226V178H225ZM237 177H238V176H237ZM244 177H245V176H244ZM244 177H243V178H244ZM253 177H255V176H253ZM261 177H255V178H256V180H259V181H260L261 179H259V178H261ZM13 178H14V176H13ZM43 178H44V177H43ZM51 178H52V177H51ZM72 178H73V177H72ZM78 178H83V177L80 176V177H78ZM78 178L76 177V179H74V180H75V181H76V180L78 181ZM84 178H85V176H84ZM149 178H150V177H149ZM156 178H157V177H156ZM160 178H161V180L163 179L162 177H160ZM181 178H180V179H181ZM198 178H197V179H198ZM221 178H222V181H220ZM247 178H248V177H247ZM257 178H258V179H257ZM20 179H21V177L19 178V180H18V179H17V180L21 182ZM22 179H23V178H22ZM29 179H30V178L28 177V179H27L26 181L28 182ZM38 179H39V178H38ZM46 179H47V178H46ZM52 179H53V178H52ZM64 179H66V181H67V178H64ZM70 179H71V178H70ZM90 179H92V178H90ZM96 179L93 180V181H97ZM113 179L110 178L111 181H113ZM119 179H120V178H119ZM140 179H141V178H140ZM153 179H154V178H153ZM170 179H171V178H170ZM180 179H179V180H180ZM194 179H195V178H193V180H194ZM200 179H199V181H201ZM231 179H232V180H231ZM263 179H264V178L262 177V180H263ZM56 180H57V179H56ZM68 180H69V179H68ZM122 180H123V179H122ZM137 180H138V179L136 178V181H137ZM147 180H148V179H146V181H147ZM158 180H159V179H158ZM158 180L156 179L155 181H158ZM175 180H176V178H175ZM175 180H174V181H175ZM205 180L208 181V178H206ZM205 180H203L204 182H202V185H205V184H204V183L206 182ZM244 180H245V181H243V182H244V185H246V179H244ZM23 181H24V180H23ZM31 181H32V179H31ZM48 181H49V180H48ZM61 181H62V180H61ZM61 181H60V182H61ZM63 181H64V180H63ZM77 181H76V182H77ZM89 181H90V180H89ZM89 181H88V182H89ZM100 181H101V180H100ZM134 181H135V179H134ZM134 181H133V182H134ZM138 181H139V180H138ZM138 181H137V182H138ZM181 181H182V179H181ZM181 181H180V182H181ZM194 181H196V179H195ZM197 181H198V180H197ZM197 181H196V182H197ZM199 181H198L197 183H196V182L194 183V184H195V185H194V186H195V189H196V190H197L198 188H200V189H205V188H202L201 182L199 183ZM235 181H236V182H235ZM235 181H234V184H235V188H236V190L234 191V189H235L234 186H233L234 189L232 188L234 192H236L239 188H241V187L237 188V186H238V185L236 184V183H237V180L235 179ZM248 181H249V180H247V183H249ZM20 182L17 183V185L19 184L18 187L22 184V183H20ZM32 182H34V181H32ZM37 182H40V181L37 180V181H36V184H37ZM52 182H53V181H52ZM64 182H65V181H64ZM70 182H71V180H70ZM76 182H75V183H76ZM88 182H87V183H88ZM123 182H124V181H123ZM126 182H127V181H126ZM126 182H124V183H126ZM129 182H130V181H128L127 183H129ZM139 182H140V181H139ZM139 182H138V183H139ZM153 182H154V181H153ZM161 182H163V181H160V183H161ZM164 182H165V181H164ZM169 182H171V181H169ZM176 182H177V181H176ZM178 182H179V181H178ZM184 182H182L181 184H183V187H185V188L187 189V186H184ZM225 182H222L223 184H222L221 186L225 185V184H224ZM238 182H239V181H238ZM240 182H241V181H240ZM260 182H261V181H260ZM3 183H4V184H3V185H4V189H6V188L8 187V188L6 189V191H7V190L9 189L10 185H8V186L5 188V186H6L5 184H7V182L5 183V182L3 181ZM49 183H50L49 185H52L51 181H50ZM89 183H90V182H89ZM94 183H95V182H94ZM100 183H102V182H100ZM100 183L97 182V185L99 186V187H98L99 190H100V188H102V187H100V185H102V184H100ZM160 183L158 184V186H160V185L162 184V183H161V184H160ZM210 183H212V182H210ZM210 183H209V184H210ZM213 183H212L211 185H212V186H213V185L215 186V184H213ZM254 183H255V181H254ZM256 183H257V181H256ZM0 184H2L1 181H0ZM23 184H24V182H23ZM30 184H32V183H30ZM39 184H40V183H39ZM58 184H60V183H58ZM58 184H57L56 186H58ZM79 184H81V183L79 182ZM91 184H92V183H91ZM91 184H90V186H91ZM105 184H107V183H104V186L106 187ZM132 184H133V183H132ZM154 184H155V182H154ZM169 184H171V183H169ZM174 184H175V183H174ZM3 185H2V187H3ZM17 185H16V186H17ZM32 185H33V184H32ZM40 185H41V184H40ZM43 185L45 186V189H46L45 182H44ZM54 185H55V182H54ZM64 185H66V184L64 183L63 186H64ZM67 185H68V184H67ZM87 185H88V184H87ZM87 185H86V187H87ZM107 185H109V183H108ZM152 185H153V184H152ZM162 185H163V184H162ZM164 185H165V184H164ZM171 185H172V184H171ZM190 185L193 186V183H191ZM206 185H207V183H206ZM232 185H233V183H232V184L230 183V184L227 185V186L230 187V186H232ZM236 185H237V186H236ZM247 185H248V184H247ZM250 185L252 186V184H250ZM253 185H254V184H253ZM258 185H259V184H255L254 186H252V187L250 188L251 191H252V189L254 190V188H255L254 191L257 193L258 191H257L256 187H257ZM260 185H261V184H260ZM16 186H15V188H14V190H13V187H14V184H13V187H11V189H9V191L13 190V193H12V191H11V193L13 194V196H12V198L9 197V198H10V201L12 200V201H11L12 204L10 203V201H8V203H10V206H9V205L7 206V208H8V207H11V208H10V209H11L10 212H11V211H12V213L14 212V213H13L14 215H15L16 212L18 211V209H17V208H18V206H17V205H18V204H17L18 201H16V199L19 200V198H15L16 195H14V192L16 193V190L18 191V189H16ZM29 186H30V185H29ZM33 186H34V185H33ZM37 186H38V184H37L35 187H37ZM90 186L88 185V187H90ZM92 186L94 187V184H93ZM95 186H96V185H95ZM104 186H103V187H104ZM128 186H129V185H128ZM128 186H127V187H128ZM133 186H135V185H133ZM138 186H139V185H138ZM149 186H150V185H149ZM158 186H157V187H158ZM191 186H190V187H191ZM227 186H226V187H227ZM240 186H241V185H240ZM18 187H17V188H18ZM22 187H23V186H22ZM61 187H62V186H61ZM70 187H71V186H70ZM86 187L83 188V189H85V190L87 189V190H88L89 188H86ZM118 187H119V186H118ZM120 187H121V186H120ZM120 187H119V188H120ZM127 187H126V188H127ZM150 187H151V186H150ZM155 187H156V186H155ZM177 187H178V186H177ZM196 187H197V188H196ZM205 187H206V186H205ZM208 187H209V186H208ZM210 187H211V186H210ZM219 187H220V186H219ZM219 187H218V188H219ZM223 187H224V186H223ZM223 187H221V189H222V190H223V189L226 190V188H225V187L223 188ZM253 187H254V188H253ZM42 188H43V187H42ZM53 188H54V186H53ZM66 188H67V187H66ZM72 188H73V187H71V189H72ZM75 188H76V187H75ZM108 188H109V187H108ZM122 188H124V187H122ZM146 188H149V187L146 186ZM159 188H160V187H159ZM206 188H207V187H206ZM247 188H248V186H247ZM48 189H49V188H48ZM57 189H58V188H57ZM63 189H65V187H63ZM105 189H107V188H105ZM117 189H118V188H117ZM174 189H175V188H173V190H174ZM177 189H178V188H177ZM192 189H193V187L190 188V190H192ZM195 189H194V190H195ZM214 189L217 190L216 188H213V190H211V193L213 194V192H214L215 194L217 193L216 195H218V192H217V191H219L220 188H219V190H217V191H214ZM232 189L229 188V190H231V191H232ZM241 189H242V188H241ZM245 189H246V188H245ZM248 189H249V188H248ZM22 190H23V188H22ZM35 190H36V188H35ZM50 190H53V189H50ZM50 190H49L48 192H50ZM54 190L57 191L56 189H54ZM68 190H69V189H68ZM68 190H67V191H68ZM73 190H74V189H73ZM95 190H96V189H95ZM99 190H98V191H99ZM103 190H104V189H103ZM120 190H121V189H120ZM127 190H128V189H127ZM130 190H131V189L129 188V191H130ZM152 190H153V189H152ZM154 190H155V189H154ZM161 190H164V189H161ZM161 190H159L160 192H159V191H158V192L156 191V192L159 194V193H161ZM167 190H168V189H167ZM179 190L182 192V191L184 190V188H181V189H179ZM179 190H178V192H179ZM196 190H195V191H196ZM222 190H220L221 193H222ZM225 190H223V191H225ZM243 190H244V189H243ZM243 190H242V192H243ZM45 191H46V190H45ZM79 191H80V189H77V193H78V194H80ZM83 191H84V190H83ZM91 191H92V190H91ZM91 191H90V192H91ZM100 191H101V190H100ZM100 191H99V192H100ZM104 191H107V190H104ZM104 191H102V192H103V195H104V194L106 195V192L104 193ZM137 191L139 192L138 188H137ZM144 191H146V189H145ZM147 191H148V190H147ZM168 191H169V190H168ZM168 191H167V192H168ZM170 191H171V190H170ZM186 191H187V190H186ZM186 191H185V194H186ZM195 191H194V193H195ZM198 191H199V192H198ZM198 191L196 192V195L199 193V194H200V197H198V199L195 198L196 201H197V200L199 201V199L201 198V196H202V199H203V197H204L203 195H205V194H203L204 191H202V195H201V193H200V190H198ZM212 191H213V192H212ZM227 191H228V190H227ZM246 191H247V189H246ZM19 192L22 193V191H18V193H19ZM40 192L42 193V190H41ZM59 192H60V191L58 190V193H59ZM64 192H66V190H65ZM93 192H94V191H93ZM102 192H101V193H102ZM112 192H113V191H112ZM118 192H119V191H118ZM125 192H127V191H125ZM141 192H143V191H141ZM171 192H172V191H171ZM171 192H170V193H171ZM181 192H180V194H181ZM188 192H189V191H188ZM192 192H193V191H192ZM244 192H245V191H244ZM255 192H254V195H255ZM5 193H6V192H5ZM21 193H20V194H21ZM31 193H32V191H31ZM41 193L38 192V193H36V194L38 195V194H41ZM46 193H47V192H46ZM52 193H54V191H53ZM52 193H51V195H52ZM81 193H82V192H81ZM113 193H114V192H113ZM147 193H149V192H147ZM182 193H183V192H182ZM194 193H193V195L195 196ZM239 193H240V192H239ZM251 193H252V192H251ZM36 194H35V195H36ZM62 194H64V193L62 192L61 195H62ZM65 194H67V193H65ZM65 194H64V195H65ZM87 194H89V192H88ZM129 194H130V193H129ZM138 194H139V193H138ZM138 194H135V195H138ZM143 194H145V192H143ZM176 194H178V193H176ZM183 194H184V193H183ZM209 194H210V192H209ZM215 194H213V195H215ZM228 194H229V193H228ZM237 194H238V192H237ZM241 194H242V193H241ZM245 194L247 195V193H245ZM249 194H250V193H249ZM262 194H263V193H262ZM7 195H8V194H6V197H8ZM82 195H84V194H82ZM85 195H86V194H85ZM85 195H84V196H85ZM92 195H93V193H92ZM98 195L100 196V193H99ZM101 195H102V194H101ZM108 195H110V193H108L107 196H108ZM112 195H114V194H112ZM115 195H116V194H115ZM127 195H128V194H127ZM127 195H125V194L120 195L121 200H124V199L122 198V196H127ZM133 195H134V194H133ZM133 195H132V197H133ZM140 195H141V194H140ZM170 195H171V194H170ZM190 195H191V197L193 196L192 193H191V191H190V194L188 195L189 197H187L188 199H187L186 201L188 202V200H189V201H191V202H194V201L191 200L192 198L190 199ZM206 195H207V193H206ZM213 195H212V196H213ZM216 195H215V196H216ZM246 195H245V196H246ZM256 195H259V194H256ZM23 196H25V195H21V197H20L21 200H19V201L25 203V201H23V199H24V200H28V199H30L29 193H28V195H26V196H29V198H28V197L26 198V196H25V198H26V199H25ZM42 196H43V195H42ZM62 196H63V195H62ZM62 196H61V198H62ZM72 196H73V195H72ZM72 196H71V197H72ZM78 196H79V195H78ZM99 196L96 195V198L99 197ZM162 196H163V195H162ZM175 196H176V195H175ZM215 196H213L212 199H214ZM219 196H220V195H219ZM250 196H251V195H250ZM252 196H253V194H252ZM259 196H260V195H259ZM1 197H2V196H1ZM1 197H0V200H1V199H3V200L5 199V198H1ZM37 197H38V196H37ZM44 197H45V196H44ZM110 197H112V196L110 195ZM115 197H116V196H115ZM127 197H129V196H127ZM146 197H147V196H146ZM167 197H168V196H167ZM185 197H186V196H185ZM195 197H196V196H195ZM225 197H226V196H225ZM234 197H235V196H234ZM261 197H262V196H261ZM261 197H260V198H261ZM9 198H7V199H9ZM54 198H55V197H54ZM56 198H57V197H56ZM56 198H55V199H56ZM63 198H64V197H63ZM68 198H69V196H68ZM108 198H109V197H108ZM108 198H107V199H108ZM112 198H113V197H112ZM117 198H118V197H117ZM125 198H126V197H125ZM138 198H139V197H138ZM169 198H171V197H169ZM169 198H167V199H169ZM193 198H194V197H193ZM206 198H207V197L205 196V199H203L202 201H199V203L202 204V202L205 200V202H203V204L206 203L207 206H208V203L210 204V202H208ZM221 198H222V197H221ZM228 198H229V197H228ZM249 198H250V197H249ZM255 198H256V197H255ZM257 198H258V196H257ZM13 199L15 200V202H14ZM70 199H72V198H70ZM86 199H87V198H86ZM91 199H93V197H92ZM102 199H103V196H102ZM118 199H120V198H118ZM142 199H143V198H142ZM177 199H178V198H177ZM181 199H182V198H181ZM181 199H180V200H181ZM184 199H185V198H184ZM223 199H224V196H223L222 200H223ZM263 199H264V197H263ZM42 200H43V199H42ZM59 200H60V199H59ZM59 200H58V201H59ZM63 200H64V199H63ZM121 200H120V201H121ZM126 200H127V199H126ZM224 200H225V199H224ZM226 200H227V199H226ZM229 200H230V199H229ZM231 200H232V199H231ZM237 200H238V199H237ZM251 200H252V199H251ZM257 200H258V199H257ZM259 200H260V199H259ZM261 200H262V199H261ZM44 201H45V198H44ZM49 201H51V199H50ZM54 201H56V200H54ZM54 201H53V202H54ZM61 201H62V200H61ZM72 201H73L74 203L76 202L75 204H77L78 208H79L80 206H84V205L87 206V207L89 206V204H88V205H87V204L81 205L82 203H80V201L78 200V201H79L78 203H80V205H79V204L77 203V199H76V200H72ZM87 201H89V200L87 199ZM91 201H93V200H91ZM99 201L101 202L102 200L100 199ZM120 201H119V202H120ZM136 201H137V199H136L135 201H133V202H136ZM140 201L142 202V200H140ZM140 201H137V203H139V206H140V207H139V206H138V207L135 206L134 208H132V210L135 209V212L137 211L138 208H141V204H140L141 202H140ZM147 201H148V200H147ZM160 201H161V200H160ZM160 201H159V204L161 203ZM174 201H175V200H174ZM177 201H178V200H177ZM196 201H195V202H196ZM0 202H2V201H0ZM16 202H17V203H16ZM66 202H68V201H66ZM70 202H71V201H70ZM97 202H98V200H97ZM100 202H99V203H100ZM103 202H104V201H103ZM125 202H126V201H125ZM125 202H124V203H125ZM130 202H132V201H130ZM133 202H132V203H133ZM162 202H163V200H162ZM175 202H176V201H175ZM224 202H225V201H224ZM230 202H232V201H230ZM259 202H261V201H259ZM14 203H16V204L13 205ZM32 203H33V202H32ZM32 203H31V205H32ZM49 203H50V202H49ZM83 203H86V202H83ZM93 203H94V201H93ZM104 203H105V202H104ZM120 203H121V202H120ZM126 203H127V202H126ZM145 203H146V202H145ZM163 203H164V202H163ZM217 203H218V202L216 201L215 204H217ZM225 203H226V202H225ZM234 203H236V201H235ZM234 203H233V204H234ZM238 203H239V202H238ZM254 203H255V205H256V202H254ZM254 203H252V204L254 205ZM0 204H1V203H0ZM2 204H3V203H2ZM29 204H30V203H29ZM34 204H35V203H33V205H34ZM51 204H52V203H51ZM70 204H72V203H70ZM75 204H73V205H75ZM91 204H92V203H91ZM106 204H107V203H106ZM112 204H113V203H112ZM122 204H123V202H122ZM134 204H136V203H134ZM142 204H143V203H142ZM154 204H155V203H154ZM165 204H166V203H165ZM191 204H193L192 207H198V206L196 205V203H195V204H194V203H191ZM203 204H202V205H203ZM236 204H237V203H236ZM262 204H263V203H262ZM262 204H261V205H262ZM12 205H13V206H12ZM45 205L47 206V205H49V204H45ZM59 205H60V204H59ZM64 205H66V204H64ZM64 205H62V206H64ZM104 205H105V204H104ZM131 205H132V204H131ZM194 205H196V206H194ZM204 205H205V204H204ZM204 205H203V206H204ZM213 205H214V204H211V207L208 206L209 208H211V209H209V210H211V211H210L209 213H207V214H209V217H210V218L212 217V219H214V217H215V213H216V212L213 213L212 211H215V210H216L217 212H220V214H221L222 216H225V215H224V210H223V211H222V210H221V211L218 210V209L221 208V207H219V208H217V209L214 208V209H215V210H214L212 207H214L215 205H214V206H213ZM218 205H219V204H218ZM244 205H245V204H244ZM249 205H250V204H249ZM255 205H254V206H255ZM39 206H41V205H39ZM60 206H61V205H60ZM230 206H231V205H230ZM234 206H235V205H234ZM242 206H243V205H242ZM247 206H248V205H247ZM14 207H15V208H14ZM26 207H27V206H26ZM29 207H30V206H28L27 208H29ZM44 207H45V206H44ZM49 207H50V206H49ZM56 207L58 208V206H56ZM64 207H65V206H64ZM101 207H102V205L99 206L98 208H101ZM105 207H106V205H105ZM110 207H111V206H110ZM125 207H126V206H125ZM128 207H129V206H128ZM142 207H143L142 209L144 210V206H142ZM208 207L205 208L206 212H208V211H207V210H208V209H207ZM216 207H217V206H216ZM250 207H251V205L249 206V208H250ZM12 208H14L13 210H15L16 212L13 211ZM32 208L34 209L33 206H32ZM36 208H37V207H36ZM36 208H35V209H36ZM40 208H43V207H40ZM40 208H39V209H40ZM46 208H48V207H46ZM96 208H97V207H96ZM126 208H127V207H126ZM156 208L158 209V207H156ZM159 208H160V207H159ZM181 208H182V207H181ZM202 208H203V207H202ZM202 208L200 207L201 210H202ZM223 208H224V207H223ZM233 208H234V207H233ZM244 208H246V206H245ZM252 208H253V207H252ZM257 208H258V210L261 209L260 207H257ZM39 209H38V211H39ZM74 209H75V208H74ZM93 209H94V208H93ZM102 209H104V207H103ZM116 209H117V207H116ZM146 209H147V208H146ZM192 209H193V208H192ZM197 209H198V208H197ZM200 209H199V211H200ZM212 209H213V210H212ZM239 209H240V206H239ZM255 209H256V207H255ZM36 210H37V209H36ZM36 210H35V211H36ZM58 210H60V209H58ZM99 210H101V209H99ZM121 210H122V209H121ZM126 210H128V208H127ZM126 210H125V212H127ZM143 210H141V211H143ZM178 210H179V209H178ZM228 210H229V209H228ZM228 210H227V211H228ZM240 210H243V209H240ZM263 210H264V208H263ZM21 211H22V210H20V213H21ZM32 211H33V210H32ZM32 211H31V212H32ZM46 211H47V210H46ZM46 211L44 210L45 213H46ZM48 211H49V210H48ZM87 211H88V210H87ZM97 211H98V210H97ZM107 211H108V210H107ZM109 211H112V210L110 209ZM119 211H120V210H119ZM128 211H129V210H128ZM196 211H197V210H196ZM199 211H197V214H196V212H195V210H194V212H195L194 215H195V216L192 215V218H193V217H197L199 214L203 213V212H201V213L198 214ZM229 211H230V210H229ZM4 212H5V211H4ZM50 212H51V210H50L48 213H50ZM53 212H54V210H53ZM59 212H60V211H58V213H59ZM76 212H77V211H76ZM78 212H79V210H78ZM89 212H90V211H89ZM94 212H95V211H94ZM112 212H113V211H112ZM125 212L123 211V214H124ZM133 212H134V211H133ZM135 212H134V213H135ZM137 212H138V211H137ZM211 212H212V216H211ZM221 212H222V213H221ZM252 212H253V211H252ZM254 212H256V211H254ZM254 212H253V214H254ZM262 212H264V211H262ZM262 212H260V213H262ZM8 213H9V212H8ZM26 213H27V211H26ZM28 213H30V211H28ZM71 213H72V212H71ZM80 213H81V211H80ZM105 213H106V212H105ZM143 213H144V211H143ZM230 213H231V212H230ZM17 214H18V213H17ZM17 214H16L15 216H18ZM21 214H24V213H21ZM34 214H36V213H34ZM34 214H33V215H34ZM56 214H57V213H56ZM56 214L54 215L55 217H56L57 215H59V214H57V215H56ZM64 214H65V213H64ZM67 214H68V213H67ZM88 214H89V213H87L86 215L89 217ZM113 214H114V213H113ZM113 214H112V215H113ZM116 214H117V212H116ZM123 214H122L121 216H123ZM126 214H131V213H130V211H129L128 213H125V215H126ZM177 214H178V213H177ZM203 214H204V213H203ZM207 214H206V215H207ZM233 214H234V213H233ZM263 214H264V213H263ZM30 215H32V214L30 213ZM33 215L31 216L32 218H33ZM36 215H37V214H36ZM38 215H39V214H38ZM47 215H48V214H47ZM68 215H69V214H68ZM68 215H67V216H68ZM72 215H73V214H72ZM76 215H77V214H76ZM90 215H91V214H90ZM102 215L105 216L104 214H101V216H102ZM125 215H124V216H125ZM213 215H214V217H213ZM216 215H217V214H216ZM221 215L218 214V215L216 216L217 218L215 217L214 220H215L217 223H218L219 221H221V219H220V218L222 217ZM254 215H255V214H254ZM28 216H29V215L27 214V217H28ZM70 216H71V215H70ZM70 216H69V217H70ZM92 216H93V214H92ZM121 216H120V217H121ZM139 216H140V215H139ZM145 216H146V215H145ZM154 216H155V215H154ZM154 216H153V217H154ZM157 216H158V215H157ZM199 216H200V215H199ZM219 216H220V217H219ZM9 217H11V216H9ZM24 217H26V215H25ZM61 217H62V215H61ZM69 217H68V218H69ZM81 217H83V215H82ZM88 217H87V218H88ZM97 217H98V216H97ZM97 217H96V218H97ZM99 217H100V215H99ZM99 217H98L97 219H95L94 221L98 220ZM146 217H147V216H146ZM146 217H145V218H146ZM150 217L153 218L152 216H150ZM155 217H156V216H155ZM17 218H18V217H17ZM32 218H31V219H32ZM35 218H36V217H35ZM35 218H34V220H35ZM48 218H49V217H48ZM56 218L59 219V216H57ZM63 218H64V217H63ZM63 218H62V219H63ZM78 218H79V215H78ZM89 218H90V217H89ZM91 218H92V217H91ZM102 218H103V217H102ZM108 218H109V217H107V219H108ZM117 218H118V217H117ZM121 218H123V217H121ZM142 218H143V215H142ZM148 218H149V217H148ZM158 218H159V216H158ZM201 218L203 219V216H202V217L200 216L199 219H201ZM204 218H206L205 214H204ZM210 218H209V219H208V218L203 219V220H204L203 222H202L201 220H199V219H198V220L201 221L202 224H201V223H200V224L204 226L205 224H206V225L208 224V222L210 221ZM25 219H27V218H25ZM25 219H24V220H25ZM49 219H50V218H49ZM49 219H48V220H49ZM54 219H55V218H54ZM60 219H61V218H60ZM81 219H82V218H81ZM100 219H101V218H100ZM114 219H116V217H115ZM114 219H113V220H114ZM138 219H139V218H138ZM156 219H157V218H156ZM207 219L209 220L208 222L206 221ZM212 219H211V221H212ZM217 219H218V220H217ZM0 220H1V219H0ZM4 220H5V219H4ZM45 220H46V217H45ZM65 220H66V219H65ZM69 220H70V219H69ZM71 220H72V219H71ZM76 220H77V219H76ZM101 220H102V219H101ZM103 220H104V218H103ZM118 220H119V219H118ZM118 220H117V221H118ZM123 220H124V218H123ZM123 220H122V221H123ZM131 220H132V219H130V221H131ZM158 220H159V219H158ZM198 220H196V219L194 218L193 221H196V223L198 222L197 225H200ZM214 220H213L212 222L216 223ZM12 221H14V220H12ZM16 221H17V220H16ZM40 221H41V220H40ZM42 221H43V220H42ZM66 221H67V220H66ZM78 221H79V220H78ZM80 221H81V220H80ZM82 221H83V220H82ZM90 221H93V219L90 220ZM94 221H93V222H94ZM105 221H106V220H105ZM125 221H126V220H125ZM130 221H129V222H130ZM133 221H134V220H132V222H133ZM135 221H137V220H135ZM135 221H134V222H135ZM151 221L153 222V220H150V222H151ZM205 221H206V222H205ZM252 221H253V220H252ZM262 221H263V220H262ZM262 221H261V222H262ZM4 222H5V221H4ZM4 222H3V223H4ZM14 222H15V221H14ZM20 222H23V221H20ZM26 222H28V221L26 220ZM29 222H30V221H29ZM45 222H47V221H45ZM51 222H52V220H51ZM63 222H64V221H63ZM93 222H92V223H93ZM101 222H102V221H101ZM101 222L98 220V224L100 223V225L102 224V226L106 225L104 222H103V223H101ZM114 222H115V221H114ZM114 222L112 223L111 226H113V227H118V225H116L117 223H116V222L114 223ZM118 222H121V221H118ZM162 222H163V220H162ZM165 222H167V221H165ZM171 222H172V221H171ZM174 222H175V221H174ZM190 222H191V221H189V223H190ZM212 222H211V223H212ZM0 223H1V222H0ZM15 223H16V222H15ZM41 223H42V222H41ZM55 223H58V222H55ZM59 223H61V222H59ZM64 223H65V222H64ZM81 223H82V222H81ZM86 223H87V222H86ZM96 223H97V221H96ZM96 223H95V224H94V223L92 224L94 229L96 228V227H94V226H96ZM142 223H143V222H142ZM148 223H149V222H148ZM175 223H176V222H175ZM196 223H195V224H196ZM203 223H204V224H203ZM1 224H2V223H1ZM30 224H33V220H32V223L30 222ZM39 224H40V223H39ZM47 224H49V223L47 222ZM69 224H72V223H69ZM83 224H84V223H83ZM98 224H97V225H98ZM110 224H111V223H110ZM119 224H123V223H119ZM144 224H145V223H144ZM161 224H162V223H161ZM165 224H166V223H165ZM176 224H177V223H176ZM176 224H175V225H176ZM178 224H180V223H178ZM3 225H4V224H3ZM3 225H2V226H3ZM6 225H7V224H6ZM23 225H24V224H23ZM43 225H44V223H43ZM57 225H58V224H57ZM57 225H56V226H57ZM115 225H116V226H115ZM126 225H129V223H127V224L125 223V226H126ZM134 225H135V224H134ZM136 225H137V224H136ZM142 225H143V224H142ZM175 225H174V227H175ZM190 225H192V224H190ZM193 225H194V223H193ZM201 225H200V226H201ZM206 225H205V226H206ZM214 225H215V224H214ZM216 225H218V224H216ZM16 226H18V225H16ZM16 226H14V227H16ZM50 226H51V225H50ZM59 226H60V225H59ZM59 226H58V227H59ZM61 226H62V225H61ZM63 226H65V225L63 224ZM68 226H69V225H68ZM71 226H72V225H71ZM76 226H79V225L77 224ZM88 226H89V224H88ZM90 226H91V225H90ZM90 226H89V227H90ZM98 226H99V225H98ZM102 226H101L100 230L102 229ZM108 226H110V225H108ZM111 226H110V227H111ZM150 226H151V223H150ZM161 226H162V225H161ZM161 226H160V227L158 226L159 229L162 228V227H164L165 225H163L162 227H161ZM176 226H177V225H176ZM208 226L210 227V223L208 224ZM208 226H207V227H208ZM263 226H264V225H263ZM81 227H82V226H81ZM113 227H111V228H113ZM127 227H128V226H127ZM131 227H133V226H131ZM146 227H147V226H145V228H146ZM155 227H157V226L155 225ZM158 227H157V229H158ZM166 227H167V226H166ZM166 227H164V228L167 229L168 227H167V228H166ZM171 227H172V226H171ZM178 227H179V226H178ZM188 227H189V226H186L185 229H187ZM193 227H194V226H193ZM209 227H208V229H209ZM16 228H17V227H16ZM21 228H23L22 225H21ZM24 228H27V227L24 225ZM41 228H42V226H41ZM43 228H44V227H43ZM43 228H42V229H43ZM46 228H47V227H46ZM63 228H64V227H63ZM73 228H74V227H72V228H70V229H73ZM76 228H77V227H76ZM129 228H130V227H129ZM136 228H137V227H135V228H133V229H136ZM145 228H144V229H145ZM150 228H151V227H149V229H150ZM164 228H162V230L160 229L161 231L158 232L159 235H160V233H161V236H162V235L164 236V234L167 232L168 229L165 230L166 232L164 233ZM194 228L196 229V227H194ZM4 229H6V228H4ZM14 229H15V228H14ZM14 229H13V230H14ZM27 229H28V228H27ZM27 229H26V230H27ZM55 229H56V228H54L53 230H55ZM94 229H93V232L95 231ZM103 229H104V228H103ZM115 229H116V228H114L113 230H115ZM118 229H121V228L118 227L117 230H118ZM123 229H124V228H123ZM126 229H127V228H126ZM126 229H125V231H126ZM130 229H131V228H130ZM130 229H129V230H130ZM133 229H131V230H133ZM140 229H141V227H140ZM154 229H155V228H154ZM157 229H156V230H157ZM159 229H158V231H159ZM176 229H178V228H176ZM191 229L194 230L192 227H190V230L187 229V230H186L187 232H186L185 230H181V231H183V232L185 231V232H184V233H185V234H184L185 237L182 236V234H181V237H183V239L180 238V237H179V238H180V240H182V241H184V242H181V241L179 242V238H178V239L176 238V239L178 240V241H177V240H176V241L179 243V244H178V243L176 242V244H178V245L180 246V247H179L178 245H177V246L175 245L176 248L179 247L178 250H181V248L184 249V248H186V247L196 248V247L198 246V244H199V247H200V246H201V245H200L201 243L204 245V247H206V246L208 245V244L206 245V243H203V241L206 240L205 238H204L205 240H202V239H201V241L199 240L202 236H204V237H205V235L211 236V235H209V234H206L207 231H205V230H203V229H200L201 231H200V230H198V231H197V230L194 231L195 233H198V232H199L198 235L202 234L201 236L196 235L197 237L194 236L193 240H189L190 242H189L188 240H186V241H188V242H186L184 238H186V236H188L187 233H188L189 231L191 232ZM198 229H199V228H198ZM213 229H214V228H213ZM213 229H211V227H210L209 231H210V230H213ZM252 229H253V228H252ZM20 230H21V229H20ZM20 230H19V231H20ZM37 230H39V229H37ZM44 230H45V229H44ZM44 230H43V232L46 233L47 230H46V231H44ZM53 230H52V232H53ZM56 230H57V229H56ZM61 230H62V229H61ZM91 230H92V228H90L89 231H91ZM100 230H99V231H100ZM111 230H112V229H111ZM111 230H110V228L108 227V231H111ZM169 230H170V229H169ZM202 230H203V232H202ZM1 231H2V230H1ZM14 231H15V232H12V233H17L16 230H14ZM24 231H25V230H24ZM24 231H23V233H19V232H18L17 234H23V235H24ZM34 231H35V230H34ZM48 231H49V232H48ZM48 231H47L48 233H51L50 230H48ZM74 231H75V230H74ZM87 231H88V229H87ZM99 231L97 232V230H96V231H95L96 233L94 232V233H92L91 235L93 236V235L95 234L96 236H99V235H98ZM115 231H116V230H115ZM121 231H122V230H121ZM121 231H120V232H121ZM136 231H138V230H136ZM136 231H135V232H136ZM139 231H140V230H139ZM213 231H214V230H213ZM213 231H212V232H213ZM20 232H21V231H20ZM39 232H40V231H39ZM41 232H42V231H41ZM54 232L56 233V231H54ZM64 232H66V231H64ZM67 232H68V231H67ZM69 232H70V231H69ZM69 232H68V234H69V235L71 234L70 236H74V235H75V234L73 235V233H74L73 231H72L73 233H72V232L69 233ZM75 232H76V231H75ZM85 232H86V231H85ZM123 232H124V231H123ZM135 232H134V233H135ZM140 232H141V231H140ZM140 232H139V233H140ZM149 232H152V231H149ZM155 232H156V231H154V232L151 233V234L154 233V236H153V235L149 234L148 231H147V232L145 231V233H147L148 235L146 234L147 236H145V237H144V235H143V238H142V239L144 240V242H142L143 240L140 239V240H142V241H141L139 244H136L137 247L135 248L137 251H138V250H139V251L141 250L142 252H144V254H148V253L150 254L151 252H152V254H154V256L152 255L153 257H152V256H148V257H150V258L152 257V258H151L152 261L149 260L150 258H149V259H148V257L146 258L147 261L149 260V261H148L149 264H154V263H155V264H157V263H158V264H161L160 262H163V259L166 260V259H167V258H166L167 256L164 257L165 254L163 255L164 252H162V251H164L166 247L169 249V246L171 245V244L169 243L170 241H167V242H165V243H163V244L167 245L166 243H168V244H170V245H168V246H166V247H164L165 245H162L163 248L160 247V246H161V245H160V242H159V240H156V238H157V237H158V238H161V236L159 237L158 233L155 234ZM162 232H163V233H162ZM172 232H173V236H174V234H175L174 229H172ZM178 232H180V231L178 230ZM201 232H202V233H201ZM204 232H205V233H204ZM214 232L217 233L216 230H215ZM214 232H213V233H214ZM253 232H255V231L253 230ZM259 232H260V231H259ZM25 233H27V232H25ZM55 233H54V234H55ZM113 233H114L115 235L112 236V237H115V236H116V233H115V232H113ZM124 233H126V232H124ZM137 233H138V232H137ZM195 233H194V234H195ZM207 233H208V232H207ZM209 233H210V232H209ZM38 234H39V233H38ZM56 234H60V236L64 235V234L61 235V231H60V230H59V232L56 233ZM56 234H55V235H56ZM77 234H78V237L80 236L79 238L76 236ZM81 234H82V235H81ZM81 234L76 233V235H75L76 238H75V237H74V238H75V239L78 238L77 240H78V241H81V240L85 237V236H83V233H81ZM110 234H111V233H110ZM110 234H109V235H110ZM117 234H118V233H117ZM120 234H121V233H120ZM143 234H144V233H143ZM167 234H168V233H167ZM167 234H166V235H167ZM169 234H170V233H169ZM191 234H193V233L191 232ZM3 235H4V233H3ZM23 235H22V236L19 235L18 237H20V236L23 237ZM35 235H36V234H35ZM44 235H45V234L43 233V236H44ZM46 235H48V234H46ZM66 235H67V234H65V236H66ZM88 235H89V233H88ZM121 235H122V234H121ZM135 235H137V234H135ZM140 235H142V234H140ZM213 235H214V234H213ZM213 235H212V237H213ZM216 235H218V233H217ZM255 235H256V234H255ZM15 236H16V234H15ZM15 236L13 235V237H12V238L14 239V241H15ZM33 236H34V235H33ZM41 236H42V235H41ZM41 236H40V237H41ZM52 236H53V235H52ZM57 236H59V235H57ZM65 236H64V237H65ZM82 236H83V237H82ZM89 236H90V235H89ZM106 236H107V234H106ZM117 236H118V235H117ZM117 236H116V237H117ZM122 236H123V235H122ZM125 236H126V235H125ZM149 236H150V237H149ZM156 236H157V237H156ZM170 236H172V234H170ZM170 236H167V237L170 238ZM177 236H178V235H177ZM177 236H176V237H177ZM214 236H215V235H214ZM223 236H224V235H223ZM5 237H7V236H5ZM18 237L16 236L17 239H19ZM46 237H47V236H46ZM46 237H45V238H46ZM53 237H54V236H53ZM86 237H87V236H86ZM94 237H95V236H94ZM129 237H133V236H129ZM129 237H128V238L126 237V238H127V239H126L127 242H128V240H129ZM138 237H140V236H138ZM147 237H148V238H147ZM154 237H155V238H154ZM167 237H166V238H167ZM174 237H175V236H174ZM188 237H190V236H188ZM221 237H222V236H221ZM247 237H248V236H247ZM251 237H252V236H251ZM263 237H264V235H263ZM12 238H10L11 240H10L9 242H12V240H13ZM32 238H33V237H32ZM32 238H31V239H32ZM37 238H39V237H37ZM37 238H33V239L37 240ZM42 238H43V237H42ZM42 238H40V239H42ZM45 238H44V239H45ZM59 238H62V237H59ZM66 238H67V237H66ZM71 238H72V237H71ZM74 238H73V241H76ZM87 238H88V237H87ZM87 238H86V239H87ZM95 238H96V237H95ZM145 238H146V239H145ZM164 238H165V237H164ZM166 238H165V239H166ZM191 238H192V237H191ZM195 238H196V239H195ZM210 238H211V237H210ZM210 238H209V239H210ZM244 238H245V237H244ZM261 238H262V237H261ZM261 238H259L260 241H261ZM4 239H6V238H4ZM17 239H16V240H17ZM31 239L29 238V240L32 241V243H31L29 240H27L26 238H25L24 240H27V242H26L27 245L30 243V245L33 246V242H34V241L31 240ZM44 239H43V240H44ZM54 239H56V238H54ZM63 239H64V238H63ZM63 239H62V240H63ZM86 239H84V241H85ZM88 239H90V238H88ZM101 239H102V237H101ZM112 239L115 240L114 238H112ZM153 239H155L156 242H157V241L159 242V247H158V249H155V248H157V247H156L157 245L154 246V244H152V241H154ZM188 239H189V238H188ZM209 239H208V240H209ZM213 239H214V238H213ZM1 240H3V239H0V241H1ZM56 240H57V239H56ZM60 240H61V239H60ZM109 240H110V239H109ZM109 240H107V242H108ZM116 240H117L118 242H120L118 239H116ZM126 240H125V241H126ZM146 240H147V241H146ZM166 240H167V239H166ZM172 240H173V238H172ZM174 240H175V239H174ZM194 240H199V241H198V243L196 242L197 244H195V243H194V242H195ZM19 241H20V239H19ZM22 241H23V240H22ZM28 241H29V242H28ZM73 241H72V242H73ZM93 241H94V240H93ZM97 241L100 242V241H102V240H100V239H99V240H96L95 243H93L95 247H96V246H98V247L101 246V247H102V246L104 245L103 243H104L105 241H104L103 243L101 242L102 244H101V243L96 244ZM117 241H115V242H117ZM133 241H134V240H133ZM162 241H163V240H162ZM212 241H215V240H212ZM217 241H218V236H217V240H216L215 242H217ZM3 242H4V241H3ZM3 242H2V245L0 244V245H1V248H2V246H4ZM9 242H8V241L5 242V243H6V244H5V248H7L6 246L9 244ZM17 242H18V240H17ZM36 242H37V241H36ZM36 242H35V243H36ZM41 242H42V241H41ZM41 242H40V244H41ZM59 242H60V241H59ZM64 242H66V241L64 240ZM72 242H71V243H72ZM81 242H83V241H81ZM81 242H79V243L81 244ZM87 242H88V240L86 241V243H87ZM90 242H91V241H90ZM90 242H89V243H90ZM109 242H112V241H109ZM115 242H114V243H115ZM156 242H154V243H156ZM241 242H242V241H241ZM241 242H240V243H241ZM255 242H256V241H255ZM257 242H259V240H257ZM0 243H1V242H0ZM7 243H8V244H7ZM48 243H50V242H48ZM53 243L55 244V241L52 242V244H53ZM68 243H69V242H68ZM74 243H75V245H76V244H79V243H77V242H73V245H74ZM114 243H113V245L116 246V244H114ZM135 243H136V241H135ZM135 243L133 242V244H135ZM188 243H189V244H188ZM191 243L194 244V245H192V246H196V247H191ZM259 243H260V242H259ZM15 244L22 245V244H20L19 242H18V243H15ZM24 244H25V242H24ZM24 244H23V245H24ZM26 244H25V245H26ZM38 244H39V243H38ZM80 244L78 245L79 247H80ZM95 244H96V245H95ZM105 244H107V243H105ZM110 244H111V243H110ZM117 244H119V243H117ZM130 244H131V243H130ZM130 244H129V245H130ZM133 244H131V245H133ZM174 244H175V243H174ZM217 244H218V243H216L215 246H216ZM247 244H248V243H247ZM9 245H10V244H9ZM12 245L15 246L14 244H12ZM27 245H26V246H27ZM30 245H28V246H30ZM35 245H36V244H35ZM46 245H47V244H46ZM50 245H51V244H50ZM50 245H49V246H50ZM67 245H68V244H67ZM70 245H72V244H70ZM73 245H72V246H73ZM75 245L73 246L74 248L77 247V246H75ZM81 245H83V244H81ZM86 245H87V244H85L84 247H88V246H86ZM90 245H91V243H90ZM90 245H89V246H90ZM119 245H120V244H119ZM136 245H134V246H136ZM203 245H202V247H203ZM211 245H213V244H211ZM41 246L43 247V244H41ZM61 246H62V245H61ZM64 246H65V245H63V248H62V249H64ZM72 246H71V251H70L71 253H72ZM94 246H93V247H94ZM110 246H111V245H110ZM110 246H109V248H110ZM115 246H114V247H115ZM120 246H121V245H120ZM224 246H225V245H224ZM224 246H223V247H224ZM245 246H246V245H245ZM245 246H244V247H245ZM254 246L256 247V244H255ZM47 247H48V246H47ZM51 247H52V246H51ZM59 247H60V246H59ZM66 247H67V246H66ZM81 247H82V246H81ZM81 247H80V248H81ZM112 247H113V246H112ZM112 247H111V249H112ZM122 247H123V246H122ZM130 247H132V246H130ZM207 247H208V246H207ZM207 247H206V249H209V250L212 248V247H211V248H207ZM209 247H210V246H209ZM230 247H231V246H230ZM247 247H249V246H247ZM10 248H11V247H10ZM19 248H20V247H19ZM30 248H31V247H30ZM30 248H29V249H30ZM48 248H49V247H48ZM48 248H47V250H48ZM77 248H78V247H77ZM80 248H79V249H80ZM99 248H100V247H99ZM120 248H121V247H120ZM159 248H161L160 250H162V249H164V250L160 251ZM167 248H166V249H167ZM214 248H215V247H213V249H214ZM226 248H228V246H227ZM31 249H32V248H31ZM40 249H41V248H39V251H40ZM67 249L69 250V247H67ZM90 249H91V247H90ZM102 249H103V248H101L100 250H102ZM115 249H116V248H115ZM121 249H122V248H121ZM128 249H129V248H128ZM130 249H131V248H130ZM132 249H133V248H132ZM132 249H131V250H132ZM168 249H167V250H168ZM183 249H182L181 252L184 251ZM222 249H223V248H222ZM237 249H238V248H237ZM252 249H253V251L255 250L254 247L252 248V246H251V247H250V250L252 251ZM259 249H260V248H259ZM6 250H7V249H6ZM10 250H11V249H10ZM20 250H21V249H20ZM45 250H46V249H45ZM88 250H89V249H88ZM91 250H92V249H91ZM93 250H94V249H93ZM118 250H120V249H118ZM122 250H123V249H122ZM131 250H128V251H131ZM172 250L174 251V249H172ZM172 250H171V251H172ZM187 250H188V249H187ZM187 250H186V251H187ZM189 250H190V249H189ZM193 250H194V249H193ZM193 250L191 249L190 253H188V254H190L189 256H195L194 259H195V258L197 259L198 257H203V256L198 255V254H200V253H197V250H194V252H193V253H195V254L197 253V255H195V254L192 255V251H193ZM225 250H226V249H225ZM225 250H222V251L224 252ZM242 250H243V248H242ZM1 251H2V250H1ZM33 251L36 252V249H34ZM33 251H32V252H33ZM62 251H63V250H62ZM75 251H76V250H74L73 253H75ZM83 251H86V249L83 250ZM115 251H116V250H115ZM132 251H133V250H132ZM186 251H185V253H186ZM214 251H215V250H214ZM233 251H234V250H233ZM253 251H252V252H253ZM259 251H260V250H259ZM262 251H263V250H262ZM15 252H16V251H15ZM42 252L44 253V251H42ZM48 252H49V250H48ZM65 252H66V250H65ZM67 252H68V251H67ZM67 252H66V253H67ZM76 252H78V251H76ZM79 252H80V251H79ZM89 252H90V251H89ZM91 252H92V251H91ZM103 252H105V251L103 250ZM112 252H113V251H112ZM133 252H135V251H133ZM181 252H180V253H181ZM187 252H188V251H187ZM226 252H227V255H228V254H229V253H228L229 251L226 250ZM16 253H17V252H16ZM16 253H14L13 255H15ZM19 253H20V252H19ZM45 253L47 254L46 251H45ZM61 253H63V252H61ZM95 253H96V252H95ZM95 253H93V254H95ZM109 253H110V252H109ZM114 253H115V252H114ZM122 253H123V252H122ZM165 253H166V252H165ZM171 253H172V252H171ZM171 253H170L169 255H171ZM173 253H176L175 256H174L173 254H172V255H173L175 258H177L176 255H178V254H177L178 252L175 251V252H173ZM183 253H184V252H183ZM185 253H184V255H186ZM218 253H219V252H218ZM248 253H249V252H248ZM36 254H37V253H36ZM46 254H43V255H46ZM64 254H65V253H64ZM69 254H70V253H69ZM75 254H76V253H75ZM85 254H87V253H85ZM129 254H130V253H129ZM133 254H134V253H133ZM133 254H132V256H133ZM135 254H136V253H135ZM135 254H134V255H135ZM137 254H138V256H139L140 253L137 252ZM167 254H168V253H167ZM167 254H166V255H167ZM210 254H211V253H210ZM223 254H224V253H223ZM233 254H234V252H233ZM1 255H2V254H1ZM17 255H18V254H17ZM33 255H34V253H33ZM47 255H48V254H47ZM60 255H61V254H60ZM71 255H72V254H71ZM82 255H84V254L82 253ZM111 255H114V254L111 253ZM115 255H116V254H115ZM117 255H118V254H117ZM130 255H131V254H130ZM156 255H157V257H156ZM160 255H161L162 257H161ZM184 255H183V256H184ZM217 255H219V254H217ZM217 255H216V256H217ZM254 255H255V254H254ZM15 256H16V255H15ZM15 256H11V257H15ZM19 256H20V255H19ZM62 256H63V255H62ZM73 256H75V255H73ZM78 256H79V255H78ZM89 256H90V255L86 256V259H87V260H85V258H84V260H85V261H88V260H89V259H88ZM99 256H100V255H99ZM109 256H110V255H109ZM123 256H124V253H123ZM142 256H143V255H142ZM144 256H146V255H144ZM187 256H188V255H187ZM196 256H197V257H196ZM205 256L207 257L208 255H207V254H204V259H205ZM209 256H210V255H209ZM220 256H221V255H220ZM228 256H230V255H228ZM16 257H17V256H16ZM66 257H67V256H66ZM70 257H71V256H70ZM81 257H82V256H81ZM95 257H97V256H95ZM110 257H111V256H110ZM110 257H109V258H110ZM126 257H127V256H126ZM158 257H159L160 259H158ZM163 257H164V258H163ZM174 257H172L171 259H173ZM179 257H181V256H179ZM217 257H218V256H217ZM232 257H233V255H232ZM239 257H240V256H239ZM251 257H252V256H251ZM251 257H250V258H251ZM17 258H18V257H17ZM19 258H20V257H19ZM59 258H60V257H59ZM92 258H93V257H92ZM98 258H100V257H98ZM111 258H112V257H111ZM117 258H118V257H117ZM117 258H116V259H117ZM128 258H129V257H128ZM128 258L126 259V261L128 260ZM162 258H163V259H162ZM175 258H174V259H175ZM182 258H183V257H182ZM182 258H181V259H182ZM184 258H186V257L184 256ZM184 258H183V260H185ZM190 258H191V257H190ZM192 258H193V257H192ZM207 258H208V257H207ZM228 258H230V257H228ZM228 258H227V259H228ZM235 258H236V257H235ZM237 258H238V257H237ZM247 258H248V257H247ZM250 258H248V259H250ZM252 258H253V257H252ZM252 258H251V259H252ZM65 259H66V258H65ZM67 259H69V258H67ZM81 259H82V258H81ZM94 259H95V258H94ZM122 259H123V258H122ZM122 259H121V260H122ZM135 259H136V258H135ZM138 259H139V257H138ZM138 259H137V260H138ZM141 259H142V261H143L144 258L141 257V258L138 260V262H136V261H137V260H136V261H134L132 264H135V263L141 264V263H142ZM156 259H157L159 262H158ZM186 259H187V258H186ZM194 259H193V260H194ZM200 259H201V258H200ZM202 259H203V258H202ZM211 259H213L212 256H211ZM211 259H210V260H211ZM221 259H222V258H221ZM221 259L218 258V260H221ZM223 259H226V258H223ZM238 259H240V258H238ZM262 259H263V258H261V260H262ZM51 260H52V259H51ZM61 260L63 261L64 259H61ZM76 260H77V259H76ZM78 260H80V259L78 258ZM111 260H112V262H110V261H109V262H110V263H113V261H114L113 258H112ZM132 260H134V257L132 258ZM132 260H130V263H131ZM146 260H145L144 264L147 262ZM155 260L157 261V263H156ZM161 260H162V261H161ZM165 260H164V261H165ZM169 260H170V259H169ZM177 260H178V258H177ZM179 260H180V259H179ZM198 260H199V258H198ZM229 260H231V259H228V261H229ZM244 260H245V259H244ZM21 261H22V258H21ZM21 261H20V262H21ZM53 261H54V260H53ZM68 261H69V260H68ZM71 261H74V260L71 259ZM81 261H83V260H81ZM90 261H92V260H90ZM96 261H97V259H96ZM98 261H100V260H98ZM140 261H141V262H140ZM154 261H155V262H154ZM175 261H176V260H175ZM175 261H174V262H175ZM188 261H189V260H185V261H184V264H187ZM203 261H204V260H203ZM205 261H206V259H205ZM205 261H204V262H205ZM253 261H254V260H253ZM18 262H19V261H18ZM20 262H19V263H20ZM56 262L58 263V261L55 259V264H56ZM75 262H77V261H75ZM75 262H74V263H75ZM114 262H115V261H114ZM166 262H167V260H166ZM166 262H165V264H166ZM171 262H172V260H171ZM189 262H190V261H189ZM191 262H194V261H191ZM191 262H190V263H191ZM215 262H216V261H215ZM263 262H264V261H263ZM49 263H51V262H49ZM63 263H64V262H63ZM70 263H72V262H70ZM70 263H69V264H70ZM96 263H97V262H96ZM101 263H102V262H100V264H101ZM120 263L122 264V262H120ZM123 263H124V262H123ZM127 263H128V262H127ZM127 263H126V264H127ZM175 263L182 264L183 261H181L180 263L177 261V262H175ZM175 263H174V264H175ZM213 263H214V262H213ZM213 263H211V264H213ZM216 263H217V262H216ZM216 263H215V264H216ZM218 263H220V262H218ZM223 263H224V262H223ZM236 263H237V262H236ZM248 263H249V262H248ZM251 263L253 264L254 262L251 261ZM46 264H47V263H46ZM52 264H53V262H52ZM58 264H59V263H58ZM75 264H78V263H75ZM79 264H81V262H80ZM82 264H83V263H82ZM86 264H87V263H86ZM98 264H99V263H98ZM142 264H143V263H142ZM200 264H201V263H200ZM208 264H210V263H208ZM226 264H227V263H226ZM229 264H230V263H229ZM231 264H232V263H231ZM259 264H260V262H259ZM262 264H263V263H262Z\"/></svg>",
    "mask_w": 264,
    "mask_h": 264
}]
</instances>
